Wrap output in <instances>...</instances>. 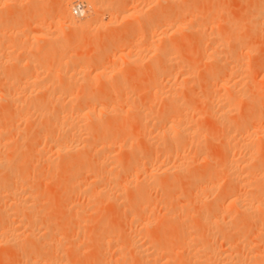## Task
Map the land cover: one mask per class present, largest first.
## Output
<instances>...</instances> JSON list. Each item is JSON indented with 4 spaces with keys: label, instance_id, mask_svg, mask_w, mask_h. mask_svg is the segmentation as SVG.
Listing matches in <instances>:
<instances>
[{
    "label": "rangeland",
    "instance_id": "obj_1",
    "mask_svg": "<svg viewBox=\"0 0 264 264\" xmlns=\"http://www.w3.org/2000/svg\"><path fill=\"white\" fill-rule=\"evenodd\" d=\"M3 1H5V0H2V2ZM8 1V0H7ZM21 2V3H18V6H13L14 7V9L12 8L11 9V11H8V12H10V13H7L9 16H12L11 18L13 19V18H15L16 17V19H13L14 20V22H12L13 20L11 19V18H9L10 19V22H12L13 24H16L17 26H18V23H20V21L22 22V24L20 23L19 24V26H18V29H17V27L15 28V30H14V28H13V24L11 25L10 23H8V24H10V25H8L6 22L3 24L4 26L7 24L8 25V27H6L5 26V28H2V25H0V30H2V34L0 33V39L3 41V43H1L2 41L0 40V45H4L3 46V48H8V50L10 49L9 47H12V45L14 44V42L16 43V42H19V41H17V40H20V41H22V43H26L25 45L23 44V46L27 49V47L28 48H32V47H34V45H36V44H34V43H39V45H41V47L38 45H36L37 47H39V50H40V53H38L39 52V50H38V48L37 47H35V48H37V50L35 49V50H30V49H27V51L29 50V51H31L32 52V55H31V52H26V54L28 55V56H26V54H20L21 55V60H27V59H30L31 57H29V56H32V59L33 58H36V60H37V58H38V56H35V55H41V50H45V47H46V45H51L50 43L49 44H47L49 41H47L46 39L45 40H42L41 39V35H39L41 32H39L38 33V31H41V29L43 30V28H41V27H39L40 25L38 24V23H41V25H44V26H42V27H46V25H47V27H46V29H44V30H47L48 32H49V30L48 29H50V30H52V29H54V27H55V29L56 30H52V32L53 31H57V30H59V31H57V32H59L60 34L61 33H63V36L61 37V35L59 34V33H57V32H53V33H56L57 35H55L56 36V38H57V40H56V38H55V36H54V42H53V44L51 45V46H53L55 43H56V41H58L57 42V45L59 46V44L62 46V45H64L65 43H62V41H66V44H67V41L69 40V41H71V43H69V45L71 46V48H66L67 50L64 52V53H62L61 54V58H62V60H65V62H63V63H66V61H67V59H68V57H69V59L70 60H74L75 61V63H74V61L73 62H71L70 60H68V61H70V63H72V64H69L68 63V61H67V63L68 64H65L64 66H66L67 67V65H71V68L73 69L75 66V68L73 69V71H72V69L71 68H68V69H70L68 72H70V74L71 75H73L74 76V78H73V76L71 77V76H69V82L70 83H68V79H65V77L67 76V75H70V74H67L64 78L59 74L60 72H57V71H59V69H57L56 70V68H57V66L58 65H60L59 67H61V63H62V60H61V58L59 57V59L61 60H59L57 57V55H59V54H57V52H56V54H55V52L54 51H58V48L59 47H61V46H59V47H57V49H55L54 50V48L52 47H50V46H47V47H50L51 49V51L52 52H49V53H53L55 56H57L56 58H57V60L55 61V57H53V58H55V59H53L52 58V56H51V58L54 60H51V58L50 57H48V58H50V60L46 57L45 58V56L44 57H40L39 56V58H42V59H40L41 60V62L43 63H46L45 61H42L44 58H45V60L46 59H48L49 60V64H48V62L46 63L47 65H46V67L48 68V65L50 66V67H53V68H48V69H50L49 71H48V69H44V66H45V64H44V66L39 70V64L38 63H40V60H35V59H33V61L34 62H37L36 63V65L38 64L39 66H37V68H35L34 69V67H28V69H27V66L25 67V65L23 66V64L21 63V66L20 67H18L20 70H17V72H19V71H23V72H25L24 70L26 69V70H28L30 73L31 72H33L34 70V74H36L37 72V74L38 75H41L42 74V72H43V70H47V71H44L43 73L44 74H42L43 75V78H42V75L41 76H39V77H41L42 79H46V81L47 80H49L50 82H52L51 80H53L54 82L56 81V78L57 77H59V76H57V75H60L61 77L60 78H63V80L65 79V80H67V81H64V83H66V84H68V85H66L65 87H63V84H62V80H60L59 79V82H58V85H59V83H60V81H61V85L60 86H62L63 87V89H64V91H65V89L67 88V93H69L68 95L69 96H67V94H65V93H62V87L59 89V90H62V91H59L58 89H56L55 91H53L54 92V94H56L55 96L56 97H61V98H63V94L64 95H66V96H64L65 98H63V100L61 99V101L62 102H64L63 103V105L67 102V98L69 97V99L70 98H73L74 99V97L77 99V100H75V101H79V102H75V104L74 105H78V106H81V105H79V103L81 102V101H83V103H85V104H83L82 102V106L83 105H86V102H84L85 100V98L83 99V98H81V97H87L88 96V94H86L83 90L84 89H86V92L88 93H90L91 95L90 96H88V97H90V99H92L93 98V100H94V98L95 97H92L93 95L95 96L97 93V96H99L101 99H102V101L101 102H103V101H105V102H103V104H101V103H99V105H97L98 107H99V109H101L102 107V110H103V112L101 111V112H99V109H98V111H97V114H98V112H99V117L101 118V116L102 115H105L106 117H107V110H109L110 112H108V113H111L112 115H111V117H113V118H111L110 116V118L109 117H105V116H103L102 118H101V120L100 121H97V120H99L100 118H97V120H95L94 122L95 123H97L98 122V124H99V126H100V122H102L103 120H105V121H103V125L102 126H108L109 125V128L108 127H106V128H108V129H106V128H104L103 130H104V132H102V133H104L107 137H108V139H107V141L105 140V142L106 143H113L114 142V144L117 146V148H115L116 146L114 145V147H112V149L110 150V155L109 154H107V159H109V160H107L106 158V160H107V162L104 160V158L102 159V161H103V163H105V166H106V168L108 167L109 168V166H110V168H109V170H108V168H107V171L108 172H112V170L115 172L116 170V173H113L112 172V174H113V177H112V179H111V182H108L106 179H104L103 181H102V183H100V187L101 188H99V189H97V190H95V189H93L94 187H91L92 186V184L91 183H89V182H91L92 180L94 181V177L92 178V172H90L92 175H88V174H90L89 172H87V173H85V171L83 172V173H85L86 174V176H87V179H86V177H85V175L82 173H80L81 174V176H80V179L81 180H79V182L77 183V185L78 186H76V184H74V185H72L71 183H69L68 184V181H70L69 179H67L68 177H69V174H67V173H69V171H70V169H68V170H66L65 172H66V174L63 172L64 170L63 169H61L60 167H62L60 164L61 163H59V162H61V161H59L58 162V160H57V162H55V164L57 163V165H55V170H53L54 168L52 167L51 169H50V167H51V165H48L47 163H45L44 164V161L41 159V153H43L44 151H46L45 153H47L49 156H51V157H53L52 159L53 160H55V159H58L59 158V156H55L54 154H56V153H52V152H50L51 151V146L53 147L55 144H56V139H57V141H59L60 139V136L59 135H61V133H60V131L58 132V134L56 133L57 131H55V130H57V129H55L54 131H51L50 133L51 134H54L53 135V137H54V139H53V141L51 142H49V143H52V145H50V144H48V142H47V140L49 141V139H45L44 138V136H42L41 138H44V139H42L41 140V142L42 141H44V142H42V143H40V145L41 146H39V147H37V148H39L40 149V147H41V149L43 150V147H44V151L42 152H39L38 150L37 151H32V152H34V154L31 152V154H33V155H29L28 154V152L27 151H29V149H28V144H26V145H28L27 147H26V145L25 144H23L24 142H25V138H27V141L30 139V138H28L29 137V135H32L31 133H32V130L31 131H29V132H31V133H29V132H27L26 133V127H28L29 125H27V126H25L26 124H28V122L27 121H25L26 122V124H24V123H20V121H19V112H17L18 110V108L20 107V106H17V108H16V110L17 111H15V105H13V104H11V103H7V105L8 104H11V105H8V106H6V107H9L10 106V109H8L7 110V108H5V105H6V101L8 102L9 100H6L7 98L6 97H2V99L3 98H6L5 100H3V101H5V103H0L1 105H0V125H2V127H0V129L2 130V132H4V140H2L3 141V143L1 142V144H2V147L5 145V144H7V146H4L5 147V149H3L4 151V155H6V158H5V160L7 159L9 162H11V163H13V165H9V162L7 163V160L5 161V163H6V166H9L10 168H12V167H14V156L15 157H17V159H16V164H18L19 162V166H20V168H18L19 169V171L21 170L22 172H23V170H24V172L26 173L25 175H27L28 174V176H25L24 177V174H21V178L20 177H18V179L20 178V185H22V184H25V188H26V190H27V192L29 193L30 192V194L32 195V199H34L33 201H35V202H33L32 201V199H31V202L33 203V204H31V205H34V204H36V206L34 205V208H36V210H38L40 213L38 214V212L36 213V217L35 218H37L38 216L37 215H40V219L39 218H37V219H39V221L38 220H36L35 219V221H38V222H35V226H36V228H37V230L38 231H41L40 232V234L42 233V235H46L47 237H49V235H48V233L46 232L47 230L45 229L44 230V228H48L49 226H50V228L51 229H53V231L50 229V228H48V231H50L51 230V234H50V236L52 237V240L50 239V237L48 238V242H53L54 241V243H56L55 245L57 246H55V247H53V248H58L57 249V251H55V249H54V251L52 250V247L50 248V243H48L50 246H48L47 244H45L46 246H48V247H44L43 248V250H39V245H38V247L39 248H37V250L38 251H40V253L41 252H43V253H46V254H41V256H40V259H41V257H42V261L44 262V260L43 259H45V261H47V260H50V259H53L54 258V260H57L56 262L57 263H59V261H58V259L57 258H59L60 259V263L59 264H74V262H75V260H76V263L75 264H103L104 262L106 263V264H110L111 262V264H135V263H138V262H140V261H138V262H136L137 261V259H135V257H134V260H133V256L134 255H132L131 254V252H130V250L132 251V249H129V248H131L130 246H129V244H128V239L126 240V242L124 241V237H127L128 236V233H130V231H131V229H129V227H130V225H129V227H127L128 225L127 224H130L131 222V220L130 219H132V217L133 216H136V215H138L139 214V216H140V213H142L141 211H143L142 209H147L146 208V206L143 208L142 206V201H144V199H140V200H142L141 201V203H140V205H141V207H140V205H139V207H140V209L141 210H139V208H138V211L140 212H136L135 210H137V208L136 207H132V208H128V206L127 205H129L130 206V203L127 201L126 202V200L124 199V198H126L127 196L125 195V193H127V195L130 193V195L131 196H133V194L131 193V191L133 190V189H137V188H141V187H147V189H148V192L151 194H149V197L151 198H149L148 197V199L150 200V204H151V207H149L150 208V210L151 211H154V212H148V211H145L146 212V214H145V218L147 219H149L152 223H151V225H150V228L148 227L147 229H146V231L147 232H143L144 234L145 233H147V234H145L146 236H148L149 238H150V236H149V234H152L151 235V238H153V240L155 239V236L157 237V239H155V240H157L156 242H154L153 240H151V243L154 245V246H156L157 244H161V245H163V247L164 248H167L168 250H165L166 252L164 253V257H165V259H163L162 260V262L161 263H167L168 262V264H189L188 263V259H190V258H192V255H194L195 254V256L197 257V258H203V257H201L200 256V254L202 255V256H210V251H209V249H208V247H206V248H204L205 246H203V250L200 252V251H196L197 249L199 250L201 247H199L201 244V242H203L204 241V239L206 240L207 238H206V235H207V229H206V227H207V225H206V227L204 226L206 223L204 222L205 220H198V219H200L199 218V215L197 216L196 215V212L198 213V209H200L201 211H203L204 210V208H205V210H206V208H207V205L210 203V207L209 208H211L212 207V209H213V207L215 208V206L213 205V204H215V205H217L216 206V209H214L215 210V212H217L216 213V215L220 218V217H224L225 215H226V213H225V210L224 211H222V213H221V209H225L226 207V209H228V208H230V209H228V210H226V212H228V211H232V207H231V205L229 204V201L227 202V201H225V200H222L221 199V193L223 192H225V194H227V192H228V194L229 193H231V191L233 192V191H238V193L240 194V193H242L241 194V198L243 199H245V203H246V201H248V202H250V201H256L255 199L257 198V199H264V194H263V197H261V195L259 194V192H260V190H257V188H260V187H258V186H260L259 184H256L257 182H258V180H259V182H261L262 184L264 183V141H263V136L262 135H264L263 133H264V62H262V61H264V19H262L261 21H259L261 18V16H259L260 15V13L261 14H263L262 16H264V0H190V1H188V0H186V2L185 3H187V1H188V3L190 4V6H187L186 8H184V6L185 5H183V7L182 8H184V10H183V14H184V16L186 17L185 19L186 20H183L182 18V16H181V18H179L178 17V15H177V17H178V19L176 18H173L172 16H170V13L172 12V11H169L168 12V10H166V8L168 7V9H170V10H172L173 9V11L174 12H176L177 10H179L180 8H178V6H179V3L178 4H176L177 6L175 7V8H177V9H174V8H172V7H170V6H172V5H170L171 3H173L174 2V0H171V2H170V0H166V1H169V5L170 6H165V5H163V2L162 1H164V0H152L151 2L149 1V0H132V2L130 1V3L128 4L127 3V5H126V8L128 7V9H130L131 10V8L132 9H134V8H136L137 10H140V12H139V14L140 15H144L143 17L142 16H140L139 14H135L134 16H132L131 18H133L134 20H131V21H129L128 19H127V21L125 22V24H126V27H125V25L123 24L124 23V21L125 20H121V19H119V20H117L118 21V23H117V21L116 22H114V25H116L115 27L114 26H112V24H108L107 25V27H105V25H103V26H99V28L97 27L98 25H100V23L98 24L97 22H96V24H98V25H94L93 23H94V21L96 20V19H94L95 17H93V15L94 16H96V15H99V14H95V13H92V10L91 11H89V15H91V16H87L88 14H86V16H85V14H84V12L85 13H87L86 11H87V9L88 8H84L83 10H81L82 8H83V5L84 6H89L91 3H93L94 1H97V0H82L81 2H84V4H82L81 2H80V0L77 2V0H67V2H66V0H62L63 2H57V0H47V1H45V0H18V2ZM23 1H25V2H23ZM36 1V2H35ZM73 1H75V2H77L75 5H74V3H73ZM105 1V0H104ZM108 1H110V0H106L105 2H107V3H111V2H108ZM112 1V0H111ZM135 1V2H134ZM137 1H138V4H137ZM143 1V2H142ZM149 1V2H148ZM157 1V3L155 4V2ZM166 1H164V4H165V2ZM27 2V3H26ZM35 2V3H34ZM87 2V4H89V5H86L85 3ZM146 2V3H145ZM161 3V4H158V3ZM22 3H24V5L22 4ZM32 3V4H31ZM59 4L58 6H60L59 8H58V6L56 5V4ZM69 4V6L68 5H66V4ZM79 3H81L80 5V7H81V11H79V9H77L78 11H76V10H74V12H73V9H75V6L76 5H78L79 6ZM149 3V4H148ZM152 3V4H151ZM154 3V4H153ZM168 3V2H167ZM166 3V4H167ZM183 3V2H182ZM184 3V4H185ZM40 6H39V5ZM42 4V5H41ZM130 4H132V5H130ZM139 4H141V5H139ZM151 4V5H150ZM19 5H20V7H21V11H20V8H19ZM148 5V6H147ZM187 5V4H186ZM28 6H30V8H28ZM45 6V7H44ZM144 6V7H143ZM16 7H18L17 8V10H16ZM34 8L35 7V9H37V10H34V9H32V8ZM42 7V8H41ZM54 9V10H56V12L58 13H55L54 12V10L52 9V8ZM66 8V11H65V9L64 8ZM109 8H110V6H108ZM39 8V9H38ZM45 8V9H44ZM63 8V9H62ZM144 8V9H143ZM162 8V9H161ZM4 9V8H3ZM45 11H44V10ZM60 9H62L61 11H63L64 13H62L61 11L59 12V10ZM90 9H91V7H90ZM153 9V10H152ZM156 9H158V10H156ZM185 9H188V11L187 12H189V13H187L186 12V10ZM53 10V11H52ZM145 10V11H144ZM160 10L162 11V13H163V11H164V15H166V14H168V15H166L165 16V18L167 17H169V19H171V18H173V20H175V21H170V22H168L169 24H167L166 23V20H165V18H163L164 16H158V15H160L161 14V12H160ZM260 10L262 11V12H260ZM4 11V10H3ZM14 11V12H13ZM17 11H18V14H16L17 13ZM29 11V12H28ZM35 11H37V12H39V13H37V16H35L36 15V12ZM68 11V13H66ZM75 11L79 14V16H77V13H75ZM84 11V12H83ZM151 11H153V13L151 12ZM167 11V13H165ZM35 12V13H34ZM40 12H41V14H40ZM45 12V13H44ZM48 12H50V13H48ZM51 12H52V15H51ZM71 12H73V13H71ZM91 12V13H90ZM142 12V13H141ZM149 12V13H148ZM151 12V13H150ZM158 12H160V14H158ZM180 12V10L178 11V13ZM185 12L187 13V14H185ZM13 15H12V14ZM19 13H23L22 14V16H19L20 14ZM29 13V14H28ZM31 13L32 14H35V15H32V16H30L31 15ZM43 13V14H42ZM60 13L61 14H63V15H61L60 16ZM155 13L156 14H158L157 15V17H158V19L160 18V20H162L163 21V19H164V24H162L161 25V23L160 22H158L159 20H156L157 21V23H156V27L153 25V23L152 22H156L155 20L154 21H152L151 22V18L150 17H148V16H152L153 14H154V16H155ZM39 14V15H38ZM56 14V15H55ZM67 15L68 14V16H69V14H70V16H69V18L71 19V16H72V19H71V21H72V26L70 25V26H68V24H69V22H71V21H67V20H70V19H68L67 18V16H65L64 17V15ZM76 14V15H75ZM82 14H83V16H82ZM174 14V16H175V14H177V12L176 13H173L172 12V14L171 15H173ZM4 15L6 16V11L4 12ZM18 15V16H17ZM46 15H47V17H46ZM75 17H74V16ZM136 15H138L137 17H136ZM188 15V16H187ZM189 15L191 16V17H189ZM23 16H24V18H23ZM25 16H28L27 18L25 17ZM33 16H35V17H33ZM51 16H53L52 18H54V17H56V18H54L55 20H53L52 18H51ZM77 16V17H76ZM100 16V15H99ZM148 18H147V17ZM154 16H152L153 18H154ZM259 16V17H258ZM8 17V16H7ZM29 17H30V19H29ZM44 17H46V19H47V21L46 20H44L45 18ZM58 17H60V18H58ZM139 17H141L142 18V20H141V18H139ZM51 18V19H50ZM77 19V20H75V19ZM83 18V19H82ZM85 18V19H84ZM90 20H89V19ZM96 18H97V16H96ZM99 18H101V17H98V19ZM147 18V19H146ZM156 18V17H155ZM154 18V19H155ZM191 19V21H190V19ZM256 18V19H255ZM263 18V17H262ZM41 21H40V20ZM48 19H50V20H52L53 22H54V25L52 24V22L50 21H48ZM62 19V20H61ZM63 19H65V21H67V22H65ZM82 19V20H81ZM98 19H97V21H98ZM148 20L149 19V21H146V20ZM157 19V18H156ZM179 19H181V21L179 20ZM15 20L17 21V20H20V21H17V22H15ZM40 22H39V21ZM44 20V21H43ZM60 20V21H59ZM78 20H80V21H82L81 22V24L83 23V25L82 26H80V27H78L79 25H81V24H79L78 22ZM84 20H88L89 21V23L91 24V22H92V24H91V26H88L89 25V23H87L86 25L84 24L85 23V21ZM121 20V21H120ZM153 20V19H152ZM185 22H183V21ZM38 21V22H37ZM62 21V22H61ZM64 21V22H63ZM76 21H78V22H76ZM84 21V22H83ZM120 21V22H119ZM142 21H146V22H143L142 23ZM161 21V22H162ZM167 21H168V19H167ZM188 21V22H187ZM258 21V22H257ZM36 22V23H35ZM43 22V23H42ZM60 22V23H59ZM121 22H123V23H121ZM135 22H137V24L139 25L138 27L140 28L141 27V30L142 31H140V29L136 26L137 24L135 23ZM150 23L149 25L147 24H145V23ZM173 22H175V24L173 25V28H175L174 30H175V32H177V34L174 32V30H173V28L171 27V23H173ZM178 22V23H177ZM179 22H181V23H183L182 25H183V27H182V25L179 23ZM187 22V23H186ZM189 22H191L192 23V26H190V30H189V26H187L188 24H189ZM32 23H33V25H32ZM46 25H45V24ZM57 23V24H56ZM75 23V29H71V27H73V24ZM117 23V24H116ZM120 23V24H119ZM130 23H131V25H130ZM134 23V24H133ZM143 24V26H142V24ZM166 23V24H165ZM176 23L178 24V25H176ZM194 23V24H193ZM25 24V25H24ZM36 24V25H35ZM67 24V26L68 27H70V30H68V27L66 26H64V25H66ZM79 24V25H78ZM123 24V25H122ZM158 24H160L161 25V27L158 25ZM198 24H200L201 25V27L204 25V29H205V33L203 34V35H201V36H198V35H196V34H193L196 30H193L194 29V27L193 26H195V25H197L198 26ZM261 24V25H260ZM16 25H14V26H16ZM21 25V26H20ZM26 25H28L27 27H26ZM31 25V26H30ZM61 25V26H60ZM77 25V26H76ZM93 25V26H92ZM117 25H119V26H117ZM122 25V26H121ZM132 26V28L130 27V29H132L133 30V32H131L132 30H130L129 32H130V34H129V32H128V34L127 33H125L126 32V30H125V28L127 29V28H129V27H127V26ZM153 25V27H155V28H157V27H160V29H158L157 28V30L154 28H152L151 29V26ZM10 26H12L11 28L13 29H11L10 28ZM26 28H25V27ZM38 26V27H37ZM50 26V27H49ZM54 26V27H53ZM59 26V27H58ZM83 26H85V31L84 30H81V28L83 27ZM86 26H88V28H90V30L88 29V28H86ZM110 28H109V27ZM121 26V28H119ZM146 26H148V27H150V28H148V27H146ZM163 26H165V27H163ZM174 26H176V27H174ZM177 26H181V27H177ZM187 28H186V27ZM196 26V27H197ZM23 29H22V28ZM36 27H37V30H36ZM51 27H53V28H51ZM56 27H58V28H56ZM62 27V28H61ZM77 27L80 29V30H78L77 29ZM94 28V29H92V28ZM97 29H96V28ZM112 27H114L113 29H119L120 31H118L119 33H117L115 30H113L112 29ZM134 27H136V28H134ZM185 27V28H184ZM195 27V28H196ZM199 27V26H198ZM2 28V29H1ZM34 30H33V29ZM39 28H41L40 30H39ZM124 28V29H123ZM144 28V29H143ZM164 28H165V30H164ZM169 28H171V29H169ZM178 28V29H177ZM8 29V32L6 31ZM26 29V30H25ZM61 29V30H60ZM90 31H88V30ZM99 29H102L101 31H103L104 30V32L103 33H105V34H107V35H104V34H101L100 35V31H98ZM145 29H147V30H145ZM150 29H151V32H148V31H150ZM167 29H169V30H167ZM185 29H187V30H189L190 32H188V31H183V30H185ZM10 30H11V32H10ZM25 32H24V31ZM73 30H75V31H73ZM77 30H78V32H77ZM125 30V31H124ZM161 30H163V31H165L166 32V34L165 35H162V34H164V32L162 33V32H160ZM167 30V31H166ZM16 31V32H15ZM23 31V32H22ZM61 31V32H60ZM63 31V32H62ZM84 33H83V32ZM93 31V32H92ZM111 31H113L112 33H110ZM123 31H124V34H123ZM138 31H140L139 33V36H138ZM143 31L145 32V31H147V32H145L144 34H143ZM169 31V32H168ZM193 31V33H191ZM6 32V33H5ZM13 32L14 33H16V35H14L13 34ZM19 32H21V33H19ZM27 32H28V34H27ZM46 32V31H45ZM70 32H75L73 35H71L72 33H69ZM87 32H89L90 33V35L88 34V36H87ZM91 32H92V34H91ZM95 32L97 33V34H95ZM107 32V33H106ZM158 32V33H157ZM197 32V31H196ZM8 33H10V37L7 35ZM38 33V34H37ZM50 33H51V31H50ZM65 33V34H64ZM86 33V34H85ZM117 33V34H116ZM132 33H133V36H132ZM136 33V35H134ZM148 33V34H147ZM149 33L152 35H149ZM169 33V34H168ZM198 33V32H197ZM20 34H24V35H21V36H18V35H20ZM34 34V36H35V34L36 35H38L39 37L38 38H35L34 40L36 41L37 39V41L35 42L34 41V43H33V41H32V39L33 38H30V37H33V36H31V35H33ZM68 34V35H67ZM78 34V35H77ZM83 34V35H82ZM99 34V35H98ZM201 33H199V35H200ZM4 35H5V37H4ZM12 35V36H11ZM58 35L60 36V37H58ZM65 35V36H64ZM70 35V37H68V40H66V36H69ZM94 35H96V36H94ZM97 35H98V37H97ZM108 35H113V36H111L112 37V39H109V40H111L110 42L109 41H106V39L104 40V38H110ZM128 35V36H127ZM140 35H142V36H140ZM174 35V36H173ZM8 36V37H7ZM16 36H18V37H20V39L19 38H17ZM25 38H24V37ZM30 36V37H29ZM105 36H108V37H105ZM134 36H135V38H134ZM144 36V37H143ZM147 36V37H146ZM168 36V37H167ZM28 37V38H27ZM64 37V38H63ZM90 37H92V38H94V40L92 39V38H90ZM100 37V38H99ZM102 37H103V39H102ZM127 37V38H126ZM145 38V39H147V38H149V39H147L146 41V43H145V41H143V40H145V39H141V38ZM152 37V38H151ZM161 37H163V39L161 38ZM166 37V38H165ZM6 38V39H5ZM11 38V39H10ZM13 38H15V39H13ZM23 38H24V40H23ZM59 38V39H58ZM62 38L64 39V40H62ZM78 38H79V41H78ZM96 38H99V39H102V40H100L99 41V39H97L98 40V43H100V44H106L105 46L104 45H101L100 46V44H98V45H95L94 47H93V44L94 43H97V42H95V39ZM119 38V39H118ZM123 40H122V39ZM124 38L126 39V40H124ZM129 38H130V40H129ZM165 38V39H164ZM169 40H168V39ZM213 38V39H212ZM40 39V40H39ZM44 39V38H43ZM84 39V40H83ZM128 39V40H127ZM136 39V40H135ZM140 39V40H139ZM214 40V42L212 43L210 40ZM13 40H15L14 42H13ZM86 40H87V42H86ZM90 40V41H89ZM92 40V41H91ZM121 40V41H120ZM132 40V41H131ZM135 42H134V41ZM183 40V41H182ZM232 40V41H231ZM8 41V42H7ZM12 41V42H11ZM41 41V42H40ZM64 41V42H65ZM68 41V42H69ZM104 41H106V42H104ZM113 41H114V43H116V41H117V43L116 44H114L113 43ZM124 41H129V42H127V43H125ZM137 41H139L140 42V44L137 42ZM142 41V42H141ZM150 41H152V42H150ZM155 41V42H154ZM157 41H158V43H157ZM172 41H173V43H174V45H173V43H172ZM227 41V42H226ZM5 42H7V43H5ZM30 42V43H29ZM43 42L44 43H46V44H44L43 45ZM60 42V43H59ZM86 42V43H85ZM91 42V43H90ZM103 42V43H102ZM111 42H112V45H110L111 44ZM123 42H124V44H123ZM131 42V43H130ZM135 44H134V43ZM148 42H149V45L150 44H154L153 46L154 47H151V45L150 46H148L147 44H148ZM166 42L167 43H169V45H170V42H171V44L173 45H171L172 46V48H174V50H175V52L178 54H172V56L170 55V59H171V57L172 58H174L173 59V61H175L174 63H171V64H175V63H177V64H175L174 66H176V67H174V66H172V67H174V68H172L169 64H170V62H169V64H168V62H167V64H168V67L170 66V68H172V69H170V70H173V71H175V72H171L170 71V74H168L169 72H166L165 74H166V76L167 75H169V76H165L164 77V75H163V77H162V75L161 76H159L160 74H158V72H160L161 74H163L162 72H163V70H165V69H167L165 66H163V65H165L164 64V62L161 60V59H159V57L157 56V54H156V52H154L153 50H155V48L156 47H161V46H163V45H167L166 44ZM19 43H21V42H19ZM22 43H21V45H22ZM41 43V44H40ZM59 43V44H58ZM84 43V44H83ZM119 43H121V45L119 44ZM138 43V44H137ZM141 43L142 44H145V45H141ZM157 45H156V44ZM163 43V44H162ZM185 43V44H184ZM212 43V44H211ZM29 44V45H28ZM32 44H34V45H32ZM132 44L134 45V46H132ZM215 44V47H218V49L220 50V51H218V55L217 54H215V56L217 55L218 57H220V59L219 60H221V62L223 61L224 62V60L226 59V61H228V60H230V58H231V56H233V54H234V56H239L240 54H241V56H239L240 58V63H239V65H240V74H241V76H239L238 74V71L237 72H234V71H231L232 72V75H231V73H230V70L231 69H223V71L220 69V71H221V73L219 72L218 73V75H217V77H214L213 75V77H211V73H210V71L211 72H213V73H215V66H217L218 67V65H217V62L215 61L216 59V57L214 56V58H212L211 56H213V55H210L209 53H210V50L213 48V45ZM15 45H19L18 43L17 44H15ZM28 45V46H27ZM30 45L32 46V47H30ZM68 45V44H67ZM114 45V46H113ZM124 45V46H123ZM137 45H140V46H143V47H140V46H137ZM159 45V46H158ZM186 45V46H185ZM188 45V46H187ZM44 46V47H43ZM83 46H85V47H83ZM96 46H100V48H97ZM106 48V49H102V48H104V47ZM108 46V47H107ZM128 46L130 47V46H132V48L133 47H135V48H133V49H135V50H133L131 47L130 48H128ZM175 46V47H174ZM195 46V47H194ZM211 46V47H210ZM46 47V49H48ZM81 47V48H80ZM83 47V48H82ZM87 47H89V48H87ZM91 47V48H90ZM93 47V48H92ZM111 49H110V48ZM115 47V48H114ZM141 49H140V48ZM177 47V49H175ZM2 47H0V51H1V53H2V51H5V49H1ZM14 48V47H13ZM41 48V49H40ZM44 48V49H43ZM143 48V49H142ZM182 48V49H181ZM184 48V49H183ZM211 48V49H210ZM14 49H16V48H14ZM100 49V50H99ZM149 49V51L147 52V50ZM10 50H12V48L10 49ZM95 50H98V51H102V52H107L108 53V56H107V53L105 54V58L104 59H100L101 61L102 60H105V61H99V62H101V64H102V66H101V64L99 63V64H97V65H95V64H93L92 63V61H95V59L94 58H98L99 56H103V55H101L102 54V52L99 54V53H97L98 51H95ZM107 50V51H106ZM130 50H131V53H130ZM140 50V51H139ZM152 50V51H151ZM173 50V49H172ZM173 50V51H174ZM239 52V54H238V52ZM46 51V50H45ZM49 50H47L46 51V53L48 52ZM61 51V50H60ZM71 51V52H70ZM115 51V52H114ZM128 51V52H127ZM134 53H133V52ZM138 51V52H137ZM35 52H37L38 54H36ZM69 52V53H68ZM96 52V53H95ZM151 52V53H150ZM174 52V53H175ZM220 52V53H219ZM232 52V53H231ZM0 53V54H1ZM4 53H6V52H4ZM18 52H16V58H18L20 55H18L17 54ZM45 53V52H44ZM44 53H42V55L44 54ZM45 53V54H46ZM65 53H68L67 55L65 54ZM119 53H120V55H119ZM122 53V54H121ZM15 54V53H14ZM64 54V55H63ZM98 54V55H97ZM104 54V53H103ZM126 54V56L128 55V54H130L132 57H133V61H131V63L129 62L128 63V61L129 60H127V62L124 60L123 61V59L122 58H124L125 56H122V55H125ZM135 55V57H134V55ZM152 54V55H151ZM220 54V55H219ZM230 54H231V56H230ZM1 55H3V56H5L6 54H1ZM0 55V56H1ZM41 55V56H42ZM47 55H48V53H47ZM75 56V59L72 57V58H70L71 56ZM138 55V56H137ZM176 55V56H175ZM120 56H122L121 58H120ZM157 56V57H156ZM174 56V57H173ZM230 56V57H229ZM25 57V58H24ZM65 57V58H64ZM132 57H131V59H132ZM4 57H2V58H0L1 60H0V64H1V66H0V80L2 79V78H5L6 77V75H5V77H4V74L5 73H2V71H1V69L3 68V67H6V66H4V64L3 63H5L7 60H5L6 59V57H5V59H3ZM24 58V59H23ZM64 58V59H63ZM80 58V59H79ZM100 58H103V57H100ZM109 58V59H108ZM138 59V62H137V59ZM142 60H141V59ZM176 58L178 59V60H176ZM88 59H89V61H88ZM2 60H5V62L4 61H2ZM31 60V59H30ZM47 60V61H48ZM79 60H81V61H79ZM86 60H87V63H86ZM97 60V59H96ZM107 60V61H106ZM155 60H159V62H157V61H155ZM39 61V62H38ZM51 61H52V63H56L55 65H57V66H51ZM60 61V63H57V62H59ZM77 61V62H76ZM83 61L85 62V64L83 63ZM91 61V62H90ZM162 61V62H161ZM171 61V60H170ZM184 61V62H183ZM1 62H3V63H1ZM80 62V63H79ZM81 62H82V64L83 65H86V67L85 66H83V65H80L81 64ZM104 62V63H103ZM136 64H135V63ZM162 64H161V63ZM179 62H182V63H179ZM7 63V62H6ZM41 63V64H42ZM76 63H77V65H76ZM133 63V64H132ZM74 64V65H73ZM154 65V66H156L157 67V65L156 64H159L160 66L159 67H157V70H156V67H154V66H151V65ZM5 65H9L8 66V68L9 67H12L11 65L12 64H5ZM36 65L34 64V66L36 67ZM80 65V66H79ZM182 65V66H181ZM183 65H185V66H189V68L187 69V68H185V67H183ZM25 68H23V67ZM42 66V65H41ZM62 66H63V64H62ZM74 66V67H73ZM79 66V67H78ZM82 66V67H81ZM93 66V69H95V70H93V69H91V67ZM100 68H99V67ZM178 66V67H177ZM180 66V67H179ZM190 66H191V68H190ZM220 66V65H219ZM2 67V68H1ZM45 67V68H46ZM58 67V68H59ZM83 68V69H79V68ZM88 67V68H87ZM150 67H151V72H150ZM153 67V68H152ZM7 68V67H6ZM15 68V67H14ZM21 68H22V70H21ZM78 68V69H77ZM99 68V72L96 70V69H98ZM159 68L161 69V70H159ZM176 68V69H175ZM178 68H180V69H178ZM24 69V70H23ZM30 69V70H29ZM61 69H62V67H61ZM64 69H65V71H67V68H65L64 67ZM63 69V70H64ZM76 69H77V71H76ZM88 69V70H87ZM89 69H91V70H89ZM156 71H158V72H156L155 73V70ZM190 69V70H189ZM194 69V70H193ZM218 69H219V67H218ZM2 70H4V68L2 69ZM31 70H33V71H31ZM51 70H54V71H52L51 72ZM78 70H81V71H78ZM101 70H105V73H104V71H101ZM109 70V71H108ZM112 70H114V71H112ZM168 70V69H167ZM183 70V71H182ZM5 72L6 71H8V72H10L9 70H4ZM40 71V72H39ZM74 71H75V73H74ZM86 71H91L90 73H91V75L88 73V72H86ZM108 73H107V72ZM217 71H219V70H217ZM7 72V73H8ZM13 72H15V71H13ZM17 72H15V73H17ZM20 72V73H21ZM28 72V73H29ZM47 72L49 73V74H47ZM62 72H64V71H62ZM61 72V73H62ZM78 72H80V73H78ZM84 72V73H83ZM100 72H102V73H104V74H102V75H106L107 76V78L105 79V82L104 83H102L101 81H103L104 80V78H105V76L104 77H102L101 75V78L99 77V73ZM11 73H12V71H11ZM25 73H27V72H25ZM50 73H51V75H50ZM56 73V74H55ZM110 73V74H109ZM152 73V74H151ZM154 73V74H153ZM174 75H173V74ZM177 73H179V75L177 74ZM180 73H182V74H184V75H181ZM212 73V74H213ZM223 73V74H222ZM226 73L228 74V75H226ZM47 75V78H46V75ZM53 74L55 75V77L54 78H52L53 77ZM81 75L82 76V78H81V76H79V75ZM86 74V75H85ZM93 74H96V76H94ZM156 74H158V76L156 75ZM208 74H210L209 76H208ZM224 76H222V75ZM235 74V75H234ZM50 75V76H49ZM90 75V76H89ZM152 75V76H151ZM157 76L156 78L154 77V76ZM170 75H172V76H170ZM176 75V76H175ZM219 75L220 76H222V77H219ZM48 76H49V78H52V79H48ZM57 76V77H56ZM78 76V77H77ZM110 76V77H109ZM118 76H119V78H118ZM188 77V79H187V77ZM77 77V78H76ZM90 77H91V79H92V81H91V79H90ZM109 77V78H108ZM116 77V78H115ZM185 77H186V79H185ZM239 77H241L242 78V83H239V80L238 79H241V78H239ZM67 78V77H66ZM73 79L74 81H73V85H74V87H73V85H72V83H71V79ZM94 78V79H93ZM151 78V79H150ZM166 78H168V79H166ZM210 78V79H209ZM212 78H214V79H212ZM80 79V80H79ZM82 79V80H81ZM84 79V80H83ZM103 79V80H102ZM150 79V80H149ZM153 79V80H152ZM3 80H5V81H3ZM6 80H7V82L8 81H10V80H8V77L7 78H5V79H2V86H1V82H0V86L2 87V88H0V95H2V96H4V95H11V93L10 92H12V94L13 95H15V96H17L18 94H17V92H19V90L17 89L18 87H13V86H11L10 84V82H6ZM75 80H78V81H75ZM101 80V81H100ZM115 80H118L117 82L115 81ZM186 80V81H185ZM191 82H190V81ZM44 81V80H43ZM57 81H58V78H57ZM93 83V85H95V86H93L92 84V86H90L89 87V85H90V83ZM113 81V82H112ZM121 81V82H120ZM179 81V82H178ZM6 84H5V83ZM74 82H76V84H74ZM80 82V83H79ZM100 82V83H99ZM107 82H109V83H107ZM150 82H153L152 83V85H151V83ZM157 83V84H159L160 86H162V87H159V85H157V84H155V83ZM185 82H186V84H187V87H186V85H185ZM223 82V83H222ZM226 82V83H225ZM95 83V84H94ZM115 83V84H114ZM120 83H122V86L120 85ZM147 83H149V84H147ZM180 83V85H178ZM182 83V84H181ZM221 83V84H220ZM226 84V89L224 90V88H222L221 87V85H223V84ZM72 86H71V85ZM87 84H88V89L86 88V86H87ZM119 84V85H118ZM124 84V85H123ZM169 84V85H168ZM224 84V85H225ZM4 85H5V87H4ZM97 85V86H96ZM116 85V86H115ZM148 85H150V86H148ZM154 85V86H153ZM173 85V86H172ZM182 85H183V88H185V89H187L186 91L189 93H187L186 91H185V89L183 90V89H181L182 88ZM194 85V86H193ZM233 85V86H232ZM8 86H9V88H8ZM11 86V87H10ZM71 86V87H70ZM124 86V87H123ZM159 88H158V87ZM229 88H228V87ZM8 89H7V88ZM73 87V88H72ZM148 87H149V90H148ZM153 87H154V89H153ZM177 87V88H176ZM191 87V88H190ZM220 87V88H219ZM4 88V89H3ZM12 88V89H11ZM14 88H16V92H15V90H14ZM174 88V89H173ZM178 89V90H176V89ZM231 88V89H230ZM235 88V89H234ZM32 89V88H31ZM35 89V88H34ZM34 89H32V90H29V92L31 93V95L32 96H34V97H36L37 99H39L40 100V102H45V104H42V105H44V107L42 108V107H40L41 109H44L45 107L47 108V109H49V108H51L50 106V104H48L49 102H48V100L46 99V98H44V96H47L48 97V95H49V93H47V92H45V91H43L44 93H42V92H40V90H37L36 91V89H35V91L37 92V94H41V96L44 94V96H43V99H46V101L45 100H43L42 99V97H39L37 94V96L39 97H37V96H35V91H34ZM70 89H72V91L73 92H71V90ZM117 89V90H116ZM158 91H157V90ZM160 89H163V91H161ZM228 89H230L231 91L232 90H234V91H241V95L239 94V95H237V97H235V100H237V99H240V100H237V102L235 101V100H233V101H235V102H232V103H229L228 104V102H226L225 101V103H227V104H225L226 105V107L228 108V110L229 111H231V112H228L227 111V115H226V117L228 116V119L226 118V121L227 120H230V122L231 123H228V126L231 124V125H233V126H230V127H228L227 126V124H226V128H224L225 127V125H224V127H223V125L221 124L220 125V123H219V125L220 126H222L223 127V129H222V127H220V126H216L217 128H218V130H217V128L215 127V124L213 125V123L211 122V117L209 116V114H207V112H208V110L207 109H212L213 108V106L214 105H216L217 103H215V102H217L218 100H221L222 101V99H224V98H226V96L224 95V94H228V92L230 91V90H228ZM4 90H6V91H4ZM7 90L8 91H10V90H12V91H10V92H8L7 93ZM14 90V91H13ZM120 90V94H119V91ZM122 90V91H121ZM123 90H124V92H123ZM153 90H154V92H158V94L157 95H155L154 94V92H153ZM172 91L173 93L174 92H177V93H174L175 95H178L177 97L178 98H176V99H178L179 101H180V99L182 100V98H183V100H184V102H183V100L182 101H180L179 102V104L178 105H174V108H172V106H173V104H172V102H169V99H168V101H166V99H165V93H169L170 91ZM176 90V91H175ZM32 91H33V93H32ZM63 91V92H64ZM159 91H161V92H163L162 94H160V92ZM164 91H165V93H164ZM169 91V92H168ZM193 91H195V92H193ZM2 92H4L5 94L3 95V93ZM14 92V93H13ZM20 92H21V90H20ZM81 92L84 94H81ZM93 92L95 93V94H93ZM151 92V93H150ZM153 92V93H152ZM17 95H16V94ZM51 94H53L52 92H50ZM59 93H61L62 95H60ZM77 93H80V95L79 94H77ZM100 93V94H99ZM122 93H124V94H122ZM127 93V94H126ZM192 93V94H191ZM75 94V95H74ZM85 94L87 95V96H85ZM104 94V95H103ZM119 94V95H118ZM188 94V95H187ZM194 94V95H193ZM102 95V96H101ZM108 97H110V98H108ZM155 95V97H153V96ZM161 95L163 96V97H161ZM174 95V96H175ZM191 95V96H190ZM218 95V96H217ZM12 96V95H11ZM18 96H21L22 97V94L20 93ZM17 96V97H18ZM106 96V97H105ZM112 96H114V97H112ZM116 96V97H115ZM124 96V97H123ZM152 96V97H151ZM157 96V97H156ZM190 96V97H189ZM221 98H220V97ZM241 96H242V98H241ZM16 97V98H17ZM92 97V98H91ZM99 97H96L95 98V100H98V98ZM119 97V98H118ZM160 97V98H159ZM188 97H189V99H188ZM193 97V98H192ZM210 97V98H209ZM240 97V98H239ZM243 97H244V99L246 98V100H243ZM79 98H81L82 100H80ZM124 98V99H123ZM127 98H132L130 101H129V99H127ZM153 98V99H152ZM191 98V99H190ZM209 99V100H207V99ZM213 99V100H210V99ZM216 98V99H215ZM237 98V99H236ZM253 99V100H250V99ZM1 99V98H0ZM2 99L0 100L1 102H3L2 101ZM79 99V100H78ZM106 99V100H105ZM110 99V100H109ZM112 99V100H111ZM119 99V100H118ZM161 99V100H160ZM242 99V100H241ZM38 100V101H39ZM42 100V101H41ZM94 100V102H95V104H97V102H100V101H95ZM114 100V101H113ZM118 100V102H116V101ZM120 100H126V101H120ZM215 100V101H214ZM231 100V101H232ZM109 103H107V102ZM137 102V104H136V102ZM164 101H165V103H164ZM230 101V102H231ZM243 101H246V102H243ZM114 104H113V103ZM133 102V103H132ZM146 102V103H145ZM105 103H107L108 104V106H109V108L107 109V104H106V106H100V104L101 105H104ZM113 104V106H112V104ZM121 103H122V105H121ZM125 103V104H124ZM129 103H130V106H131V108H132V104H134V105H136V107H139V108H136L135 106V109L137 110H139L140 108H145V107H147V108H145L147 111V113L149 114V116L148 117H146V119L143 121V123L141 122V123H137V120L135 119L136 117V114L135 113H133V114H135L134 115V119L132 118V112H131V108H130V106H129ZM132 103V104H131ZM149 103H151V104H149ZM172 104V106L170 105V104ZM181 103V104H180ZM67 104V103H66ZM93 104V103H92ZM120 104V105H119ZM140 104V105H139ZM141 104H143V107H142V105ZM147 104H148V106H147ZM167 104V105H166ZM176 104V103H175ZM183 104V105H182ZM185 104V105H184ZM189 104V105H188ZM193 106H192V105ZM49 105V107H47ZM116 105V106H115ZM124 105V106H123ZM139 105V106H138ZM179 105H182V106H179ZM11 106H13L14 108V110H13V112L14 113H12V111H11ZM117 106H118V108H120V109H118L117 108ZM141 106V107H140ZM150 106H152V108H150ZM167 107L168 108V111H169V109L171 110V111H173V110H175L174 112H170V117H168V113L169 112H167L166 110L167 109H165L164 107ZM172 108H170V107ZM177 106H179L181 109H183V112H182V110H181V112L182 113H184L185 111L184 110H186L185 109V107L187 108H194V109H188L187 108V110L186 111H192V112H194V114H193V119L191 118V116H190V119L189 120H191L190 122H191V124H193V123H195L196 125L194 126V128L196 127H198V129L199 130H196V128L194 129L193 127H191V128H193L194 130H196V131H198V132H202V131H204V132H202L201 133V136L202 137H205V138H202L201 137V139H200V142L201 141H204V144H203V142H202V144H200V145H204V147H203V151L204 152H201L200 150H202V149H197V151L199 150V152H196V153H193L192 152V145H190V147L187 145L186 146V149L184 150H182V152L181 151H179V154L178 153H176V151H175V149H172V150H174V151H172V150H168L167 149V147H165L166 149L165 150H167L169 153H171V156H170V154L168 153V154H166L167 152H165L164 153V147L162 146V148H161V146H160V144H161V141L159 140V142H160V144H156V145H154V147L156 146V151H154V148L153 149H150L151 151H149V153H151L152 152V156H151V154H149L146 150H144V146H143V148H142V143L140 142V141H142L143 142V139H141V137L143 136V134L144 133H148V132H150L151 130V128L153 127V125L154 124H157V123H159V122H156L157 120H160L161 118V113H162V118H163V121L166 119V121H169V120H174L175 118H177V120H179V118H180V115H182V114H180V115H178L179 113H178V111H177V109L180 111V108L179 107H177V109H176V107ZM185 106V107H184ZM206 106V107H205ZM210 108H209V107ZM231 106V107H230ZM236 106V107H235ZM101 107V108H100ZM106 109H105V108ZM112 107H114V108H112ZM121 107H123V108H121ZM127 107V108H126ZM134 107H133V109H132V111L134 112ZM45 108V109H46ZM111 108H112V110H111ZM124 108L126 109L125 111H124ZM227 108H226V110H227ZM4 109H6V111H2V110H4ZM46 109V110H47ZM127 109H128V111H127ZM151 109H153V110H151ZM10 110V111H9ZM20 110H21V107H20ZM106 112H105V111ZM115 110H118L117 112H119V113H117L118 115H119V117L116 115V112H113V111H115ZM122 112H121V111ZM141 110V109H140ZM137 111V113L139 112V113H141V111ZM150 110V111H149ZM112 111V112H111ZM145 111V110H144ZM176 111H177V114L176 115H178V117L175 115V113H176ZM16 112L18 113L17 114V116H18V120H16L17 118H15L16 117ZM22 112V111H21ZM20 112V113H21ZM130 112V113H129ZM136 112V111H135ZM165 112V116H167V118H165V116L163 117V113ZM180 112V113H181ZM206 112V113H205ZM210 112V111H209ZM6 115V113L8 114L6 117L5 116H3L4 114ZM10 113H11V117H8V116H10ZM106 113V114H105ZM120 113H121V116H120ZM123 113V114H122ZM126 113H128V114H126ZM160 113V114H159ZM186 113V112H185ZM185 113L183 114L184 116H185ZM153 114V115H152ZM160 116H159V115ZM189 114H192L191 112L189 113ZM229 114V115H228ZM124 115H126V116H123ZM128 115H130V117L128 116ZM138 115V114H137ZM182 115V116H183ZM97 116V117H98ZM114 116H117V118L116 117H114ZM151 116L153 117V118H151ZM159 116V117H158ZM172 116V117H171ZM173 116H176V117H174V119H172L173 118ZM183 116V117H184ZM1 117H4L3 118V120H6V121H3V120H1L2 118ZM21 117V116H20ZM104 117L106 118V119H104ZM122 117V118H121ZM129 117V118H128ZM158 119H157V118ZM210 117V118H209ZM6 118H10V121L8 120V119H6ZM15 118V119H14ZM116 118V119H115ZM125 118V119H124ZM156 118V119H155ZM160 118V119H159ZM169 118H171V119H169ZM11 119H12V121H11ZM14 119V120H13ZM41 119L42 118H40V119H37L38 120V122L41 124H43V121H45V119L47 120V118H45L44 117V119H43V121H41ZM112 120V121H110V120ZM123 119V120H122ZM129 119H133V122H135V123H137V125L135 124H133V122L131 121V120H129ZM151 119H153V120H151ZM8 120V121H7ZM22 120L24 121V119L22 118ZM114 120V121H113ZM117 122H116V121ZM120 120H121V122H120ZM125 120H126V122H125ZM134 120H136V121H134ZM146 120H148L147 122H146ZM150 120V121H149ZM156 120V121H155ZM162 120V119H161ZM188 120V121H189ZM194 120V121H193ZM213 120V119H212ZM18 121V122H17ZM108 121H110L109 123L111 124L112 123V133H111V130L108 132V130L110 129V124L108 123ZM124 121V122H123ZM131 121V122H130ZM2 122H5V123H2ZM7 122H9V123H7ZM11 122L13 123L12 125H11ZM47 122V121H46ZM46 122H44L45 123V125H46V127L48 128V126H50L49 124H48V126H47V123ZM86 122H88V123H90L89 121H86ZM93 122V121H92ZM93 122V123H94ZM104 122H105V124H104ZM139 122V121H138ZM162 122V121H161ZM214 123H216L215 121H213ZM228 122V121H227ZM119 123H121V124H119ZM122 123H125V125L124 126H129V130H128V128H127V131H128V133H125V131L126 130H124V129H126L124 126H123V124ZM126 123H127V125H126ZM147 125H146V124ZM150 123V124H149ZM235 123H236V125H237V123H238V126L236 127V125H235ZM24 124V125H23ZM36 124H37V121H36ZM40 124H37L38 126L40 125ZM131 124H132V126H131ZM153 124V125H152ZM191 124H190V126H191ZM218 124V123H217ZM224 124V123H223ZM5 125V126H4ZM10 125V126H9ZM33 125V124H32ZM30 126V127H32V129H33V133H35L34 131H36L35 129H36V127H35V129L33 128V126ZM37 125H35L34 124V126H37ZM91 125H92V127H93V125H94V129L96 130V129H100V128H102V127H100V128H96L97 127V125L96 124H92L91 123ZM115 125L116 126H118V127H115ZM134 125V126H133ZM141 125V126H140ZM144 125H145V127H149V130H148V128L146 129L145 127H144ZM242 125V128L240 127ZM244 125V126H243ZM5 128H4V127ZM16 126V127H15ZM24 126V127H23ZM37 126V127H38ZM41 126H43V125H40L39 127H38V130H40L41 128ZM96 126V127H95ZM124 128L123 130H122V128ZM30 127H28V129L30 130ZM46 127H44V128H46ZM116 129H118L117 130V132L116 131H114V129L115 128ZM141 127V128H140ZM143 127V128H142ZM151 127V128H150ZM240 127V128H239ZM25 128V129H24ZM40 128V129H39ZM43 128V129H44ZM47 128H46V130H47ZM121 128V132H119V129ZM237 128L239 129V131L237 130ZM262 128V129H261ZM49 129V128H48ZM115 129V130H116ZM225 129H228L227 131L229 132V133H225L226 131H225ZM233 129V130H232ZM241 129V130H240ZM260 129V130H259ZM1 130H0V133H1V135L3 134L2 132H1ZM4 130V131H3ZM16 130V131H15ZM25 130V131H24ZM45 129L44 130H42V134L41 135H44L43 134V131L45 132L46 131ZM53 130V129H52ZM144 130V131H143ZM145 130H146V132H145ZM221 132H220V131ZM15 131V132H14ZM18 131V132H17ZM48 131V130H47ZM97 131V130H96ZM102 131V130H101ZM101 131L98 133V134H102L101 133ZM105 131H107V132H105ZM222 131H223V133H224V135L226 136V137H231L233 140L231 141V139H228L229 140V144H234L235 143V145H236V143H238V141L239 140H243L242 142H244L245 144V146L247 145V147H245L244 145H242L241 143H240V141H239V145L240 146H242V149L243 150H248V151H246L245 150V152L242 150V152H243V154L244 153H250V154H248L247 155V157H251L250 158V161L249 162H251V163H248V162H246V164H243L242 166H246V167H244V168H246V169H243V174L240 172V174L243 176L244 174H245V176H241L242 177V179L241 180H243V178H246V179H244V181H241V183L243 184V185H239V184H237V180H234L233 178V181L236 183H234L235 184V187L234 188H236L237 186L236 185H239V187H237V189H234L233 190V186H234V184H232V185H230L231 184V182H232V180L231 179H229V176L231 175V173H229L230 171L227 169V170H225L227 167L225 166V164L227 163V162H225V158H227V156L229 155V159H237V155L239 154V153H242L241 152V147H239V145H238V147H237V145L235 146H233V147H231V146H227V144H226V148H225V146H221V143L223 144V142H221L222 140H220V143H219V141H218V139H221L220 138V136L221 137H223L224 135H222ZM238 131V132H237ZM36 132H38V131H36ZM52 132H54V133H52ZM113 132H115V136L113 135ZM122 134L123 135V132H124V136H122L121 137V135L119 134ZM143 134H142V133ZM206 132V133H205ZM218 132H220V133H218ZM261 132V133H260ZM263 132V133H262ZM16 133V134H15ZM23 133H24V135H26L27 134V136L26 137H24V135H23ZM26 133V134H25ZM29 133V134H28ZM39 133V132H38ZM116 134H117V136H116ZM120 136H119V135ZM206 134V135H205ZM229 134V135H228ZM0 135V139H2V136ZM23 135V136H22ZM57 135V136H56ZM62 135H64V133L62 134ZM61 135V137H63ZM96 136V137H94L95 138V140H96V138L97 137H101V136ZM126 135L128 136V138L129 139H127V137H126ZM259 135H261V136H259ZM104 136V135H103ZM145 136V135H144ZM143 136V137H144ZM223 137V139L224 138H226V137ZM20 137H24V139L22 138H20ZM113 137V138H112ZM124 137V138H123ZM126 137V138H125ZM142 137V138H143ZM33 138V137H32ZM31 138V139H32ZM47 138V137H46ZM102 138V140L104 141V138H105V136L104 137H101ZM114 138H116V142H115V139ZM121 138V139H120ZM263 138V139H262ZM51 139V138H50ZM51 139V140H52ZM114 139V140H113ZM119 139V140H118ZM125 139V141L127 140V141H129L130 142V144H132L133 146H136V143H138V146H136V148L138 149H143L142 150V152H141V150H139L138 152L139 153H143L144 152V157H143V155L142 154H139V153H137L139 156H138V160L139 161H137V156L135 157L136 158V160H135V158H133V160H135V161H137L136 163H134L133 164V160H127V163H128V165L126 164V155L127 154H129V153H127L126 154V150H124L123 151V149H124V147H123V143L125 144L124 146H126V143L128 144V142L126 141V142H123V140ZM204 139V140H203ZM235 139V140H234ZM260 139V140H259ZM16 140H18V141H16ZM87 140V139H86ZM91 140V139H90ZM94 140V139H93ZM93 140H91V141H93ZM98 140H100V138L98 139ZM97 140V141H98ZM113 140V141H112ZM226 142L228 141L227 139H224ZM24 141V142H23ZM27 141L25 142V143H27ZM45 141H46V143H45ZM90 141V142H91ZM103 141L102 142H100V143H103ZM112 141V142H111ZM163 141H165L166 142V140H163ZM235 141H237V142H235ZM16 142V143H15ZM19 142V143H18ZM20 142H22V144L20 143ZM29 142V141H28ZM73 142H75V141H73ZM72 142V144H76V145H78V142L77 143H73ZM89 142V141H88ZM93 142H95V145L97 146V149H98V147H100V145H102V144H99V142L98 143H96V141H93ZM92 142V144L91 145H93V147H95V145H94V143ZM119 142V143H118ZM133 142V143H132ZM136 142V143H135ZM158 142V143H159ZM232 142V143H231ZM15 143V144H14ZM55 143V144H54ZM134 143H135V145H134ZM139 143H141V144H139ZM145 143V142H144ZM144 143H143V145H144ZM164 143V142H163ZM167 143V144H166ZM166 143H164V145L166 144V146H168L169 147V143L168 142H166ZM18 144H20V145H18V148L22 145V147H23V149L21 148H19V149H16V151L18 152L19 151V153H21V156L23 157L22 158V160L27 156V155H29V156H27V158H25V160L23 161V162H21V156H20V154H18L17 152H16V155H12V154H14V151H15V147L17 146ZM54 144V145H53ZM118 144H120V145H118ZM224 144V145H225ZM23 145H25V147L27 148H24V146ZM50 145V146H49ZM129 145V144H128ZM199 145V146H200ZM119 146V147H118ZM141 146V147H140ZM146 146V145H145ZM149 146V145H148ZM157 146H159L160 147V150L158 149L159 147H157ZM244 146V147H243ZM89 148L90 149V151H91V149L93 150V152H94V148ZM152 147V146H151ZM151 147H149V148H151ZM171 147V146H170ZM224 147V148H223ZM228 147H231V148H229V151H228V153L226 152V149H228ZM250 147V148H249ZM48 148V149H47ZM126 148V147H125ZM173 148V147H172ZM192 148V149H191ZM206 150H205V149ZM237 148H238V150H237ZM239 148H240V150H239ZM40 149V150H41ZM89 149H87V150H85L86 151V155H87V153L89 154V153H92V152H89ZM120 149V150H119ZM146 149H148V147H146ZM162 149V150H161ZM189 149H190V153H187V152H189ZM195 149H196V147H195ZM251 149H252V151H253V153L251 152ZM256 149V150H255ZM26 150V151H25ZM47 150H48V152H50V153H48L47 152ZM149 150V149H148ZM158 150L160 151L159 153H158ZM187 150V151H186ZM75 152L76 151H78V150H74ZM85 151H83V153L85 152ZM88 151V152H87ZM193 151H194V149H193ZM24 152H26V155H24ZM35 152H36V154H35ZM127 152H128V150H127ZM162 152L164 153V155L166 154V155H168L169 157H167L166 155H165V157L163 158L161 155H162ZM172 152H173V154H172ZM193 154H192V153ZM195 152V151H194ZM255 152V153H254ZM5 153H7V154H5ZM40 153V154H39ZM77 153H82V151H79V152H77ZM148 153V154H147ZM156 153V154H155ZM158 153V154H157ZM181 153H182V156H183V158L185 159L184 160V162H187L188 163V165H191V164H193V165H191L192 166V169L191 170H193V173L192 174H195V172H197V173H201L202 172V174L203 175H205L206 174V172H207V174H208V171H210L211 172V174L212 173H215L212 177H208V175H211V174H208L207 175V179H209V180H207L206 179V176H205V178L204 177H200V176H197L198 174H196V178L195 177H193V175H189V177H192V179H190V181H188L189 180V178H187V172H186V168H187V164L185 163V165L186 166H184V168H185V170L183 169V173H180V172H182V171H179V173H180V175H183V174H185L186 175V177H185V175H183L184 176V179H183V176L180 178L179 176H178V172H176V170L177 169H174V166H176L177 165V160H176V155H179L180 157H181ZM197 153H198V155H199V153H202L203 155H200V156H198L197 155ZM85 154V153H84ZM131 154V158H132V156H135L134 155V153L132 152V153H130ZM130 154L127 156V158L130 156ZM11 155V157L12 158H10L9 156ZM19 157H18V156ZM39 155H41V156H39ZM90 155V154H89ZM94 156V154H91L90 156ZM98 155H100V154H98ZM146 155H149V156H146ZM172 155H174V157L172 156ZM199 157H197V156ZM251 155V156H250ZM97 155L95 154V156L94 157H96ZM105 156H103V157H105ZM158 156V157H157ZM179 156L177 157V159H179ZM185 156H186V158H185ZM189 156V157H188ZM255 156V157H254ZM145 157H146V159H145ZM150 157V158H149ZM151 157H152V160H151ZM191 157V158H190ZM205 157V158H204ZM231 157V158H230ZM234 157V158H233ZM20 158V159H19ZM34 158V159H33ZM61 158V157H60ZM59 158V159H60ZM148 158V159H147ZM154 158V159H153ZM158 158H159V160H158ZM162 158V159H161ZM172 158H174L173 160H172ZM206 159L205 161H208L207 163L205 162V161H203L204 159ZM223 158V159H222ZM248 158V159H249ZM252 158H254V160L256 161H254ZM13 159V160H12ZM145 159V160H144ZM150 159V160H149ZM203 159V160H202ZM228 159V158H227ZM228 159V160H229ZM248 159H246L247 161H248ZM122 160V161H121ZM166 160V161H165ZM190 160V161H189ZM202 160V161H201ZM253 162H252V161ZM105 161V162H104ZM109 161V162H108ZM133 161V162H132ZM260 161V162H259ZM138 162H140L139 163V165H137L138 164ZM144 162V164L145 165H143L142 163ZM165 162V163H164ZM166 162H168V163H166ZM189 162H191V163H189ZM194 162V163H193ZM210 162V163H209ZM220 162V163H219ZM27 163H28V165H27ZM59 163V164H58ZM108 165H107V164ZM125 163V164H124ZM175 163V164H174ZM205 163V164H204ZM223 163V164H222ZM225 163V164H224ZM261 164V166H259V169L257 168L258 167V165L259 164ZM23 165L24 164V167L23 166H21V165ZM111 164H114V165H112L113 166V168H112V166H111ZM146 164L148 165V166H146ZM169 164H170V166H172L173 165V167H170L169 166ZM210 164V166H208ZM228 164V163H227ZM247 164H249V165H247ZM254 165V168H252L251 166L252 165ZM258 164V165H257ZM27 165V166H26ZM54 165H52V166H54ZM63 165V167H64V164H62ZM123 165V166H122ZM125 165V166H124ZM132 165H135V166H133L132 167ZM160 165V166H159ZM166 165H168V166H166ZM223 165V166H222ZM262 165H263V167H262ZM19 166H16L15 168L17 169V167H19ZM49 166V167H48ZM57 166H60V167H57ZM97 166V165H96ZM99 166V165H98ZM97 166V167H98ZM101 166V165H100ZM100 166L98 167V169L100 168ZM105 166H104V164H103V166L102 167H104L105 168ZM128 166V167H127ZM136 166H141V168L143 169V171H151V172H149V174H148V172L147 173H145V176H146V174H148V176L149 175H151V176H153V175H156V172L155 171H158L157 173H159L161 176H164L165 177V174H163L164 172H162V170H164V169H166L167 167L169 168V169H171V168H173L174 170H175V172L173 171V170H170L169 172H167L166 174H168V173H173V175H171V174H168L167 176H169V177H171V176H173L171 179L169 178V177H167L166 176V178H169L171 181H179V182H176V184H174V186L173 185H169L170 186V188L172 187V189H167V192H166V194H165V192L164 191H162L160 188L158 189L157 188V186H160L159 184H157L156 182V185L155 184H153L154 182H151V181H155V177L152 179L151 178V181H149L150 179H149V177L148 176H146V178H148V179H146L145 180V176H144V173L143 174H139V172L138 173H136L137 171L136 170H130L131 168L133 169H135V167ZM143 166V167H142ZM164 166H165V168H164ZM191 166H189L190 168H191ZM256 166V167H255ZM8 167V168H9ZM26 167V168H25ZM66 167V166H65ZM95 167V166H94ZM97 167H95V169H97ZM124 167H127V171H125V168ZM155 167V168H154ZM188 167V169H190ZM210 169H208V168ZM248 167V168H247ZM249 167H251V168H249ZM260 167H262L261 169H260ZM59 168H60V170H59ZM146 168V169H145ZM205 168H207V169H205ZM216 168H218V169H216ZM223 170H225V171H222V169ZM229 168V167H228ZM258 169L259 170V172H258V170L256 171V170H254V169ZM102 169V168H101ZM111 169V170H110ZM145 169V170H144ZM156 169V170H155ZM250 169V171L248 172V170ZM252 169V170H251ZM63 170V171H62ZM100 170V169H99ZM125 172H124V171ZM161 170V171H160ZM196 170V171H195ZM199 170V171H198ZM215 170V171H214ZM217 170V171H216ZM222 172H221V171ZM20 171V172H21ZM68 171V172H67ZM173 171V172H172ZM178 171V170H177ZM188 171V174H191V171L190 170H187ZM195 171V172H194ZM247 171V172H246ZM256 171V172H255ZM23 172V173H24ZM29 172V173H28ZM101 172V170L99 171V173ZM154 172H155V174H154ZM163 174H161V173ZM186 172V173H185ZM226 172H228L230 175H228V173H227V175H225V173ZM253 172H255V173H253ZM257 172H258V175L259 174H261V176L259 177V176H256V177H253V175H251V173H253V174H256L257 175ZM125 173H127V175L128 174H131V176L130 177H126L125 175ZM249 173V174H248ZM65 174V175H64ZM101 174V173H100ZM121 174H123L124 176H121ZM132 174H137L136 176H134L133 175V178L131 179V177H132ZM138 174L139 175H141L140 177L138 176ZM158 174V176H160ZM174 174H175V176H174ZM263 174V175H262ZM22 175H23V177H22ZM83 175H84V177H85V179H83ZM200 175V174H199ZM246 175H248V176H246ZM17 176H19L18 174H17ZM91 176V177H90ZM160 176V177H161ZM176 176H178V179H177V177ZM252 176V177H251ZM66 177V179L68 180L67 181V183L66 182H62V180L64 181V178ZM101 177H103V176H101ZM123 177V178H122ZM126 177V178H125ZM174 177L176 178V180L174 179ZM200 177V178H199ZM231 177H233L232 175L230 176V178ZM248 177H251L252 178V180H251V178H250V180H247L248 179ZM258 177H259V179H258ZM27 178V179H26ZM115 178H117L116 180L118 181V182H115ZM129 178H130V180H129ZM157 179H158V177H156ZM162 178V177H161ZM182 179V182H181V180L180 179ZM203 180H202V179ZM215 178V179H214ZM255 178V179H254ZM24 181H23V180ZM90 179V180H89ZM92 179V180H91ZM103 179V178H102ZM137 179V180H136ZM140 179H144V180H142L143 182H141V184L139 183L140 182ZM185 179H188V180H186L185 181ZM195 179V180H194ZM86 180V181H85ZM89 180V181H88ZM114 181V183H117V184H115V185H117V186H125V187H127V189L124 191V189L125 188H123V186H122V190L125 192V193H123L122 194V192H121V196L122 195H124V196H126V197H124L123 199L122 198H120V200L118 199L117 200V202L121 205L120 207H119V205L115 208V205L116 204H118V203H115V204H113V203H111L112 202V200H110L109 198H107L106 197V195L104 194L105 192V189L106 190H110V188H112L110 185H112L113 186V189L116 187H114V183H113V181ZM125 180H127L126 182H130L129 184L128 183H126L125 182ZM129 180V181H128ZM147 180L149 181V182H147ZM160 180V179H159ZM159 180H157V181H159ZM162 180H164V179H162ZM191 180H194V181H191ZM200 180H201V183H200ZM206 180V181H205ZM217 180H219L218 182L215 181ZM229 180H231L230 181V184L228 185V183H229ZM22 181V182H21ZM84 182V184H85V186L83 185V182ZM92 181V182H93ZM137 183H135V182ZM164 181H166V180H164ZM171 181H169V182H171ZM197 181V186L195 185L196 183H194V182H196ZM207 181H214V182H210V183H212L211 185H210V183H208ZM110 183V185H108V184H106V183ZM123 182H125L126 183V185L125 184H122ZM147 182V183H146ZM173 182V183H174ZM183 182H185V186H184V184H183ZM188 182V183H187ZM190 182L192 183V186H191V184H190ZM205 182H207L210 186L209 187H213V188H215V186H216V188L215 189H218L219 191H221V193L217 190V191H213V190H215V189H213V190H206L205 188L206 187H208L207 185V183H205ZM18 183V181L16 182V184ZM64 183V184H63ZM104 183V185L107 187V188H104L103 187V189H102V184ZM135 183V184H134ZM172 183V184H173ZM182 183V184H181ZM233 183V182H232ZM14 184V186L16 185L15 184V182L13 183ZM79 184H81V185H79ZM94 184V183H93ZM120 184V185H119ZM162 184V183H161ZM167 184H169L168 182H167ZM194 184V185H193ZM225 184H227L228 186L227 187H231L230 189H231V191H230V189L229 188H227V187H225ZM65 185H68V186H65ZM70 185V186H69ZM89 185V186H88ZM91 185V186H90ZM128 185V186H127ZM131 185H132V187H131ZM135 185V186H134ZM164 185H165V187H163L164 188V190H165V188H167L168 186L164 183ZM163 185V186H164ZM178 185V186H177ZM190 185V186H189ZM218 185V186H217ZM251 185H254V186H252L251 187ZM65 186V188H63ZM72 186V187H71ZM84 186V187H83ZM89 188H91V189H88V187ZM109 186V187H108ZM130 186V187H129ZM134 186V187H133ZM176 186V187H175ZM189 186V187H188ZM240 186H241V188H240ZM250 186V187H249ZM255 186H257V188L255 187ZM263 186V185H262ZM17 187H18V185H17ZM16 187V188H17ZM69 188V190H68V188ZM79 187V188H78ZM175 187V189H173ZM197 187V188H196ZM220 187V188H219ZM253 187H254V189H253ZM71 188H74V189H71ZM116 188H118V187H116ZM119 188H121V187H119ZM128 188H129V190H128ZM161 188H162V186H161ZM189 188V189H188ZM196 188V189H195ZM223 188L224 189H229L228 191L226 190V191H224L223 190ZM240 188V189H239ZM264 187H262L261 188V190L263 189ZM64 189H67L66 190V192L64 191ZM79 189V190H78ZM83 189V191H81ZM113 189H111V190H113ZM132 189V190H131ZM180 189H182L181 191H179ZM187 189V190H186ZM200 189H202V190H200ZM242 189V190H241ZM256 189V190H255ZM71 190H73L72 191V193H71ZM92 190L94 191V193L97 191V193H98V190H102V192L100 191L99 192V194H101L102 193V195L104 196V197H101L100 198V196L98 195V194H96V195H98L97 197H96V195L92 192ZM138 191H140L139 189H137ZM144 190V189H143ZM198 190V191H197ZM223 190V191H222ZM241 190V191H240ZM246 190V191H245ZM69 193H68V192ZM79 191H81V192H79ZM92 192L91 194H89L90 196H85L84 197V194L86 193V192ZM138 191H135L134 190V194H136V196H138ZM169 191V192H168ZM173 191V194L171 193ZM177 191V192H176ZM179 191V192H178ZM187 193H186V192ZM208 191V192H207ZM211 191H213V193L211 192ZM255 191V192H254ZM60 192V193H59ZM63 192H65V193H67L68 195H66V194H62ZM85 192V193H84ZM88 192V193H89ZM104 192V193H103ZM113 192H115V189L113 190ZM158 192H159V194H158ZM163 193V195L161 194V193ZM181 192V193H180ZM211 192V193H210ZM252 192H254V193H252ZM264 193V190H262L260 193ZM88 193H86L85 195H87ZM168 193H170L172 196H174V193H176L175 194V196L172 198L171 196L169 197L168 195H170V194H168ZM183 193V194H182ZM219 193H220V196H219ZM243 193H244V196H243ZM256 193H258V195H260V197L258 196V195H256ZM63 196H62V195ZM79 194H82L81 196L79 195ZM92 194H94L95 195V198H94V196H92ZM179 194V195H178ZM181 194V195H180ZM224 194V195H225ZM227 194V195H228ZM246 194V195H245ZM250 194H252V195H250ZM202 195V196H201ZM252 196V199H251V197H247L246 198V196ZM1 196V195H0ZM67 196H68V198H67ZM161 196V197H160ZM168 196V197H167ZM178 196V197H177ZM204 196V197H203ZM223 196V195H222ZM226 196V195H225ZM222 197V198H226V197ZM253 197H256V198H254L253 199ZM1 198L2 197H0V201H1ZM65 198H67V199H65ZM86 198H89V199H86ZM92 198V199H91ZM136 198V197H135ZM251 199L250 201H249V199ZM121 199L122 200H124V201H121ZM137 199V198H136ZM147 199V200H148ZM159 199H163V200H161V203L160 202H158V201H160ZM173 199V200H172ZM181 201H179V200ZM203 201H201V200ZM248 199V200H247ZM260 199V200H261ZM179 202H178V201ZM205 200V201H204ZM65 201V202H64ZM165 201V202H164ZM200 201V202H199ZM208 201V202H207ZM213 202L212 203V206H211V202ZM252 201V202H253ZM258 201V200H257ZM257 201L255 202V203H257ZM30 202V203H31ZM64 202V203H63ZM134 202V201H133ZM132 202V203H133ZM163 202V203H162ZM247 202V203H248ZM262 202H264L263 200H262ZM1 203V202H0ZM127 203V205H125ZM135 203V202H134ZM149 203L148 204H146V202H143V204H146V205H149ZM169 203V205H167V204ZM173 203V204H172ZM182 204V206L184 207V209H185V211H182V210H184L183 209V207L181 206V204ZM203 205H202V204ZM208 203V204H207ZM2 204V203H1ZM62 204H64V206L62 205ZM139 204V200H138V202H137V204H135V205H138ZM170 204H172V206L170 205ZM184 204V205H183ZM124 205V206H123ZM134 205V206H135ZM186 205V206H185ZM200 205H202L201 206V208H203V209H201L200 207H198V206H200ZM220 207H222V208H220ZM225 205V206H224ZM1 206V205H0ZM164 206V207H163ZM167 206H169L168 207V209H169V212L167 211ZM171 206V207H170ZM182 207V208H179V207ZM64 207V208H63ZM163 207V208H162ZM178 207V208H177ZM81 208V209H80ZM127 208L128 209H131V211H132V213L129 211L128 212V214L129 213H131L132 215H128L127 214V212H123V211H128L127 210ZM135 210H134V209ZM149 208L147 209V210H149ZM165 208V210L166 211H164L163 209ZM209 208L207 209L208 210V212H209ZM234 208V207H233ZM83 209V210H82ZM117 209V210H116ZM124 209V210H123ZM170 209H172V211H170ZM177 209V210H176ZM178 209H179V211H178ZM194 209V210H193ZM211 209V210H212ZM76 210V211H75ZM78 210V211H77ZM82 210V211H81ZM180 210L182 211V212H180ZM187 210V211H186ZM197 210V211H196ZM206 210V211H207ZM83 214V216H82V218L80 217V215H82L80 212ZM115 211L116 212H121V213H115ZM143 211V212H144ZM213 211V210H212ZM233 211H234V209H233ZM35 212V211H34ZM75 212V213H74ZM76 212L78 213V214H76ZM144 212V213H145ZM150 213V214H148V213ZM165 212V213H164ZM176 212V213H175ZM179 212V213H178ZM186 212H187V214H186ZM192 212H194V213H192ZM224 212V213H223ZM257 212H258V214H257ZM26 214H28L27 212H25ZM72 213H74V216L72 217L71 216V214ZM135 213V214H134ZM152 213L154 214V215H152ZM167 213H172V215H173V217H172V215H170V214H168L167 215ZM180 213H181V219H180V217H178V216H180ZM184 215H183V214ZM189 213V214H188ZM191 213V214H190ZM209 213H211V212H209ZM213 213H214V211H213ZM230 213V212H229ZM232 213H235V211L234 212H232ZM232 213H230L229 215H230V217H232L231 216V214ZM120 214H122V215H120ZM123 214H124V216H123ZM176 214V215H175ZM186 214V215H185ZM195 214V215H194ZM199 214V213H198ZM208 214V213H207ZM206 214V216H208ZM221 214H222V216H221ZM228 214V213H227ZM236 214H239V213H237L236 212ZM253 214H255V215H257L256 216V218H255V216L253 215V217H249L248 219L250 220V222H252V223H250L249 225H248V222L249 221H247L245 218H247V217H244L243 218V220H242V218H240L241 219V221L236 217V215H235V217H236V219L239 221L238 223H236L235 222V224L236 225H238V227L236 226V225H234V223L233 224H230L232 221L231 220H233V219H235L234 217H233V219H231V220H229L230 221V223H227L226 221H228L227 220V217L225 216V219H224V223L226 222L227 224H223V225H227L228 226V224H229V228L228 227H226L225 228V230H226V232H231V235H229V233H226L225 235H226V237H227V239L229 238L228 236H232V238L233 239H231V238H229V240L228 241H230V239H231V241H233V240H235L234 241V244L233 243H231V244H233V245H229V244H225L224 243V241L225 240H227V239H225L226 237H225V235H223L224 236V238H222V239H224V240H220V237H223L222 236V234L223 233H225L224 231H222V229L220 228V226H218L220 229H221V232H220V229L218 228V227H215V228H218L219 229V232L218 233H220V237L218 238V233H214L215 234V236L213 237L215 240H217L216 242V245L215 246H217V249L216 250H218V251H216V252H218V253H220L219 255H221L220 256V258H219V256H217L219 259H217L219 262H217V264H224V262H226L227 263V261H229L227 264H235L236 262H233V261H236V260H238V258L237 259H235L234 257V255L236 254L235 252H239V249L242 251H240L239 253L237 252V255L239 256V255H241V256H244V257H247V256H249V255H251V258L252 257H256V254L258 253V255L257 256H259V254H260V256L261 255H263V253H264V210H262V211H260V210H258V211H255ZM30 215H31V213H30ZM87 217H85V216ZM146 215H150V217H148V216H146ZM151 215H152V217H151ZM194 215V216H193ZM214 215H215V213H214ZM214 215H212V216H208V217H213ZM233 215V214H232ZM239 215H241V214H239ZM239 215H237V216H239ZM28 216H29V214H28ZM79 217V218H81L82 219V221L80 220V221H78V219L79 218H76V217ZM119 216H120V218H119ZM128 216V217H127ZM131 216V217H130ZM142 216L144 217V215H143V213H142ZM153 216H154V218H153ZM171 216V217H170ZM183 216H185L186 217V219H185V217H183ZM234 216V215H233ZM259 216V217H258ZM72 219L71 221H70V218ZM85 217V218H84ZM142 217V218H143ZM169 219H167V218ZM178 217V219L177 220H175L176 218ZM182 217H183V219H182ZM196 217H197V219H196ZM230 217L228 216V218L230 219ZM240 217V216H239ZM123 218H125L126 219V221L123 219ZM130 218V219H129ZM1 220H0V233L4 230V227H6V223H5V221L4 220H2V218H0ZM76 219V220H75ZM86 221H85V220ZM124 221H123V220ZM128 219H129V221H128ZM155 219V220H154ZM185 219V220H184ZM254 219V220H253ZM255 219H258V220H255ZM27 220V219H26ZM25 220V221H26ZM180 220V221H179ZM252 220V221H251ZM261 220V221H260ZM25 221H24V223H25ZM70 221V222H69ZM76 222V223H74V222ZM153 221H155V222H153ZM172 221V222H171ZM178 221V222H177ZM184 223H182V222ZM203 221V222H202ZM228 221V222H229ZM247 221V222H246ZM255 223H254V222ZM5 224H4V223ZM79 222H80V224H79ZM83 222V223H82ZM120 222V223H119ZM124 222V223H123ZM180 222V223H179ZM233 222H234V220H233ZM261 222V223H260ZM262 222H263V224H262ZM28 222H26L25 223V225L23 224V226H26V227H22V226H20L19 227V232H21V233H23V232H25L26 230H28V229H26V228H28L27 226H29L28 224H27ZM72 223V224H71ZM83 225H82V224ZM154 223V224H153ZM186 223V224H185ZM200 223V224H199ZM205 223V224H204ZM259 223V224H258ZM3 224V225H2ZM39 224V225H38ZM74 224V225H73ZM76 224V225H75ZM171 224H173V225H171ZM179 226L180 224L183 226L184 225V227H177L176 228V226L177 225ZM242 224V225H241ZM247 224V225H246ZM71 225H73V226H71ZM78 225V226H77ZM205 227V229H204V227ZM222 225V224H221ZM244 225V226H243ZM2 226H4V227H2ZM34 226V227H35ZM48 226V227H47ZM74 226H77V227H75V230H74ZM79 226H81L82 228H79V229H77ZM103 226V227H102ZM232 226H234L233 227V230H232ZM243 226V227H242ZM2 227V228H1ZM33 227V228H34ZM73 227V228H72ZM101 227V228H100ZM127 227V228H126ZM222 227V226H221ZM239 227H241V228H239ZM29 228H30V226H29ZM72 228V229H71ZM104 228H106V230L108 229V230H110L111 232H109V234L111 235H109L107 232H105L106 230H102V229H104ZM176 228V229H175ZM178 228H180L179 229V232H178ZM181 228H182V230H181ZM184 228H185V231H184ZM224 228V227H223ZM3 229V230H2ZM21 229V230H20ZM25 229V230H24ZM217 229V230H218ZM238 229H239V231H238ZM24 230V231H23ZM100 230H102V231H100ZM124 230V231H123ZM151 230V231H150ZM180 230H181V232H180ZM187 230V231H186ZM216 230V229H215ZM216 230V231H217ZM229 230H231V231H229ZM182 231H184V232H182ZM205 231V232H204ZM238 231V232H237ZM28 232H30V229L28 230V231H26V233H28ZM52 232H53V234H55L56 233V235H54V237H53V235H52ZM124 232H125V234L127 235H123L124 234ZM128 232V233H127ZM151 232V233H150ZM188 232V233H187ZM213 231L211 230V233H212ZM223 232V233H222ZM234 232V233H233ZM45 233V234H44ZM47 233V234H46ZM76 233V234H75ZM178 233H180L179 235H177ZM186 233H187V235H186ZM203 233H204V235H203ZM211 233H208V235H210L211 236ZM235 234V236H233V234ZM259 233V234H258ZM106 235V234H108L107 236H105L104 237V235ZM113 234H115V235H113ZM143 234V235H144ZM161 234V235H160ZM182 234H184V235H182ZM214 234H212V235H214ZM228 234V235H227ZM237 234H239V238H237L238 236H236ZM255 234V235H254ZM25 233L23 234V237H21L20 238V240L19 241H21L22 240V238L25 240H27V237H29L28 236V234H26L27 235V237L26 238H24L25 236ZM95 235V236H94ZM99 237L100 235H101V237H97V236ZM159 235H160V237L161 238H159ZM191 235V236H190ZM195 235V236H194ZM201 235H203L204 236V239H203V237L201 236ZM216 235H218L217 237H216ZM259 235H260V237H259ZM114 236L115 237H117L116 239L114 238ZM124 236V237H123ZM140 236H142V235H140ZM146 236H143V238L142 239H144V237H146ZM184 236V239H185V244L184 245H182L184 242H182V241H184V239L182 238ZM186 236L188 237V238H186ZM190 236V237H189ZM112 237V238H111ZM148 237L144 240V241H147L148 240ZM178 237H179V239H178ZM181 237V238H180ZM195 237H197L196 238V242H199V246L198 245H196L197 243H195V240H194V242H192L193 240L191 239V238H195ZM198 237H201L202 238V240H201V238L200 239H198ZM30 238V237H29ZM28 238V239H29ZM46 238V237H45ZM53 238H55V239H53ZM109 240H112V243H111V247H110V249L109 250H107V248H106V245H105V248H106V251H105V249L102 251V252H100L99 254H98V251H93V250H97V247H96V245H97V241H99V243L98 244H101L100 243V240L99 239H102V240H104V239H106V240H104V241H101L102 243H104L105 241H108V239ZM111 238V239H110ZM113 238H114V240H113ZM140 238V240L142 241V239H141V237H139ZM150 238V239H151ZM167 238H169V239H167ZM235 238V239H234ZM243 238V239H242ZM260 238V239H259ZM262 238V239H261ZM51 241H50V240ZM58 239H60V240H58ZM95 239H96V241H95ZM182 239V240H181ZM219 239V240H218ZM242 239V240H241ZM23 240V241H24ZM31 240V239H30ZM94 242H93V241ZM171 240V241H170ZM179 240L181 241V242H179ZM188 240H192L191 242L192 243H189V241ZM260 240H262V241H260ZM18 241V242H19ZM23 241H22V243H23ZM113 241L115 242V243H113ZM164 241V242H163ZM188 241V242H187ZM236 241H238V243L236 242ZM26 242V241H25ZM59 242H61L62 243V245H61V243H60V245L61 246H59ZM67 242H68V244H67ZM124 242V243H123ZM162 242V243H161ZM177 242V243H176ZM222 242V243H221ZM244 243V246H248V248H245L244 246H243V244L242 243ZM0 243H1V240H0ZM26 243H29L30 245H32V246H30V245H28V246H26V244H19L17 247H19L18 249H20L21 248V245H22V248H23V250H21V251H19V250H15V249H17V247L16 246H12L13 248L14 247H16L15 249H13L14 251L13 252H9L8 251V253H6V251L9 249L10 250V246H8V248L6 249V248H4V247H1V245L2 244H0V264H30V263H28V262H26L25 260L27 259L28 260V258H26V257H23L22 255V251H24V247L26 246V249H25V251L27 250V247H28V250L29 249H31V247L32 248H34L33 246V244L32 243H30L29 242V240L26 242ZM54 243H52V244H54ZM95 243V244H94ZM126 243V244H125ZM150 243V241H149V243L148 244H144V242L142 243V245H144V246H146V245H148L149 246V244H150V246H152V244ZM155 243V244H154ZM180 243H181V245H180ZM194 243V244H193ZM230 243V242H229ZM247 243V244H246ZM106 244V243H105ZM115 245V247H114V245ZM187 244V245H186ZM189 244V245H188ZM193 244V245H192ZM44 245V244H43ZM159 245H157L158 246V248L161 246H159ZM165 245V246H164ZM170 246L169 248H172V249H174L173 251H172V249H170L169 250V248H168V246ZM219 245V246H218ZM227 245H229V246H227ZM4 246V245H3ZM59 246V247H58ZM99 246V245H98ZM123 246V247H122ZM124 246H126V247H124ZM187 246V247H186ZM188 246H189V248L191 249V250H189V248H188ZM242 246H243V248H242ZM5 247H7V246H5ZM41 247H42V245H41ZM94 247V248H93ZM120 247V249L118 250V248ZM128 247V248H127ZM181 247V248H180ZM193 247V248H192ZM197 247V248H196ZM225 247H227V249L225 248ZM3 248V249H2ZM21 248V249H22ZM46 248V249H45ZM116 249V251H115V249ZM123 248H125V250H123ZM161 249H162V246L160 247ZM163 248V249H164ZM226 250H225V249ZM231 249L230 250V252L229 251H227L228 249ZM48 249L52 252V253H50V251H48ZM114 249V250H113ZM127 249V250H126ZM205 249V250H204ZM6 250V251H5ZM12 250V249H11ZM45 250H47V251H45ZM113 251V252H111V251ZM128 250H129V252H128ZM220 250V251H219ZM249 250V251H248ZM15 251H17L18 252V255H17V253L15 252ZM117 251H119L120 252V254H119V252L118 253H116ZM122 251V252H121ZM169 251H172V253L171 252H169ZM181 251V252H180ZM194 251H195V253H194ZM223 251V252H222ZM253 253H251V252ZM19 252H20V254H19ZM27 252V254H26V256H28V251H26ZM25 252V253H26ZM95 252V253H94ZM130 255H128L127 256V253ZM173 252H175L176 253V255H175V253H173ZM183 252H184V254H183ZM198 252V253H197ZM225 252V253H224ZM248 254H247V253ZM9 253H12L11 255H12V257L13 258H15L16 259V261H15V259H13L11 256H10V254ZM24 253V252H23ZM24 253V254H25ZM102 253V254H101ZM105 253V254H104ZM115 253V254H114ZM126 255H125V254ZM166 253H171L172 255H170V256H168ZM178 253V254H177ZM185 253H187V255L185 254ZM221 253H224L225 254V257H231V258H224L223 256H222V254ZM232 253H233V256H231L232 255ZM244 253H246L247 254V256H246V254H244ZM13 254H15V255H13ZM49 254V255H48ZM51 254H53V256H55L56 255V257L57 258H55V257H52L51 256ZM55 254V255H54ZM98 254V255H97ZM101 254V256H99ZM111 254V255H110ZM123 256H122V255ZM205 254V255H204ZM228 254V255H227ZM243 254V255H242ZM48 255V256H47ZM104 255H107V256H104ZM118 255V256H117ZM190 255H191V257H190ZM236 255V256H237ZM253 255H255V256H253ZM6 256H9L10 258H7V260H6ZM21 257V258H19V257ZM25 256V255H24ZM45 258H44V257ZM72 256H74V257H72ZM98 256V257H97ZM102 256H104V258H102ZM125 256H127V257H125ZM185 256L187 257V258H185ZM188 256H189V258H188ZM237 256V257H238ZM29 257V256H28ZM47 257H49V259H47ZM106 257V258H105ZM131 257H132V259H131ZM167 257V258H166ZM181 257V258H180ZM224 258V259H222V258ZM250 257V256H249ZM248 257V258H249ZM262 257V256H261ZM20 260H19V259ZM26 258V259H25ZM99 258V259H98ZM101 258V259H100ZM123 258V259H122ZM197 258H195V260L197 259ZM258 257H256L254 260L257 262V261H260V262H258V264H264V255H263V259H261L260 258V260H258L257 259ZM17 259L19 260V261H17ZM25 259V260H24ZM73 259H74V261H73ZM105 259V260H104ZM168 259H170V260H168ZM229 259V260H228ZM14 260V262H12ZM70 260H72V261H70ZM99 260H100V262H99ZM126 260V261H125ZM131 262H130V261ZM182 260V261H181ZM187 260V261H186ZM223 260V261H222ZM232 260V261H231ZM24 262V263H21V262ZM41 261V263H43ZM102 261V262H101ZM104 261V262H103ZM107 261V262H106ZM125 261V262H124ZM135 261V262H134ZM164 261V262H163ZM167 261V262H166ZM192 262H190V264H193L194 262V260H191ZM222 261V262H221ZM255 261H253L252 260V262L251 261H248V264H253V262H255ZM238 262V261H237ZM242 262V261H241ZM250 262V263H249ZM255 262V263H256ZM104 263V264H105ZM152 264H153V262H151ZM203 263H205V264H210L209 262L207 263V262H202L201 264H203ZM213 263V262H212ZM215 263V262H214ZM225 263V264H226ZM254 263V264H255ZM141 264V263H140ZM144 264V263H143ZM146 264V263H145ZM147 264H149V262H147ZM155 264V263H154ZM194 264H198V262H196L195 261V263ZM216 264V263H215ZM236 264H239V263H236ZM257 264V263H256Z\"/></svg>",
    "mask_w": 264,
    "mask_h": 264
},
{
    "label": "bare ground",
    "instance_id": "obj_2",
    "mask_svg": "<svg viewBox=\"0 0 264 264\" xmlns=\"http://www.w3.org/2000/svg\"><path fill=\"white\" fill-rule=\"evenodd\" d=\"M37 1H38V0H37ZM39 1H40V0H39ZM41 1H42V0H41ZM45 1H47V0H45ZM54 1H55V0H54ZM60 1L63 2L64 0H63V1H62V0H57V2H60ZM78 1H79V0H77V2H78ZM81 1H82V0H80V2H81ZM83 1H84V0H83ZM86 1H87V0H86ZM105 1H106V0H105ZM105 1H104V0H97V1H94L93 3H91L90 5L87 4V2H88V1H87L85 4H86V5H89V6L87 7V6H84V5H83V8H82V9H81V7H80V6H81L80 4H81V3L84 4V2H81V3H79V6H78V5L75 6V9H73V12H74V10L78 11L77 9H79V8H80L81 10H83L84 8H88L87 11H86L87 13H85V12L83 11L84 14H85V16H86V14H88V15H87L88 17L91 16V15H89V11H91V10H92V13L99 14L100 16H99V15H96L97 18H96V16L93 15V17H95L94 19H96V20L94 21L93 24L95 25L96 22H97L98 24L100 23V25L96 24V25H98V26H97L98 28H99V26L101 27V26H103V25H105V27H107L108 24H112V26L115 27L116 25H114V22H116V21L119 20V19H121V20H125L124 23H123V22H121V23H123V24L125 25V27H126L125 22L127 21V19L129 18V19H128L129 21L134 20V19L131 18V17L134 16L135 14H139V12H140V10H137L136 8H134V9L131 8V10L128 9V7L126 8L127 3L129 4L130 1L132 2V0H112V1L110 0V1H108V2H111L110 4L107 3V2H105ZM138 1H139V0H138ZM138 1H137V4H138ZM145 1H146V0H145ZM149 1L151 2L152 0H149ZM149 1H148V2H149ZM158 1H159V0H158ZM164 1H166V0H164ZM164 1H162V2H163V5H165V6H167V5L170 6V5L173 4V5L170 6V7L174 8V9H177V8H175V7L177 6L176 4L179 3L178 8H180V9H179L180 12L178 13L179 10H177V11H176L177 14H175V16H174V14L171 15L172 12H173V13H176V12L173 11V9L170 10V9H168V7H167L166 10H168V12H169V11H172V12L170 13V16H172L173 18H175V19L177 18V19H178V17H179L180 15H181V16L183 15V16H182V17H183L182 19H183V20H186V19H185L186 17L184 16V14H183L182 12H183L184 8H186L187 6H190V4L188 3V1H190V0H188L187 3H185L186 0H174V2L171 3V4L169 3V1H166L165 4H164ZM21 2H22V1H21ZM21 2H20V1L18 2V0H8V1L5 0V1L2 2V0H0V25H2V28H5V26L8 27V25H10V24L12 25V24H13V23H12V22H14L13 19H16V17L12 19V18H11L12 16H9L7 13H10V12H8V11H11L12 8L14 9V7H15V6H18V3H21ZM23 2H25V1H23ZM35 2H36V1H35ZM35 2H34V3H35ZM66 2H67V0H66ZM77 2L73 1L74 5H75ZM134 2H135V1H134ZM142 2H143V1H142ZM152 2H153V1H152ZM167 2H168V3H167ZM170 2H171V0H170ZM182 2H183V3H182ZM26 3H27V2H26ZM63 3H64V2H63ZM145 3H146V2H145ZM156 3H157V1L155 2V4H156ZM166 3H167V4H166ZM184 3H185V4H184ZM22 4L24 5V3H22ZM31 4H32V3H31ZM148 4H149V3H148ZM151 4H152V3H151ZM151 4H150V5H151ZM153 4H154V3H153ZM158 4H161V3L159 2ZM169 4H170V5H169ZM182 4L185 5L184 8H182V7H183ZM186 4H187V5H186ZM38 5H39V4H38ZM41 5H42V4H41ZM56 5L58 6L59 4L57 3ZM66 5L69 6L68 3H67ZM130 5H132V4H130ZM139 5H141V4H139ZM161 5H162V4H161ZM13 6H14V7H13ZM39 6H40V5H39ZM108 6H110V8H109ZM141 6H142V5H141ZM147 6H148V5H147ZM44 7H45V6H44ZM59 7H60V6H58V8H59ZM90 7H91V9H90ZM143 7H144V6H143ZM3 8H4V9H3ZM17 8H18V7H16V10H17ZM19 8H20V11H21V7H20V5H19ZM28 8H30V6H28ZM31 8H32V7H31ZM41 8H42V7H41ZM51 8H52V7H51ZM60 8H61V7H60ZM63 8H64V7H63ZM63 8H62V9H63ZM187 8H188V7H187ZM32 9L37 10V9H35V7L32 8ZM38 9H39V8H38ZM44 9H45V8H44ZM44 9H43V10H44ZM52 9H53V8H52ZM62 9H60L59 12H60ZM64 9H65V11H66V8H64ZM80 9H79V11H81ZM143 9H144V8H143ZM161 9H162V8H161ZM182 9H183V10H182ZM3 10H4V11H3ZM53 10H54V9H53ZM53 10H52V11H53ZM152 10H153V9H152ZM156 10H158V9H156ZM185 10H186V12L188 11V9H185ZM5 11H6V16L4 15V12H5ZM44 11H45V10H44ZM76 11H75V13H77ZM144 11H145V10H144ZM164 11H165V10H164ZM164 11H163V13H162V11L160 10L161 14H160V12H158V14H160V15H158V14H156V13H155V16H154V14L152 15V16H154V18L156 17L157 19H156V18L154 19L152 16H148V17L151 18V22L154 21V20H155V21H156V20H159L158 22H160L161 25H162V24H164L165 21H164V19H163V21L160 20V18L158 19L157 15H158L159 17H160V16H161V17L164 16L163 18H165V16L168 15V14L164 15ZM13 12H14V11H13ZM28 12H29V11H28ZM35 12H36V15L31 13L30 16H32V15L37 16V13H39V12H37V11H35ZM35 12H34V13H35ZM54 12L57 13L56 10H54ZM61 12L64 13L63 11H61ZM73 12H71V13H73ZM151 12L153 13V11H151ZM151 12H150V13H151ZM186 12H185V14L189 13V12H187V13H186ZM260 12H262V11L260 10ZM44 13H45V12H44ZM48 13H50V12H48ZM66 13H68V11H67ZM90 13H91V12H90ZM141 13H142V12H141ZM148 13H149V12H148ZM165 13H167V11H166ZM263 13H264V12H263ZM11 14H12V13H11ZM16 14H18V11H17ZM19 14H20L19 16H22L23 13H22V14L19 13ZM28 14H29V13H28ZM40 14H41V12H40ZM42 14H43V13H42ZM57 14H58V13H57ZM73 14H74V13H73ZM178 14H179V15H178ZM12 15H13V14H12ZM38 15H39V14H38ZM51 15H52V12H51ZM55 15H56V14H55ZM61 15H63V14L60 13V16H61ZM75 15H76V14H75ZM139 15H140V14H139ZM177 15H178V17H177ZM262 15H263V14L260 13L259 16H261V17H260L261 19H260L259 21H261L262 19H264V16H262ZM7 16H8V17H7ZM17 16H18V15H17ZM35 16H33V17H35ZM65 16H67V18L70 19V18H69L70 14H69V16H68V14H67V15L65 14L64 17H65ZM73 16H74V15H73ZM77 16H79L78 13H77ZM77 16H76V17H77ZM82 16H83V14H82ZM137 16H138V15H136V17H137ZM140 16H142V15H140ZM143 16H144V15H143ZM143 16H142V17H143ZM168 16H169V15H168ZM181 16H180L179 18H181ZM187 16H188V15H187ZM259 16H258V17H259ZM25 17L27 18L28 16H25ZM46 17H47V15H46ZM46 17H44V18H45L44 20L47 21ZM52 17H53V16H51V18H52ZM74 17H75V16H74ZM91 17H92V16H91ZM98 17H101V18L98 19ZM134 17H135V16H134ZM146 17H147V16H146ZM148 17H147V18H148ZM189 17H191V16L189 15ZM262 17H263V18H262ZM9 18H11L13 21L10 22V19H9ZM23 18H24V16H23ZM51 18H50V19H51ZM54 18H56V17H54ZM54 18H52V19L55 20ZM58 18H60V17H58ZM65 18H66V17H65ZM139 18H141V17H139ZM147 18H146V19H147ZM173 18L169 19V17H168V18L166 17V18H165L166 23L169 24L168 22L172 21ZM27 19H28V18H27ZM29 19H30V17H29ZM50 19H48V21H49ZM71 19H72V16H71ZM71 19H70V20H67V21H71ZM74 19H75V18H74ZM82 19H83V18H82ZM82 19H81V20H82ZM84 19H85V18H84ZM88 19H89V18H88ZM97 19H98V21H97ZM130 19H131V20H130ZM146 19H145V20H146ZM152 19H153V20H152ZM167 19H168V21H167ZM189 19H190V18H189ZM255 19H256V18H255ZM39 20H40V19H39ZM39 20H38V21H39ZM41 20H42V19H41ZM41 20H40V21H41ZM44 20H43V21H44ZM61 20H62V19H61ZM63 20L65 21V19H63ZM75 20H77V19H75ZM89 20H90V19H89ZM121 20H120V21H121ZM141 20H142V18H141ZM179 20L181 21V19H179ZM183 20H182V21H183ZM17 21H20V20H17ZM17 21L15 20V22H17ZM38 21H37V22H38ZM40 21H39V22H40ZM50 21H51L52 24L54 25V22H53L52 20H50ZM50 21H49V22H50ZM59 21H60V20H59ZM64 21H63V22H64ZM67 21H65V22H67ZM78 21H79V22H78ZM78 21H76V22H78L79 24H81L82 21H80V20H78ZM84 21H85V23H84L85 25H86L87 23H89L88 20H84ZM84 21H83V22H84ZM120 21H119V22H120ZM146 21H149V19L146 20ZM146 21H142V23H143V22H146ZM161 21H162V22H161ZM173 21H175V20H173ZM190 21H191V19H190ZM262 21H263V20H262ZM262 21H261V22H262ZM5 22H6V23L8 22V23H10V24L7 23L8 25L6 24V25L4 26L3 24H4ZM61 22H62V21H61ZM131 22H132V21H131ZM175 22H176V21H175ZM175 22H173V23L170 24L172 28H173V25L175 24ZM183 22H184V21H183ZM187 22H188V21H187ZM187 22H186V23H187ZM257 22H258V21H257ZM263 22H264V21H263ZM17 23H18V22H17ZM20 23L22 24L21 21H20ZM20 23H18V26H19ZM35 23H36V22H35ZM42 23H43V22H42ZM59 23H60V22H59ZM67 23H68V22H67ZM117 23H118V21H117ZM117 23H116V24H117ZM135 23L137 24V22H135ZM142 23H141V24H142ZM152 23H153V25H154V24L156 25L157 21H156V22H152ZM166 23H165V24H166ZM177 23H178V22H177ZM177 23H176V25H178ZM179 23H180L181 25L183 24V23H181V22H179ZM184 23H185V22H184ZM38 24L40 25L39 27L43 28V30H42L41 28H39V30L41 29V31H38V33L41 32V33L39 34V35H41V36H40L41 39H42V40H45V39H46L47 41H49L47 44L50 43V44L52 45L53 42H54V40H55V39H54V36L57 35L56 33H53V32H57V31H59V30H57V31H53V32H52V30H56L55 27L53 26L54 29H52V30L48 29V30H49V32H48L47 30H44V29H46V27H47V25H46L45 23H44V24L46 25V27H42V26H44V25H41V23H38ZM56 24H57V23H56ZM79 24H78V25H79ZM91 24H92V22H91ZM91 24L89 23L88 26H91ZM119 24H120V23H119ZM123 24H122V25H123ZM133 24H134V23H133ZM145 24H146V25H147V24L149 25L150 23L148 22V23H145ZM172 24H173V25H172ZM193 24H194V23H193ZM14 25H16V24H13V28H14V27H15V28L17 27V29H18V26H17V25L14 26ZM24 25H25V24H24ZM32 25H33V23H32ZM35 25H36V24H35ZM70 25L72 26V21L69 22L68 26H70ZM82 25H83V23H82L81 25H79L78 27H80V26H82ZM122 25H121V26H122ZM130 25H131V23H130ZM130 25L127 26V27H129V28H127V29L125 28V30H126L125 33H127V34H128V32H129L130 30H132V29H130V27L132 28L133 25H132V26H130ZM153 25L151 26V29H152V28L154 29V28L156 27L155 25H154L155 27H153ZM158 25L161 27L160 24H158ZM260 25H261V24H260ZM20 26H21V25H20ZM27 26H28V25H26V27H27ZM30 26H31V25H30ZM33 26H34V25H33ZM60 26H61V25H60ZM64 26L66 27L67 24L64 25ZM68 26H67V27H68ZM76 26H77V25H76ZM88 26H86V28H88ZM92 26H93V25H92ZM117 26H119V25H117ZM121 26H120L119 28H121ZM136 26L138 27L139 25L137 24ZM142 26H143V24H142ZM187 26H189V30H190V29H191L190 26H192V23L189 22V24H188ZM196 26H197V25L193 26V27H194L193 30H196V29H197L196 31H197L198 33H197L196 31H195L194 33H193V31H192L191 33L196 34V35H198V36L203 35V34L205 33V29L203 28L204 25H203L202 27H201L200 24H198L199 27H198V26L196 27ZM11 27H12V26H10V28H11ZM24 27H25V26H24ZM26 27H25V28H26ZM37 27H38V26H37ZM37 27H36V30H37ZM49 27H50V26H49ZM53 27H51V28H53ZM58 27H59V26H58ZM58 27H56V28H58ZM74 27H75V23L73 24V27H71V29H75V28H76V27H75V28H74ZM78 27H77V29L80 30ZM108 27H109V26H108ZM110 27H111V26H110ZM110 27H109V28H110ZM114 27H112V29H113ZM146 27H148V26H146ZM160 27H157V28L160 29ZM163 27H165V26H163ZM174 27H176V26H174ZM177 27L179 28V27H181V26H177ZM182 27H183V25H182ZM185 27H186V26H185ZM185 27H184V28H185ZM195 27H196V28H195ZM2 28H1V29H2ZM8 28H9V27H8ZM15 28H14V30H15ZM21 28H22V27H21ZM61 28H62V27H61ZM84 28H85V26H83V27L81 28V30H84V31H85ZM91 28H92V27H91ZM95 28H96V27H95ZM115 28H116V27H115ZM134 28H136V27H134ZM138 28H139V27H138ZM148 28H150V27H148ZM157 28H155V29L157 30ZM165 28H166V27H165ZM165 28H164V30H165ZM178 28H177V29H178ZM186 28H187V27H186ZM11 29H12V28H11ZM22 29H23V28H22ZM32 29H33V28H32ZM88 29L90 30V28H88ZM88 29H87V30H88ZM92 29H94V28H92ZM96 29H97V28H96ZM123 29H124V28H123ZM136 29H137V28H136ZM139 29H140V31H142V30H141V27H140ZM143 29H144V28H143ZM151 29H150V31H148V32H151ZM169 29H171V28H169ZM169 29H167V30H169ZM174 29H175V28H173V30H174ZM12 30H13V29H12ZM25 30H26V29H25ZM33 30H34V29H33ZM60 30H61V29H60ZM68 30H70V27H68ZM78 30H77V32H78ZM89 30H88V31H89ZM101 30H102V29H99V30H98V31H100V32H99L100 35H101V34L107 35V34L103 33L104 30H103V31H101ZM113 30H115V29H113ZM116 30H117V29H116ZM116 30H115V31H116ZM125 30H124V31H125ZM145 30H147V29H145ZM167 30H166V31H167ZM189 30L185 29V30H183V31H184V32H185V31L190 32ZM0 31L2 32V30H0ZM6 31L8 32V29H7ZM23 31H24V30H23ZM23 31H22V32H23ZM45 31H46V32H45ZM50 31H51V33H50ZM73 31H75V30H73ZM118 31H120V30L118 29L116 32L119 33ZM124 31H123V34H124ZM140 31H138V36H139V34H140V33H139ZM157 31H158V30H157ZM162 31H163V30H161L160 32H162ZM1 32H0V33H1ZM10 32H11V30H10ZM15 32H16V31H15ZM24 32H25V31H24ZM60 32H61V31H60ZM62 32H63V31H62ZM82 32H83V31H82ZM85 32H86V31H85ZM89 32H90V31H89ZM89 32H87V36H88V34L90 35ZM92 32H93V31H92ZM92 32H91V34H92ZM112 32H113V31H111L110 33H112ZM120 32H121V31H120ZM131 32H133V30H132ZM145 32H147V31H145ZM145 32L143 31V34H144ZM163 32H164V34H162V35H165L166 32H165V31H163ZM163 32H162V33H163ZM168 32H169V31H168ZM174 32H175V30H174ZM5 33H6V32H5ZM19 33H21V32H19ZM38 33H37V34H38ZM57 33H59V32H57ZM68 33H69V32H68ZM70 33H72L71 35H73L75 32H74V33H73V32H70ZM70 33H69V34H70ZM78 33H79V32H78ZM83 33H84V32H83ZM97 33H98V32H97ZM97 33L95 32V34H97ZM106 33H107V32H106ZM113 33H114V32H113ZM117 33H116V34H117ZM157 33H158V32H157ZM175 33L177 34V32H175ZM199 33H201V34L199 35ZM1 34H2V33H1ZM13 34L16 35V33H14V32H13ZM27 34H28V32H27ZM59 34H60V33H59ZM64 34H65V33H64ZM85 34H86V33H85ZM129 34H130V32H129ZM147 34H148V33H147ZM168 34H169V33H168ZM2 35H3V34H2ZM7 35L9 36L10 33H8ZM21 35H24V34H20V35H18V36H21ZM60 35H61V37H62V36H63V33H61ZM67 35H68V34H67ZM77 35H78V34H77ZM82 35H83V34H82ZM92 35H93V34H92ZM98 35H99V34H98ZM98 35H97V37H98ZM134 35H136V33H135ZM144 35H145V34H144ZM149 35H151V34L149 33ZM8 36H7V37H8ZM11 36H12V35H11ZM18 36H16V37L20 39V37H18ZM24 36H25V35H24ZM24 36H23V37H24ZM31 36H33V37H30V36H29V37H30V38H33V39H32L33 43H34V41H35L34 39L39 37V36L36 35V34H35V36H34V34L31 35ZM64 36H65V35H64ZM94 36H96V35H94ZM108 36H109L110 38H104V40L106 39V41H109V42H110L111 40H109V39H112L111 36H113V35H108ZM108 36H105V37H108ZM127 36H128V35H127ZM132 36H133V33H132ZM136 36H137V35H136ZM140 36H142V35H140ZM151 36H152V35H151ZM173 36H174V35H173ZM0 37H1V36H0ZM4 37H5V35H4ZM9 37H10V36H9ZM21 37H22V36H21ZM40 37H39V38H40ZM58 37H60V36L58 35ZM66 37H67L66 40H68V37H70V35H69V36H66ZM143 37H144V36H143ZM146 37H147V36H146ZM146 37H145V38H146ZM167 37H168V36H167ZM24 38H25V37H24ZM24 38H23V40H24ZM27 38H28V37H27ZM43 38H44V39H43ZM55 38H56V36H55ZM63 38H64V37H63ZM63 38H62V40H64ZM90 38H92V37H90ZM99 38H100V37H99ZM99 38H96V39H95V42H97V43H94V44H93V47H94L95 45H98V44L101 43V42L98 43V40H97V39H99ZM126 38H127V37H126ZM134 38H135V36H134ZM140 38H141V37H140ZM145 38H141V39H145ZM151 38H152V37H151ZM161 38L163 39V37H161ZM165 38H166V37H165ZM165 38H164V39H165ZM5 39H6V38H5ZM10 39H11V38H10ZM13 39H15V38H13ZM58 39H59V38H58ZM92 39L94 40V38H92ZM102 39H103V37H102ZM102 39H99V41L102 40ZM118 39H119V38H118ZM121 39H122V38H121ZM147 39H149V38H147ZM147 39H145V40H143V41H145V43H146V42H147V41H146ZM167 39H168V38H167ZM212 39H213V38H212ZM212 39H211L210 41L213 43L214 40H212ZM0 40H1V39H0ZM15 40H16V39H15ZM15 40H13V42H14ZM37 40H38V39H37ZM37 40H36V41H37ZM39 40H40V39H39ZM56 40H57V38H56ZM83 40H84V39H83ZM122 40H123V39H122ZM124 40H126V39L124 38ZM127 40H128V39H127ZM129 40H130V38H129ZM135 40H136V39H135ZM139 40H140V39H139ZM168 40H169V39H168ZM1 41H2V40H1ZM3 41H4V40H3ZM3 41H2L1 43H3ZM17 41H19V42L22 43V41H20V40H17ZM36 41H35V42H36ZM58 41H59V40H58ZM58 41H56V43H55L53 46H51V45H46V47H47V46H50L51 48L53 47L54 50H55V49H57V47L61 46V45L59 44L60 42L58 43L59 46L57 45V42H58ZM64 41H65V40H64ZM64 41H62V43H65V44L62 45L61 47H59V48H58V51H54L55 54H56V52H57V54H59V55H57L58 57L55 56L53 53H49V52H52V51H53V50H52V51L50 50V49H51L50 47H47L48 49H46V47H45V50H46V51L49 50V51L47 52L48 55H47V53H46L45 50H44V51L41 50V51H42V52H41V55H42V53H44V52H45L46 54L44 53L42 56L39 55L38 53H40V50H39V47H37V46L39 45L38 42H37V43H34V44H36V45L38 44L37 46L34 45V44H32V45H34V47H32V46L30 45V47H32V48H28V47H27V49H30V50H35V49H36V50H37V48H38L39 52H38V53L35 52L36 54H38V55H35V56H38L37 60L42 59V58H39V56H40V57H44V56H45V58H46V57H47V58H48V57L51 58L52 55H53L52 58H53V57H55V58L57 57V58L59 59V57L61 58V54L64 53V52L67 50V49H66L67 47H68V48H71V46H70L71 44L69 45V43H71V41H69V40H68L69 42L67 41V44H68V45L66 44V41H65V42H64ZM78 41H79V38H78ZM89 41H90V40H89ZM91 41H92V40H91ZM102 41H103V40H102ZM106 41H104V42H106ZM120 41H121V40H120ZM131 41H132V40H131ZM133 41H134V40H133ZM182 41H183V40H182ZM231 41H232V40H231ZM7 42H8V41H7ZM7 42H5V43H7ZM11 42H12V41H11ZM19 42H16V43L14 42V44L12 45V47H9L10 49L12 48V50H10V49L8 50V48L5 49V48H3L4 45H3V46L0 45V47H2L1 49H5V51H2V53H1V51H0V53H1V54H6L5 56H3V55L0 54V55H1L0 58L4 57L3 59H5V57H6V59H5V60H7L6 62H7L8 64H12V65H11L12 67H9V68H8L9 65H5V64H7V63L5 62V60H2V61H4L5 63H3V62H1V63H3L4 66L7 67V68H6V67H3L4 70H9L10 72H8V71L5 72L4 70H2V69H3L2 67H1V68H2L1 71H2V73H5V74H4V77H5V75H6L5 78L8 77V80H10V81H8V82L11 83V84H10L11 86H13V87H18L17 89H18V90H19V89L21 90V92H20V90H19V92H17V94H18V93H19V94L21 93V94H22V97H21V96H18L19 94L17 95V94L15 93V94L18 96V97H17V96H15V95H13L12 92H10V91H12V90H10V91L7 90V93L10 92L12 96H11V95H4L5 93L2 92L4 96L0 95V98H1V99H2V97H6V98H7V99H6V98H3L2 101L5 100V99H6V100H9L8 102L5 100V101H6L5 108H7V110L10 109V106H9V107H6V106L13 104V105H15V106H14V107H15V111H17V110H18L17 112H19V111L21 112V111H22L21 113L19 112V114L16 112V114H15V115H16L15 118H17L16 120H18V116H17V114H18V115H19V118H20L19 121L21 120L20 123L22 122V123L26 124L25 121H27L28 124H26L25 126H27V125H29V124L31 123L28 127H30V126L33 124V125H32L33 128L35 129V127H36L35 130L39 132V133H38V132L34 131L35 133H33V129H32V127H30V130L28 129V127H26V130H27L26 133L32 130V133L29 132V133L32 134V135H29V137H28V138H30V139L28 140L29 142L27 141V138H25V142L27 141V143H25V142L23 141V142H24L23 144H25V145L29 143V144H28L29 146L26 145V147L28 146V149H29V151H27L28 154H29V155H33L34 152H32V151H37V150H38L39 152H41V151L43 152V151H44V147H43V150L41 149V147H40L41 150H40L39 148H37V147L41 146L40 143L44 142V141L41 142V140L44 139V138H45L46 140L49 139V141L47 140V142H48V144L52 145V143H49V142H50V141L52 142L55 136L53 137L54 134H51L50 132H51V131H54L55 129H57V130H55V131H57V132H56L57 134H58V132L60 131V133L62 132L61 135H62L63 133H64V135H62L63 137H61V135H59V136H60V138H59L60 140L57 141L58 138L56 139V144L54 143L55 145L53 144L54 146H53V147L51 146V151H50V152H52V151L54 150L52 153H56V154H54V155H55V156L57 155V156H59V158H60V157H61V158H60V159L58 158V159L53 160V159H52L53 157H51V156H49L47 153H45L46 151H44L43 153H41L42 156H41V155H39V156H41V159L44 161V164L47 163L48 165H51L50 169L53 167V168H54L53 170H55V165H57V163L55 164V162H57V160H58V162L61 161V162H59V163H61L60 165L62 166V167H60V166H57V167H60L61 169H63L64 171H63V170H62V171H63L65 174H66L65 171L68 170V169H70V171L68 170L69 173H67V174H69V177H68L67 179H69L70 181H68V180L66 179V177H65V178H64V181L62 180V182H66V183H67V181H68V184L71 183L72 185L76 184V186H78L77 183L79 182V180H81V179H80V176H81V174H82L84 171H85V173H87V172H89V173L92 172L93 175H92L91 173H90V174L87 173V174H88V175H92V178L94 177V178H93L94 181L91 179L93 182L91 181V182H89V183L92 184V186H91V185H90V186H91V187H94L93 189H95V190L101 188V187H100V183H102V181H103L104 179H106L107 181L109 180L108 182H111V179H112V177H113L112 172H113V173H116L117 170L114 172V171H113L114 169H113L112 172H108V171H107V168H108V167L106 168L105 163H103L102 159L104 158V160H105L106 162H107V160H109V159H107L106 156H107V154L110 153V150L112 149V147H114L115 144H114V142H113V143H106V142H105V140L107 141L108 137H107L104 133H102V132H104V130H103L104 128H106V127L109 128V125H108V126L105 125L106 127H105V126H102V125H103V121H105V120H103L102 122H100V123H101L100 126H99L98 122H97V123L94 122L95 120H97V118H100V117H99V116H100V115H99V112H101V111L103 112V110H102L103 107H102V108L100 107L101 109H99V107H98L97 105H99V103L103 104V102H105V101L101 102L103 98L101 99L99 96H97V94H98V93H97L95 96L93 95L92 97H95V98H96V97H99L98 100H95V98H94V100H95V101H100V102H97V104H95L93 98L91 97L92 99H90V97H88V96L91 95V94H90L91 92H90V93H89V92L87 93V92H86V89H84L83 91H84L86 94H88V96L85 94V96H87V97H84V96H83V97H81V98H83V99L85 98V99H84V100H85L84 102H86V105H83V106H82L83 101H81L82 103H81V102L79 103V105H81V106H78V105H77V104H78L77 102H79V101H75V100H77L75 97H74V99H73V98H70V99H69V97H68V98H67L68 100H67V102H66L67 104L65 103V104L63 105L64 102H62L61 99L63 100V98H65L64 96H66V95L63 94V98H61V97H56L57 95L54 94L53 91H55L56 89L59 90V89L62 87V86H60V85H61V81H60V83H59V85H58L59 79L62 80L63 87H65L66 85H68V84H66L67 82L64 83V81H67V80H65V79H68V83H70V82H69V76L72 77L73 75H71L70 72H68V71L70 70V69H68V68H71V65H67V67L64 66V65H65V64H68V63H69V64H72V63H70V61L73 62L74 60L72 59V60H73V61H72V60H70L69 57H68L67 61H68V60H70V61H68V63H67V61H66V63H63V62H65L66 59H65V60H62V58H61V60H62V63H61V67H62V69H61V67H59L60 65L57 64V65H58V66H57V65H55V64H56L55 62L52 63V61H51V66L54 64V65H53L54 67L57 66V68L55 67L56 70L59 69V71H57V72H60V71L62 72V71H64V72H62V73H61V72L59 73L61 76L63 75V76L65 77L67 74H70V75H67V76H66L67 78L65 77L64 80H63V78H64L63 76H62L63 78H60L61 76H60V75H57V76H59V77L56 76V77L58 78V81H57V78H56V81H55V82H54L53 80H51L52 82H50L49 80L46 81V79H42V78H43V75H42V74H44L43 72H44V71H47V70H43V72H42V74H41V75H42V78H41V77H39V76H41V75H38V74H37L38 72H37L36 74H34V73H35V72H34L35 70H34V71L31 70V71H33V72L30 73V72H29L28 70H26L23 66H24V65H25V67L27 66V69H28V67H31V66H32V67H34V69H35V68H37V66L40 65V66H39V70H40V69L44 66V64H45L44 69L53 68V67H50L49 65H48V68L46 67V65H47L46 63L48 62V64H49V60H50V58H48L49 60H48V59L45 60V58H44V59L42 60V61H45V62H46V63L43 62L44 64H43V63L41 62V60H40V63H38L39 65H38V64L36 65L37 62H34V61L36 60V58H33V59H35V60L33 61L32 56H29V57H31V58H30L31 60H30V59H27L26 61H25V60H21V59H20V58H21V55H20V54H26V52H28L29 50L27 51V49L23 46V44H24V45L26 44L25 42L22 43V45H21V43H19ZM40 42H41V41H40ZM86 42H87V40H86ZM86 42H85V43H86ZM124 42L127 43V42H129V41H127V42L124 41ZM124 42H123V44H124ZM134 42H135V41H134ZM134 42H133V43H134ZM137 42L140 44L139 41H137ZM141 42H142V41H141ZM150 42H152V41H150ZM154 42H155V41H154ZM226 42H227V41H226ZM17 43L19 44L18 46L15 45V44H17ZM29 43H30V42H29ZM90 43H91V42H90ZM102 43H103V42H102ZM106 43H107V42H106ZM113 43H114V41H113ZM116 43H117V41H116ZM116 43H114V44H116ZM130 43H131V42H130ZM138 43H137V44H138ZM157 43H158V41H157ZM172 43H173V41H172ZM212 43H211V44H212ZM7 44H8V43H7ZM40 44H41V43H40ZM44 44H46V43L43 42V45H44ZM83 44H84V43H83ZM107 44H108V43H107ZM117 44H118V43H117ZM119 44L121 45V43H119ZM127 44H128V43H127ZM134 44H135V43H134ZM155 44H156V43H155ZM158 44H159V43H158ZM162 44H163V43H162ZM166 44H167V45H163V46H161V47L158 45L159 47H156L155 50H153V51L156 52V54H157V56L159 57V59H161V60L164 62L165 65H163V66H165L168 70H167V69L163 70V72H162L163 74H161L160 72L156 71V70H157V67L160 66L159 64H156L157 67L154 66L153 64L151 65V66L156 67V70L154 69V70H155V73L158 72V74H160L159 76L162 75V77H163V75H164V77L166 76V74H165L166 72H169L168 74H170V71H171V72H175V71L170 70V69L176 67V66H174V65L177 64V63H175L174 65L171 64V63H174L175 61H173L174 58H172V57H171V59L169 58L170 55L172 56V54H177V53L175 52L174 48H172V46L174 45V43H173V45H172L171 42H170V45H169V43L166 42ZM184 44H185V43H184ZM28 45H29V44H28ZM28 45H27V46H28ZM41 45H42V44H41ZM41 45H39V46L41 47ZM101 45H104V46H105L106 44H100V46H101ZM110 45H112V42H111ZM141 45H145V44H142V43H141ZM147 45H148V46L151 45V47H154V46H153L154 44H153V45H152V44L149 45V42H148ZM156 45H157V44H156ZM171 45H172V46H171ZM100 46H99V47L96 46V47H97V48H100ZM104 46H103V47H104ZM113 46H114V45H113ZM123 46H124V45H123ZM132 46H134V45L132 44ZM132 46H130V47L132 48ZM137 46H140V45H137ZM185 46H186V45H185ZM187 46H188V45H187ZM13 47L16 48V49H14ZM35 47H37V48H35ZM43 47H44V46H43ZM83 47H85V46H83ZM83 47H82V48H83ZM93 47H92V48H93ZM101 47H102V46H101ZM107 47H108V46H107ZM130 47L128 46V48H130ZM140 47H143V46H140ZM140 47H139V48H140ZM174 47H175V46H174ZM194 47H195V46H194ZM210 47H211V46H210ZM34 48H35V49H34ZM41 48H42V47H41ZM41 48H40V49H41ZM80 48H81V47H80ZM87 48H89V47H87ZM90 48H91V47H90ZM109 48H110V47H109ZM114 48H115V47H114ZM133 48H135V47H133ZM133 48H132V49H133ZM143 48H144V47H143ZM143 48H142V49H143ZM43 49H44V48H43ZM102 49H106V48L104 47V48H102ZM110 49H111V48H110ZM140 49H141V48H140ZM172 49H173L174 51H173ZM175 49H177V47H176ZM181 49H182V48H181ZM183 49H184V48H183ZM210 49H211V48H210ZM60 50H61V51H60ZM99 50H100V49H99ZM133 50H135V49H133ZM95 51H98V50H95ZM102 51H103V50H102ZM102 51H98L97 53L100 54ZM106 51H107V50H106ZM139 51H140V50H139ZM148 51H149V49L147 50V52H148ZM151 51H152V50H151ZM218 51H220V50L218 49V47H215V44H214V45H213V48L210 50V53H209V54H210V55H213V56H211V57L214 58L215 54L218 55ZM236 51H237V50H236ZM4 52H6V53H4ZM16 52H18L19 54H18V53H17V54L20 55L18 58H16V56H17V55H16ZM29 52H31V51H29ZM70 52H71V51H70ZM114 52H115V51H114ZM127 52H128V51H127ZM132 52H133V51H132ZM137 52H138V51H137ZM174 52H175V53H174ZM237 52H238V51H237ZM14 53H15V54H14ZM68 53H69V52H68ZM68 53H65V54L67 55ZM95 53H96V52H95ZM103 53H104V54H103ZM106 53H107V52H105V51L102 52L101 55H103V56H99L98 58H94L95 61H92V63L95 64V65H97V64H99V63L101 64V62H102V61H105V60H102V61H101L100 59H104ZM130 53H131V50H130ZM133 53H134V52H133ZM150 53H151V52H150ZM171 53H172V54H171ZM219 53H220V52H219ZM231 53H232V52H231ZM121 54H122V53H121ZM238 54H239V52H238ZM31 55H32V52H31ZM63 55H64V54H63ZM97 55H98V54H97ZM119 55H120V53H119ZM133 55H134V54H133ZM151 55H152V54H151ZM177 55H178V54H177ZM217 55L215 56V57H216V58H215V59H216L215 61L217 62V65H218L219 69H218L217 66H215V70H216L215 73H213L214 71H213V72L210 71V73H211V77H213V76H214V77H217L218 73H219V72L221 73L220 69L223 71V69H225V68H226V69H231V70H230L231 75H232V72H231V71H234V72H237V71H238V73H239L238 75L241 76V74H240V70H239V69H240V65H239L240 62H239V61H240V59H241L239 56H241V54H240L239 56H234V54H233V56H231V54H230V56H231L230 60L226 61V59H225L224 62H223V61L221 62V60H219L220 57H218ZM219 55H220V54H219ZM26 56H28V55L26 54ZM70 56H71V55H70ZM107 56H108V53H107ZM122 56H125L124 58H122L123 61L125 60V61L127 62V60H129L128 63H129V62L131 63V61H133V57H132L130 54H128L127 56H126V54H125V55H122ZM122 56H120V58H121ZM137 56H138V55H137ZM157 56H156V57H157ZM175 56H176V55H175ZM230 56H229V57H230ZM72 57H73V56H71L70 58H72ZM100 57H103V58H100ZM131 57H132V59H131ZM134 57H135V55H134ZM173 57H174V56H173ZM24 58H25V57H24ZM24 58H23V59H24ZM52 58H51V60L55 59V58H53V59H52ZM57 58L55 59V61L57 60ZM64 58H65V57H64ZM64 58H63V59H64ZM73 58L75 59V56H74ZM218 58H219V59H218ZM239 58H240V59H239ZM79 59H80V58H79ZM96 59H97V60H96ZM108 59H109V58H108ZM136 59H137V58H136ZM140 59H141V58H140ZM0 60H1V59H0ZM37 60H36V61H37ZM47 60H48V61H47ZM59 60H60V59H59ZM61 60H60V61H61ZM141 60H142V59H141ZM170 60H171V61H170ZM176 60H178V59L176 58ZM238 60H239V61H238ZM53 61H54V60H53ZM60 61L57 62V63H60ZM79 61H81V60H79ZM88 61H89V59H88ZM99 61H101V62H99ZM106 61H107V60H106ZM155 61L159 62V60H155ZM162 61H161V62H162ZM38 62H39V61H38ZM76 62H77V61H76ZM90 62H91V61H90ZM137 62H138V59H137ZM161 62H160V63H161ZM167 62H168V64H169V62H170L169 65H170L171 67H172V66H174V67H172V68H170V66L168 67ZM183 62H184V61H183ZM262 62H264V61H262ZM21 63L23 64L22 67L25 69V70H24V69H23V70H24L25 72H27V73H25V72H23V71H22V72H21V71L17 72V70H20L18 67L21 66ZM41 63H42V64H41ZM74 63H75V61H74ZM79 63H80V62H79ZM83 63L85 64L84 61H83ZM86 63H87V60H86ZM103 63H104V62H103ZM134 63H135V62H134ZM179 63H182V62H179ZM34 64L36 65V67L34 66ZM62 64H63V66H62ZM132 64H133V63H132ZM135 64H136V63H135ZM161 64H162V63H161ZM19 65H20V66H19ZM41 65H42V66H41ZM73 65H74V64H73ZM76 65H77V63H76ZM80 65H83L82 62H81ZM80 65H79V66H80ZM219 65H220V66H219ZM0 66H1V64H0ZM17 66H18V67H17ZM79 66H78V67H79ZM83 66L86 67V65H83ZM101 66H102V64H101ZM181 66H182V65H181ZM14 67H15V68H14ZM45 67H46V68H45ZM58 67H59V68H58ZM64 67L67 68V71H65ZM73 67H74V66H73ZM75 67H76V66H75ZM75 67H74V68H75ZM81 67H82V66H81ZM81 67H80L79 69H83V68H84V67H83V68H81ZM98 67H99V66H98ZM177 67H178V66H177ZM179 67H180V66H179ZM183 67H185V68L188 67V68H189L188 65H187V66L183 65ZM74 68H73V69H74ZM87 68H88V67H87ZM99 68H100V67H99ZM99 68L96 69V70L98 71ZM152 68H153V67H152ZM188 68H187V69H188ZM190 68H191V66H190ZM16 69H17V70H16ZM37 69H38V68H37ZM63 69H64V70H63ZM71 69H72V68H71ZM73 69H72V71H73ZM77 69H78V68H77ZM77 69H76V71H77ZM91 69H93V66L91 67ZM91 69H89V70H91ZM175 69H176V68H175ZM178 69H180V68H178ZM21 70H22V68H21ZM29 70H30V69H29ZM49 70H50V69H48V71H49ZM87 70H88V69H87ZM93 70H95V69H93ZM151 70H152V69H151V67H150V72H151ZM159 70H161V69L159 68ZM189 70H190V69H189ZM193 70H194V69H193ZM217 70H219V71H217ZM11 71H12V73H11ZM13 71H15V72H17V73H15V72H13ZM40 71H41V70H40ZM40 71H39V72H40ZM52 71H54V70H51V72H52ZM78 71H81V70H78ZM91 71H92V70H91ZM91 71H90V72H91ZM99 71H100V70H99ZM99 71H98V72H99ZM101 71H104V73H105V70H101ZM108 71H109V70H108ZM112 71H114V70H112ZM165 71H166V72H165ZM182 71H183V70H182ZM7 72H8V73H7ZM20 72H21V73H20ZM28 72H29V73H28ZM49 72H50V71H49ZM86 72H88V73L91 75V73H90L89 71H86ZM106 72H107V71H106ZM74 73H75V71H74ZM78 73H80V72H78ZM83 73H84V72H83ZM101 73H102V72L99 73V77L101 78V76H102V77L105 76V78H104V80L102 79L103 81H101V80H100V81H101L102 83H104V82H105V79L107 78V76H106V75H102V74H104V73H102V74H101ZM107 73H108V72H107ZM212 73H213V74H212ZM47 74H49V73L47 72ZM55 74H56V73H55ZM75 74H76V73H75ZM109 74H110V73H109ZM151 74H152V73H151ZM153 74H154V73H153ZM158 74H156V75L158 76ZM172 74H173V73H172ZM177 74L179 75V73H177ZM180 74H181V75H184V74H182V73H180ZM222 74H223V73H222ZM222 74H221V75H222ZM45 75H46V74H45ZM50 75H51V73H50ZM50 75H49V76H50ZM78 75H79V74H78ZM85 75H86V74H85ZM90 75H89V76H90ZM93 75L96 76V74H93ZM100 75H101V76H100ZM156 75L154 76L155 78L157 77ZM173 75H174V74H173ZM209 75H210V74H208V76H209ZM212 75H213V76H212ZM226 75H228V74L226 73ZM234 75H235V74H234ZM49 76H48V79H52V78L55 77L54 74H53V77H52V78H49ZM79 76H81V75H79ZM151 76H152V75H151ZM167 76H169V75H167ZM167 76H166V77H167ZM170 76H172V75H170ZM175 76H176V75H175ZM222 76H223V75H222ZM222 76L219 75V77H222ZM1 77H2V76H1ZM1 77H0V78H1ZM77 77H78V76H77ZM77 77H76V78H77ZM109 77H110V76H109ZM109 77H108V78H109ZM186 77H187V76H186ZM186 77H185V79H186ZM223 77H224V76H223ZM5 78H2V79H5ZM46 78H47V75H46ZM73 78H74V76H73ZM81 78H82V76H81ZM115 78H116V77H115ZM118 78H119V76H118ZM239 78H241V77H239ZM2 79L0 80V82H1V86L3 85L2 82L5 81V80L2 81ZM70 79H71V78H70ZM90 79H91V77H90ZM93 79H94V78H93ZM150 79H151V78H150ZM150 79H149V80H150ZM166 79H168V78H166ZM187 79H188V77H187ZM209 79H210V78H209ZM212 79H214V78H212ZM43 80H44V81H43ZM71 80H72L71 83H72V85H73V81H74V80H73V79H71ZM79 80H80V79H79ZM81 80H82V79H81ZM83 80H84V79H83ZM152 80H153V79H152ZM238 80H239V83H242V78H241V79H238ZM75 81H78V80H75ZM91 81H92V79H91ZM91 81H90V82H91ZM115 81L117 82L118 80H115ZM185 81H186V80H185ZM189 81H190V80H189ZM6 82H7V80H6ZM8 82H7V83H8ZM88 82H89V81H88ZM90 82H89V83H90ZM92 82H93V81H92ZM112 82H113V81H112ZM120 82H121V81H120ZM178 82H179V81H178ZM190 82H191V81H190ZM4 83H5V82H4ZM79 83H80V82H79ZM99 83H100V82H99ZM107 83H109V82H107ZM150 83H151V85H152L153 82H150ZM154 83H155V82H154ZM157 83H158V82H157ZM157 83H155V84H157ZM188 83H189V82H188ZM188 83H187V84H188ZM222 83H223V82H222ZM225 83H226V82H225ZM225 83H224V84H225ZM5 84H6V83H5ZM65 84H66V85H65ZM74 84H76V82H74ZM91 84L93 85V83H90L89 87L92 86ZM94 84H95V83H94ZM114 84H115V83H114ZM147 84H149V83H147ZM181 84H182V83H181ZM187 84H186V82H185L186 87H187ZM220 84H221V83H220ZM224 84L221 85V87L224 88V90H225V89H226V84H225V85H224ZM70 85H71V84H70ZM72 85H71V86H72ZM118 85H119V84H118ZM120 85L122 86V83H120ZM123 85H124V84H123ZM157 85H159V84H157ZM168 85H169V84H168ZM178 85H180V83H179ZM1 86H0V88H2ZM11 86H10V87H11ZM71 86H70V87H71ZM93 86H95V85H93ZM96 86H97V85H96ZM115 86H116V85H115ZM148 86H150V85H148ZM153 86H154V85H153ZM172 86H173V85H172ZM193 86H194V85H193ZM232 86H233V85H232ZM4 87H5V85H4ZM63 87H62V90L64 91ZM73 87H74V85H73ZM73 87H72V88H73ZM87 87H88V84H87L86 88H87ZM123 87H124V86H123ZM157 87H158V86H157ZM159 87H162V86L159 85ZM159 87H158V88H159ZM227 87H228V86H227ZM6 88H7V87H6ZM8 88H9V86H8ZM8 88H7V89H8ZM31 88H32V89L35 88L36 91H37V90H40V92H42V93H44L43 91L49 93L48 97H47V96H44V94L41 96V94H40V95L37 94L38 91L36 92L35 89H34V91L36 92V93H35V96L38 95L39 97H42V99H43V96H44V98H46V99L48 100V102H49L48 104L51 105V106H50L51 108L47 109V108L45 107L47 110H46L45 108H44V109H41L40 107L43 108L44 105H42V104H45V102H44V103H43V102H40L39 99H37L36 97L32 96L31 93H30L31 91L29 92V90H32ZM162 88H163V87H162ZM176 88H177V87H176ZM176 88H175V89H176ZM187 88H188V87H187ZM190 88H191V87H190ZM219 88H220V87H219ZM228 88H229V87H228ZM3 89H4V88H3ZM11 89H12V88H11ZM87 89H88V88H87ZM153 89H154V87H153ZM163 89H164V88H163ZM163 89H160V90L163 91ZM173 89H174V88H173ZM178 89H179V88H178ZM178 89H176V90H178ZM181 89H183V90L185 89V88H183V85H182V88H181ZM230 89H231V88H230ZM230 89H228V90H230ZM234 89H235V88H234ZM14 90H15V92H16V88H14ZM14 90H13V91H14ZM62 90H59V91H62ZM70 90H71V92H73L72 89H70ZM116 90H117V89H116ZM148 90H149V87H148ZM156 90H157V89H156ZM158 90H159V89H158ZM158 90H157V91H158ZM176 90H175V91H176ZM186 90H187V89H185V91H186ZM4 91H6V90H4ZM63 91H62V93H65V92H66L65 94H67V96H69V95H68L69 93H67V91H68L67 88L65 89L64 92H63ZM121 91H122V90H121ZM157 91L154 92V90H153V92H154L155 95L158 94ZM161 91H159L160 94L163 93V92H161ZM169 91H170V90H169ZM169 91H168V92H169ZM178 91H179V90H178ZM178 91H177V92H178ZM50 92H52L53 94H51ZM55 92H56V91H55ZM118 92H119V94L121 93L120 90H119ZM123 92H124V90H123ZM153 92H152V93H153ZM177 92H174V93H177ZM186 92H187V91H186ZM193 92H195V91H193ZM13 93H14V92H13ZM32 93H33V91H32ZM150 93H151V92H150ZM164 93H165V91H164ZM174 93H173L172 91H170L169 93H165V94H166V95H165V99L167 98L166 101H168V99H169V102H172V104H173V106H172V104L169 103V104L172 106V108H174V105H178L179 102L183 100V98H182V100L180 99V101H179L178 99H176V98H178V97H177L178 95H175ZM187 93H188V92H187ZM0 94H1V93H0ZM8 94H9V93H8ZM33 94H34V93H33ZM36 94H37V95H36ZM59 94L62 95L61 93H59ZM77 94L80 95V93H77ZM81 94H83V93L81 92ZM93 94H95V93L93 92ZM99 94H100V93H99ZM119 94H118V95H119ZM122 94H124V93H122ZM126 94H127V93H126ZM177 94H178V93H177ZM188 94H189V93H188ZM188 94H187V95H188ZM191 94H192V93H191ZM239 94H240V95L242 94L241 91H234V90L231 91V90H230V91L228 92V94H224V95L226 96V98L222 99V101H221V100H218L217 102H215V103H217V104L214 105L212 109H210V110L207 109V110H208L207 114H209V116L211 117V118H210V117H209V118L211 119V122L213 123V125L215 124V127H216V126L218 127V126H220V125L222 124L223 127H224V125H225L224 128H226V127L228 126V123H231L230 120H227L228 122L226 121V118L228 119V116L226 117V115H227V111H228V112H231V111L228 110V108H227L228 106L226 107L225 104H227V103H225V101L227 100L226 102H228V104H229V103H232V102H235V101L237 102V100H240V99H237V98H236L237 100H235V97H237V95H239ZM55 95H56V96H55ZM74 95H75V94H74ZM83 95H84V94H83ZM103 95H104V94H103ZM155 95H154V96L152 95V96L155 97ZM162 95H163V94H162ZM162 95H161V97H163ZM174 95H175V96H174ZM193 95H194V94H193ZM38 96H37V97H38ZM67 96H66V97H67ZM101 96H102V95H101ZM106 96H107V95H106ZM106 96H105V97H106ZM152 96H151V97H152ZM190 96H191V95H190ZM190 96H189V97H190ZM217 96H218V95H217ZM16 97H17V98H16ZM39 97H38V98H39ZM107 97H108V96H107ZM112 97H114V96H112ZM115 97H116V96H115ZM123 97H124V96H123ZM156 97H157V96H156ZM175 97H176V98H175ZM189 97H188V99H189ZM219 97H220V96H219ZM81 98H79V99L82 100ZM108 98H110V97H108ZM118 98H119V97H118ZM159 98H160V97H159ZM192 98H193V97H192ZM209 98H210V97H209ZM220 98H221V97H220ZM239 98H240V97H239ZM241 98H242V96H241ZM1 99H0V100H1ZM46 99H43V100L46 101ZM79 99H78V100H79ZM123 99H124V98H123ZM127 99H129V101H130L132 98H131V99H130V98H127ZM152 99H153V98H152ZM190 99H191V98H190ZM206 99H207V98H206ZM213 99H214V98H213ZM213 99L211 98L210 100H213ZM215 99H216V98H215ZM232 99L235 100V101H233ZM248 99H249V98H248ZM248 99H247V100H248ZM38 100H39V101H38ZM103 100H104V99H103ZM105 100H106V99H105ZM109 100H110V99H109ZM111 100H112V99H111ZM118 100H119V99H118ZM118 100H117V101L115 100V101L118 102ZM160 100H161V99H160ZM207 100H209V99H207ZM231 100H232V101H231ZM241 100H242V99H241ZM243 100H246V98L244 99V97H243ZM247 100H246V101H247ZM250 100H253V99L251 98ZM5 101H3V102L0 101V103L3 104V103H5ZM41 101H42V100H41ZM113 101H114V100H113ZM120 101H126V100H120ZM131 101H132V100H131ZM214 101H215V100H214ZM230 101H231V102H230ZM246 101H243V102H246ZM253 101H254V100H253ZM75 102L77 103L76 105H74ZM106 102H107V101H106ZM135 102H136V101H135ZM183 102H184V100H183ZM7 103H11V104H8V105H7ZM92 103H93V104H92ZM107 103H108V102H107ZM107 103H105L104 105H101V104H100V106H106ZM112 103H113V102H112ZM112 103H111V104H112ZM114 103H115V102H114ZM114 103H113V104H114ZM132 103H133V102H132ZM132 103H131V104H132ZM145 103H146V102H145ZM164 103H165V101H164ZM175 103H176V104H175ZM224 103H225V104H224ZM83 104H85V103H83ZM108 104H109V103H108ZM108 104H107V106H108ZM113 104H112V106H113ZM124 104H125V103H124ZM134 104H135V103H134ZM134 104H132V108H131L130 103H129V106H130V108H131L130 110H131V112H132V118L134 119V118L136 117L135 119L137 120V123H141V122L143 123V121L146 119V117L149 116L150 113L147 111L148 109H147V110L145 109V108H147V107H145V108L143 107V104H141L143 108H140L142 111L139 109V110L141 111V113H139V112L137 113V111H139V110H138V109H137V110L135 109L136 105H134ZM136 104H137V102H136ZM149 104H151V103H149ZM180 104H181V103H180ZM232 104H233V103H232ZM0 105H1V104H0ZM3 105H4V104H3ZM119 105H120V104H119ZM121 105H122V103H121ZM139 105H140V104H139ZM139 105H138V106H139ZM166 105H167V104H166ZM182 105H183V104H182ZM182 105H179V106H182ZM184 105H185V104H184ZM188 105H189V104H188ZM191 105H192V104H191ZM233 105H234V104H233ZM17 106H20V107H21V110H20V107L16 110ZM115 106H116V105H115ZM123 106H124V105H123ZM134 106H135V107H134ZM147 106H148V104H147ZM179 106H177V107H179ZM192 106H193V105H192ZM14 107L11 106V111H12V113H14V112H13V110H14L13 108H14ZM47 107H49V105H48ZM133 107H134V109H135L134 112L132 111ZM140 107H141V106H140ZM148 107H149V106H148ZM169 107H170V106H169ZM175 107H176V106H175ZM177 107H176V109H177ZM184 107H185V106H184ZM205 107H206V106H205ZM208 107H209V106H208ZM230 107H231V106H230ZM235 107H236V106H235ZM104 108H105V107H104ZM108 108H109V106L107 107V109H108ZM112 108H114V107H112ZM112 108H111V110H112ZM117 108H118V106H117ZM121 108H123V107H121ZM126 108H127V107H126ZM136 108H139V107H136ZM150 108H152V106H150ZM164 108L167 109V110H166L167 112H169V113H168V117H170V115H171L170 112H174V111H175V110L171 111L170 109H169V111H168V108H167L166 106H165ZM170 108H171V107H170ZM172 108H171V109H172ZM179 108H180V107H179ZM187 108H188V107H187ZM187 108L185 107L186 110H187ZM194 108H195V107H194ZM194 108H191V107H190V108H188V109H194ZM209 108H210V107H209ZM226 108H227V110H226ZM98 109H99V112H98V114H97ZM105 109H106V108H105ZM118 109H120V108H118ZM0 110H1V109H0ZM125 110H126V109L124 108V111H125ZM144 110H145V111H144ZM151 110H153V109H151ZM181 110H182V112H183V109L180 108V111L177 109V111H178V113H179L178 115H180V114L183 115L185 112H186V113H185V116L183 115L184 117H183L182 115H180L179 120H177V118L174 119V117H176V116L178 117V115H176V114H177V111H176V113H175L176 116H173L172 119H174V120H172V121H171V120L166 121V119L163 121L162 113H161V117H160V118H161L162 120H161L160 118H159L160 120H157V121L155 120L156 122H159V121H160V122L157 123V124H154V125L152 124L153 127H152V128L150 127V128H151V129H150L151 131L149 130V127H148V126L145 127V125H144V127H145L146 129L148 128V130L150 131V132H148V133H144V134L141 132V133L143 134V136H144V135H145V136H144V137L142 136L143 138L141 137V139H143V142L140 141L142 144H141V143H139V144L142 145V148H143V146H144V150H146V151L149 153V151H151L150 149H153V148H154V151H156V150H155V149H156V146L154 147V145H156V144H160V142H159V140H160V141H161V144H160L161 148H162V146H163V147H164L163 149L165 150V149H166L165 147H167V149H168L169 151L172 150V149H175L176 153H178V154H179V151L182 152V150H183L184 148L186 149V146H187V145H188L189 147H190V145L193 146L192 148H193L194 151H195V152H194L193 149L191 148L193 153L199 152V150L197 151V149H199V148L202 149V150H200L201 152H204V151H203V147H204V145H200V144H202V142H203V144H204V141H201V142H200V139H201V137H202V136H201V133L204 132V131H202V132H198V131H196V130H199L198 127H197V128L195 127L196 130H194V129H195L194 126H195L196 124H195V123L191 124V122H190L191 120H189V119H190V116H191V118L193 119V114H194V112H192L193 110H192V111H189V110L186 111V110H184V111H185L184 113H182ZM2 111L4 112V111H6V109H4V110H2ZM9 111H10V110H9ZM104 111H105V110H104ZM117 111H118V110H115V111H113V112H116V115L119 117V115L117 114V113H119V112H117ZM120 111H121V110H120ZM122 111H123V110H122ZM122 111H121V112H122ZM127 111H128V109H127ZM135 111H136V112H135ZM146 111H147L149 114H148ZM149 111H150V110H149ZM209 111H210V112H209ZM105 112H106V111H105ZM108 112H110V111L107 110V112H106L107 114H106V113H105V114L107 115V117H109V116L111 117L112 114H111V113H108ZM111 112H112V111H111ZM125 112H126V111H125ZM180 112H181V113H180ZM190 112H191L192 114H189ZM129 113H130V112H129ZM133 113L136 114L135 117H134L135 114H133ZM205 113H206V112H205ZM3 114H4V113H3ZM122 114H123V113H122ZM126 114H128V113H126ZM137 114H138V115H137ZM159 114H160V113H159ZM159 114H158V115H159ZM163 114H164V115H163V117H164L166 114H165V112H164ZM7 115H8V114L6 113V115L4 114L3 116L6 117ZM98 115H99V116H98ZM150 115H151V114H150ZM152 115H153V114H152ZM228 115H229V114H228ZM11 116H12V115H11V113H10V116H8V117H11ZM20 116H21V117H20ZM97 116H98V117H97ZM103 116H105V115H102L101 118H102ZM117 116H114V117L117 118ZM120 116H121V113H120ZM122 116H123V115H122ZM124 116H126V115H124ZM124 116H123V117H124ZM128 116L130 117V115H128ZM159 116H160V115H159ZM159 116H158V117H159ZM44 117L47 118V120L45 119V121H43ZM105 117H106V116H105ZM105 117H104V119L107 118V117H106V118H105ZM110 117H109V118H110ZM129 117H128V118H129ZM171 117H172V116H171ZM1 118H2L1 120H3L4 117H1ZM15 118H14V119H15ZM22 118L24 119V121L22 120ZM40 118H42L41 121H43V124H42V123L40 124V123H39L40 121L38 122L37 119H40ZM101 118H100L99 120H97V121H100ZM111 118H113V117H111ZM116 118H115V119H116ZM119 118H120V117H119ZM121 118H122V117H121ZM130 118H131V117H130ZM151 118H153V117L151 116ZM156 118H157V117H156ZM156 118H155V119H156ZM165 118H167V116H165ZM4 119H5V118H4ZM6 119H8V118H6ZM14 119H13V120H14ZM107 119H108V118H107ZM124 119H125V118H124ZM133 119H129V120H131V121L133 122ZM157 119H158V118H157ZM169 119H171V118H169ZM212 119H213V120H212ZM8 120L10 121V118H9ZM8 120H7V121H8ZM109 120H110V119H109ZM122 120H123V119H122ZM136 120H134V121H136ZM151 120H153V119H151ZM188 120H189V121H188ZM3 121H6V120H3ZM11 121H12V119H11ZM36 121H37V124L43 125V126L40 127L41 129L39 128L40 130H38V127H39L40 125L38 126V125L36 124ZM46 121H47V122H46ZM86 121H89V122L91 121V122L88 123V122H86ZM92 121H93L94 123H93ZM110 121H112V120H110ZM110 121H108V123H109ZM113 121H114V120H113ZM115 121H116V120H115ZM131 121H130V122H131ZM138 121H139V122H138ZM147 121H148V120H146V122H147ZM149 121H150V120H149ZM161 121H162V122H161ZM193 121H194V120H193ZM213 121H215L216 123H214ZM12 122H13V121H12ZM12 122H11V125L13 124ZM17 122H18V121H17ZM44 122L47 123V126H48V124L50 125V126H48L49 129L46 127V125H45ZM116 122H117V121H116ZM120 122H121V120H120ZM123 122H124V121H123ZM125 122H126V120H125ZM0 123H1V122H0ZM2 123H5V122H2ZM7 123H9V122H7ZM91 123H92V124H96V125H97V127L95 126L96 128H100V127H102V128H100L99 130L96 129V130H97V131H96V130L93 128L94 125H93V127H92ZM134 123H135V122H133V124H134ZM137 123H135V124L137 125ZM217 123H218V124H217ZM219 123H220V125H219ZM223 123H224V124H223ZM9 124H10V123H9ZM24 124H23V125H24ZM34 124L37 125L38 127H37V126H34ZM104 124H105V122H104ZM109 124H110V123H109ZM119 124H121V123H119ZM122 124H123V126L125 125V123H122ZM135 124H134V125H135ZM145 124H146V123H145ZM147 124H148V123H147ZM147 124H146V125H147ZM149 124H150V123H149ZM190 124H191V126H190ZM226 124H227V126H226ZM126 125H127V123H126ZM134 125H133V126H134ZM235 125H236V123H235ZM4 126H5V125H4ZM4 126H3V127H4ZM9 126H10V125H9ZM118 126H119V125H118ZM118 126L115 125V127H118ZM131 126H132V124H131ZM140 126H141V125H140ZM196 126H197V125H196ZM230 126H233V125L230 124L228 127H230ZM237 126H238V123H237L236 127H237ZM243 126H244V125H243ZM0 127H2V125H0ZM15 127H16V126H15ZM23 127H24V126H23ZM44 127H46L48 131H47L46 128H44ZM111 127H112V123L110 124V129L108 130V132L111 130V133H112V128H113V127H112V128H111ZM115 127H114V128H115ZM120 127H121V126H120ZM124 127H125L126 129H124V128L121 127L122 130L124 129V130H126L125 133H128L127 128H128V130H129V129H130L129 126L127 125V126H124ZM191 127H193L194 129L191 128ZM217 127H216V128H217ZM220 127H222V126H220ZM223 127H222V129H223ZM240 127L242 128V125H241ZM240 127H239V128H240ZM4 128H5V127H4ZM43 128H44L46 131H45V132L43 131V134H44V135H41V134H42V133H41L42 130H44ZM108 128H106V129H108ZM121 128L119 129V132H121ZM140 128H141V127H140ZM142 128H143V127H142ZM218 128H219V127H218ZM218 128H217V130H218ZM230 128H231V127H230ZM24 129H25V128H24ZM52 129H53V130H52ZM115 129H116V128H115ZM115 129H114V131L117 132L118 129H116V130H115ZM261 129H262V128H261ZM0 130H1V129H0ZM50 130H51V131H50ZM101 130H102V131H101ZM227 130H228V129H225V131H226L225 133H226V134L230 132L229 130H228L229 132H228ZM232 130H233V129H232ZM237 130L239 131L238 128H237ZM240 130H241V129H240ZM259 130H260V129H259ZM3 131H4V130H3ZM15 131H16V130H15ZM15 131H14V132H15ZM24 131H25V130H24ZM100 131H101V133H102L101 135L98 134ZM143 131H144V130H143ZM219 131H220V130H219ZM238 131H237V132H238ZM1 132H2V130H1ZM4 132H5V131H4ZM4 132H2V133H3V134H2L3 136H2L1 133H0V135L2 136V139H0V141H1L2 143H3L2 140L5 139V138H4ZM17 132H18V131H17ZM105 132H107V131H105ZM119 132H118V133H119ZM145 132H146V130H145ZM220 132H221V131H220ZM220 132H218V133H220ZM26 133H25V134H26ZM29 133H28V134H29ZM52 133H54V132H52ZM109 133H110V132H109ZM205 133H206V132H205ZM260 133H261V132H260ZM262 133H263V132H262ZM15 134H16V133H15ZM119 134H120V133H119ZM119 134H118V135H119ZM226 134H225V135H226ZM263 134H264V133H263ZM23 135H24V133H23ZM23 135H22V136H23ZM99 135H100L101 137H104V136H105L104 141L102 140L101 137H97L96 140H95L94 137L99 136ZM103 135H104V136H103ZM113 135L115 136V132H113ZM120 135H121V137L124 136V132H123V135H122V134H120ZM120 135H119V136H120ZM205 135H206V134H205ZM222 135H224L223 131H222ZM225 135H224V136H225ZM228 135H229V134H228ZM26 136H27V134L24 135V137H26ZM42 136H44V138H41ZM56 136H57V135H56ZM116 136H117V134H116ZM224 136H223V137H224ZM226 136H227V135H226ZM226 136H225V137H226ZM259 136H261V135H259ZM262 136H263V138H264V135H262ZM24 137H20V138H21V139H22V138L24 139ZM32 137H33V138H32ZM46 137H47V138H46ZM117 137H118V136H117ZM126 137H127V139H129L127 135H126ZM126 137H125V138H126ZM223 137L220 136L221 139H218L219 143H220V140H222L221 142H223V144L221 143V146H225V148H226V144H227V146L229 145V146H231V147H233V146L235 145V143H234L233 145L228 143V142H229L228 139H231V141L233 140L231 137L228 136V137L224 138V139H227V140H228L227 142L223 139ZM31 138H32V139H31ZM50 138H51V139L53 138V139L51 140ZM99 138H100V140H98ZM112 138H113V137H112ZM123 138H124V137H123ZM202 138H205V137H202ZM263 138H262V139H263ZM45 139H44V140H45ZM86 139H87V140H86ZM90 139H91V140L94 139L93 141H96V143L99 142V144H102V145H100V147H98V149H97V146L95 145V142L91 141ZM114 139H115V142H116V138H114ZM114 139H113V140H114ZM120 139H121V138H120ZM97 140H98V141H97ZM113 140H112V141H113ZM118 140H119V139H118ZM122 140H123V139H122ZM163 140H166V142L169 143V147L166 146L167 143H166L165 141H163ZM203 140H204V139H203ZM234 140H235V139H234ZM259 140H260V139H259ZM16 141H18V140H16ZM73 141H75V142H73ZM88 141H89V142H88ZM90 141H91V142H90ZM102 141H103V143H100V142H102ZM112 141H111V142H112ZM126 141H127V140H126ZM126 141H125V139L123 140V142H126ZM239 141H240V143H241L242 145L245 144L244 142H242L243 140H242V141L239 140ZM239 141H238V143H239ZM263 141H264V139H263ZM1 142H0V195H1L0 197H2V198H1V201H0V202H1L2 204L0 203V205H1V206H0V218H2V220H4L5 223H6V224H5V223L3 222V223L6 225V227L2 226V227H4V230L2 229L3 231L0 233V240H1V243H0V244H2L1 247H4V248L7 249L8 246H10V247H11L10 250L8 249L7 251H6V250H5V251H6V253H8V251H9V252H13V251H14L13 249H15L20 243H21L22 245H23V244H26V246L30 245L29 243H26V242L29 240V242L32 243V244L34 245V246H33L34 248L31 247V249H29V250H28V247H27V250H26V251H28V256H29V257L26 256V254H27V252L25 251L26 246L24 247V251L21 252V253L23 254V255H22L23 257L28 258V260H27L26 258H25L26 260L24 259L26 262L29 261L28 263H30V264H59V263H60V259L57 258L55 254H54L55 256H53V254H51V256L57 258L58 261H59V263H57V262H56L57 260H54V258H53V259H50V260H47V261H45V259H43V260H44V262H43V261L41 260L42 257H41V259H40V256H41V254H42L43 252L40 253V251L37 250V248H39V247H40L39 250H40V249L43 250L44 247H48V246H50V245H51L50 248L52 247V250H53V251H54V249H55V251H57L58 248H57V249H56V248H53V247L56 246V245H55L56 243H54V241H53V242H48V238H49V237H50V239L52 240V237L50 236V234H51V230L53 231V229H51L50 226H49V227L47 226L48 228L51 229L50 231H48V228H44V230H45V229L47 230L46 232L48 233L49 237H47L46 235H42V233L40 234L41 231H38V230H37L38 227L36 228L37 225L35 226V222H38V221H39V219H40V218H39L40 215H37V216H38L37 218H39V219H37V218H35V217H36V213L38 212V214H39L40 212H39L38 210H36L37 207L34 208V205L36 206V204L31 205V204H33V203L31 202V199H32L33 197H32V195L30 194V192H29V193L27 192V190H26V188H25V184H22V185L19 184V183H20L19 181H20V178H21V174H24V177H25V176H28V174L25 175L26 173L24 172V170H23L24 173L21 171L22 169L20 170L21 172L19 171L18 168H20V166H19L18 164H19L20 162H19L18 164H16V162H17L18 160L16 161L17 157L14 156V155H16V152H17L16 149H19V148H20V149H21V148L23 149V147H22V145H21V146L18 148V145H20V144H18V145L16 144L17 146L15 147L14 154H12V155L14 156V160L12 159V160L14 161V167L10 168L9 166H6L5 161H6L7 159L5 160L6 155H4V152H5V151L3 150V149H5L4 146H7V144H5V145L3 146V147H4V148H3ZM72 142H73V143H77V142H78V145H76V144L74 145V144H72ZM92 142L94 143L95 147H93V145H91ZM127 142H128L129 145L126 143V146H124L125 144L123 143V147H124L123 151L127 149L128 152H127V150H126V151H125L126 154H127V153L130 154V153L133 152L134 155H135V156H132V158H131V154H130V156H129L128 158H127V156H128L129 154L126 155V164L128 165L127 160H128L129 158H130L129 160H133V158H135V157L137 156V157H136V158H137V161H139V160H138V159H139V158H138L139 155H138L137 153H139V152H140L139 150H141V149H139V148L137 149V148H136V146H138V143L135 142V143H136V146H133L132 144H130L129 141H127ZM144 142H145V143H144ZM158 142H159V143H158ZM163 142L166 143V144L164 145ZM235 142H237V141H235ZM15 143H16V142H15ZM15 143H14V144H15ZM18 143H19V142H18ZM20 143L22 144V142H20ZM45 143H46V141H45ZM90 143H91V144H90ZM118 143H119V142H118ZM132 143H133V142H132ZM135 143H134V145H135ZM143 143H144V145H143ZM225 143H226V144H225ZM231 143H232V142H231ZM238 143H236V145H237ZM224 144H225V145H224ZM241 144H240V145H241ZM25 145H23L24 148H26ZM50 145H49V146H50ZM118 145H120V144H118ZM145 145H146V146H145ZM148 145H149V146H148ZM199 145H200V146H199ZM236 145H235V146H236ZM238 145H239V144H238ZM238 145H237V147H238ZM240 145H239V147H241V152H242V150H243L245 147H247V145H246V146L244 145L245 147L243 146V147H244L243 149H242V146H240ZM115 146H116V145H115ZM151 146H152V147H151ZM170 146H171V147H170ZM92 147L94 148V152H93L92 149H91V151H90V149H89V148H92ZM118 147H119V146H118ZM125 147H126V148H125ZM140 147H141V146H140ZM146 147H148L149 150L146 149ZM149 147H151V148H149ZM157 147H159V146H157ZM172 147H173V148H172ZM195 147H196V149H195ZM231 147H228V149H226V152H227V153H228V151H229V148H231ZM2 148H3V149H2ZM115 148H117V146H116ZM223 148H224V147H223ZM233 148H234V147H233ZM249 148H250V147H249ZM20 149H19V150H20ZM26 149H27V148H26ZM47 149H48V148H47ZM87 149H89V152H92V153H89L90 155H91V154H94V156H95V154H96L97 156H96V157H94L93 155L90 156L88 153H87V155H86V151H85V150H87ZM158 149L160 150V147H159ZM181 149H182V150H181ZM185 149H184V150H185ZM204 149H205V148H204ZM234 149H235V148H234ZM74 150H78V151L75 152ZM119 150H120V149H119ZM142 150H143V149H142ZM142 150H141V152H142ZM159 150H158V153L160 152ZM161 150H162V149H161ZM205 150H206V149H205ZM227 150H228V151H227ZM237 150H238V148H237ZM239 150H240V148H239ZM245 150H246V149H245ZM245 150H243V151L245 152ZM248 150H249V149H248ZM248 150H246V151H248ZM255 150H256V149H255ZM3 151H4V152H3ZM25 151H26V150H25ZM30 151H31L33 154H31ZM79 151H82V153H77V152H79ZM83 151H85V152H84L85 154L83 153ZM138 151H139V152H138ZM172 151H174V150H172ZM186 151H187V150H186ZM253 151H254V150H253ZM253 151H252V149H251V152H252V153H253ZM47 152H48V150H47ZM50 152H48V153H50ZM87 152H88V151H87ZM136 152H137V153H136ZM156 152H157V151H156ZM165 152H167L166 154L169 153L167 150H165L164 153H165ZM170 152H171V151H170ZM192 152H191V153H192ZM17 153L20 154V156H21V153H19V151H18ZM148 153H147V154H148ZM158 153H157V154H158ZM164 153L162 152V155H161L162 157H163V156L165 157L166 154L164 155ZM187 153H190V149H189V152H187ZM193 153H192V154H193ZM254 153H255V152H254ZM5 154H7V153H5ZM35 154H36V152H35ZM39 154H40V153H39ZM98 154H100V155H98ZM139 154H142V155H143L144 152H143V153H139ZM149 154H151V156H152V152L149 153ZM155 154H156V153H155ZM169 154H170V156H171V153H169ZM172 154H173V152H172ZM248 154H250V153H247V154H246V153L243 154V152H242V153H239V154L237 155V156H238L237 159H236V158H235V159H229V155L227 156V158H228L229 160H228L227 158H225V159H226L225 162H227L228 164H227V163H226V164L224 163V164H225L226 167H227V166L229 167V168L227 167L225 170L228 169V170L230 171L229 173H231V175L233 176V177L230 178L231 175H230L228 172H226V173L224 172L225 175H227V173H228V175H230V176H229V179H231L232 182H233V183L231 182V184H230V181H231V180H229L228 185H229V184L232 185V184L235 183V182L233 181V179H234V180H237V184H239V185H243V184H242L243 182L241 183V181H244V179H246V178H243V180H241L242 177L245 176V174L242 176V175L240 174V172L243 174V173H244V172H243V169H246V168H244V167H246L245 165L242 166L243 164H246V162L251 163V162H249L251 157H250V158L247 157ZM24 155H26V152H24ZM29 155H27V156H29ZM105 155H106V156H105ZM109 155H110V154H109ZM197 155H198V153H197ZM197 155H196V156H197ZM200 155H203V154H202V153H199L198 156H200ZM3 156H4L5 158H4ZM17 156H18V155H17ZM27 156H26L25 158H27ZM103 156H105V157H103ZM146 156H149V155H146ZM166 156L169 157L168 155H166ZM172 156L174 157V155H172ZM178 156H179V155H176V156H175V157H176V160L178 161V162H177V165L174 166V169H177V170H178V171L176 170V172L179 173V171H182V172H180V173H183V169L185 170L184 166H186L185 163L187 164V168H186V169L191 171V174H188V171L186 170L187 175H188L187 178H189V180H188V179H185V181H186V180L190 181V179H192V177H189V175H190V176L193 175V177L196 178V174H198L197 176H200V177L202 176V177H204V178H205V176H206V179H207L209 176L212 177V176L215 174V173H212L213 175L211 174V172H210L211 170L209 169V168L211 167L210 164L208 165V166H210V167H209V168L207 167V168L210 170V171H208V174H211V175H208L207 172H206L205 175H203L202 172H201V173H200V172H199V173L195 172L196 170L194 171L195 174H192V173H193V170H191V169H192V166H191V165H193V164L188 165L187 162H184L185 159L183 158L182 153H181V157L179 156V159H177ZM198 156H197V157H198ZM248 156H249V155H248ZM250 156H251V155H250ZM9 157L12 158L11 155H10ZM18 157H19V156H18ZM143 157H144V155H143ZM157 157H158V156H157ZM164 157H163V158H164ZM175 157H174V158H175ZM188 157H189V156H188ZM254 157H255V156H254ZM15 158H16V159H15ZM22 158H23V157L21 156V162H23V161L25 160V158H24L23 160H22ZM105 158H106L107 160H106ZM136 158H135V160H136ZM149 158H150V157H149ZM174 158H172V160H173ZM185 158H186V156H185ZM190 158H191V157H190ZM198 158H199V157H198ZM204 158H205V157H204ZM204 158H203V159H204ZM230 158H231V157H230ZM233 158H234V157H233ZM248 158H249V159H248ZM19 159H20V158H19ZM33 159H34V158H33ZM145 159H146V157H145ZM145 159H144V160H145ZM147 159H148V158H147ZM153 159H154V158H153ZM161 159H162V158H161ZM203 159H202V160H203ZM222 159H223V158H222ZM246 159H248V161H247ZM252 159L254 160V158H252ZM135 160H133L134 162L132 161L133 164L137 162V161H135ZM149 160H150V159H149ZM151 160H152V157H151ZM158 160H159V158H158ZM174 160H175V159H174ZM202 160H201V161H202ZM205 160H206V159H204L203 161H205ZM15 161H16V162H15ZM105 161H104V162H105ZM109 161H110V160H109ZM109 161H108V162H109ZM121 161H122V160H121ZM165 161H166V160H165ZM189 161H190V160H189ZM251 161H252V160H251ZM254 161H255V160H254ZM256 161H257V160H256ZM256 161H255V162H256ZM8 162H9V161L7 160V163H8ZM205 162L207 163L208 161H205ZM252 162H253V161H252ZM259 162H260V161H259ZM59 163H58V164H59ZM139 163H140V162H138L137 165H139ZM164 163H165V162H164ZM166 163H168V162H166ZM189 163H191V162H189ZM193 163H194V162H193ZM209 163H210V162H209ZM219 163H220V162H219ZM10 164L13 165V163L9 162V165H10ZM54 164H55V165H54ZM62 164H64V167H63ZM103 164H104L105 168L102 167ZM106 164H107V163H106ZM124 164H125V163H124ZM140 164H141V163H140ZM142 164L145 165L144 162H143ZM174 164H175V163H174ZM204 164H205V163H204ZM222 164H223V163H222ZM258 164H259V163H258ZM258 164H257V165H258ZM261 164H262V163H261ZM261 164L258 165V167H257L258 169H259V166H261ZM20 165H21V164H20ZM27 165H28V163H27ZM27 165H26V166H27ZM52 165H54V166H52ZM96 165H97V166H98V165H99V166L101 165L100 168H99V169L101 170V172H100L101 174L99 173V171H100V170L98 169L99 166L97 167ZM107 165H108V164H107ZM112 165H114V164H111V166H112ZM247 165H249V164H247ZM251 165H252V164H251ZM16 166H19V167H17V169H16V168H15ZM21 166L24 167V164L21 165ZM65 166H66V167H65ZM94 166L97 167V169H95ZM122 166H123V165H122ZM124 166H125V165H124ZM128 166H129V165H128ZM128 166H127V167H128ZM133 166H135V165H132V167H133ZM146 166H148V165L146 164ZM159 166H160V165H159ZM166 166H168V165H166ZM169 166H170V164H169ZM189 166H191V168H190ZM193 166H194V165H193ZM222 166H223V165H222ZM8 167H9V168H8ZM48 167H49V166H48ZM127 167H124V168H125V171H127ZM142 167H143V166H142ZM170 167H173V165L170 166ZM188 167H189L190 169H188ZM251 167L254 168V165H252ZM251 167H249V168H251ZM255 167H256V166H255ZM262 167H263V165H262ZM262 167H260V169H261ZM25 168H26V167H25ZM60 168H59V170H60ZM101 168H102V169H101ZM109 168H110V166H109ZM109 168H108V170H109ZM112 168H113V166H112ZM154 168H155V167H154ZM164 168H165V166H164ZM207 168H205V169H207ZM247 168H248V167H247ZM145 169H146V168H145ZM145 169H144V170H145ZM174 169H173V168L169 169V168L167 167L166 169L162 170V172H164L163 174H165V177H164V176H161L159 173H157L158 171H155V172H156V175H153L155 178H154L153 176H151V175L148 176L149 172H151V171H147L148 174H146V176H148L150 180H149L148 178H146L145 173H147V172H146V171H143V169L141 168V166H136L135 169H134V168H133V169L131 168L130 170H136V171H137L136 173L139 172V174H143V173L145 172V173H144L145 180L148 179L149 181H151V178H152V179L154 178L155 181L153 180V181H151V182H154L153 184H155V185H156V183L159 184L160 186H157V185H156L157 188H158V189L160 188L162 191H164V192L166 191V192H167V189H169V190L172 189V187L170 188L171 185L174 186V184H176V182H179L178 180L175 181V182H174V181H171L170 179H171L173 176H171V177L167 176L168 174L173 175V173H168V174H166V173L169 172L170 170H173V171L175 172ZM208 169H207V170H208ZM216 169H218V168H216ZM221 169H222V168H221ZM258 169L255 168L254 170L257 171ZM110 170H111V169H110ZM155 170H156V169H155ZM218 170H219V169H218ZM225 170L222 169V171H225ZM251 170H252V169H251ZM60 171H61V170H60ZM68 171H67V172H68ZM86 171H87V172H86ZM123 171H124V170H123ZM125 171H124V172H125ZM160 171H161V170H160ZM173 171H172V172H173ZM198 171H199V170H198ZM214 171H215V170H214ZM216 171H217V170H216ZM220 171H221V170H220ZM222 171H221V172H222ZM249 171H250V169L248 170V172H249ZM256 171H255V172H256ZM155 172H154V174H155ZM186 172H185V173H186ZM246 172H247V171H246ZM250 172H251V171H250ZM255 172H253V173H255ZM258 172H259V170H258ZM258 172H257V175H256V174H253V173H251V175H253V177H256V176H259V175L261 176V174L258 175ZM28 173H29V172H28ZM80 173H81V174H80ZM85 173H83V174L85 175V177H86V179H87V176H86ZM160 173H161V172H160ZM180 173L178 174V176H179L180 178H181L183 175H185V174L180 175ZM17 174H18L19 176H17ZM65 174H64V175H65ZM125 174H126V175H125L126 177H127V176H128V177L131 176V174H128V175H127V173H125ZM139 174H138V176L140 177L141 175H139ZM158 174H159L162 178H161L160 176H158ZM161 174H162V173H161ZM163 174H162V175H163ZM199 174H200V175H199ZM248 174H249V173H248ZM84 175H83V179H85ZM133 175H134V174H132L131 179L133 178ZM136 175H137V174H135L134 176H136ZM207 175H208V177H207ZM262 175H263V174H262ZM101 176H103V177H101ZM121 176H124V175L121 174ZM166 176L169 177L170 179H169V178H166ZM174 176H175V174H174ZM178 176H176L177 179H178ZM241 176H242V177H241ZM246 176H248V175H246ZM260 176H259V177H260ZM263 176H264V175H263ZM18 177H20V178L18 179ZM22 177H23V175H22ZM24 177H23V178H24ZM90 177H91V176H90ZM126 177H125V178H126ZM141 177H142V176H141ZM156 177H158V179H157ZM185 177H186V175H185ZM200 177H199V178H200ZM251 177H252V176H251ZM251 177H248L247 180H250ZM259 177H258V179H259ZM102 178H103V179H102ZM122 178H123V177H122ZM180 178H179V179H180ZM232 178H233V179H232ZM26 179H27V178H26ZM116 179H117V178H115V182H118ZM159 179H160V180H159ZM162 179H164V180H166V181H164V180H162ZM174 179L176 180L175 177H174ZM183 179H184V176H183ZM201 179H202V178H201ZM209 179H210V178H209ZM209 179H207V180H209ZM211 179H212V178H211ZM211 179H210V180H211ZM214 179H215V178H214ZM254 179H255V178H254ZM22 180H23V179H22ZM24 180H25V179H24ZM24 180H23V181H24ZM89 180H90V179H89ZM89 180H88V181H89ZM101 180H102V181H101ZM129 180H130V178H129ZM129 180H128V181H129ZM136 180H137V179H136ZM142 180H144V179H140V182H139L140 184H141V182H143ZM148 180H147V182H149ZM157 180H159V181H157ZM180 180H181V182H182V179H180ZM194 180H195V179H194ZM194 180H191V181H194ZM202 180H203V179H202ZM251 180H252V178H251ZM17 181H18V183L16 184ZM85 181H86V180H85ZM85 181H84V182H85ZM104 181H105V180H104ZM104 181H103V182H104ZM112 181H113V180H112ZM126 181H127V180H125V182H126ZM169 181H171V182H169ZM205 181H206V180H205ZM214 181H215V180H214ZM214 181H207V182L210 183V182H214ZM216 181H217V180H216ZM216 181H215V182H216ZM218 181H219V180H218ZM218 181H217V182H218ZM14 182H15V184H16L15 186H14V184H13ZM21 182H22V181H21ZM82 182H83V181H82ZM84 182H83V185L85 186ZM108 182H107L106 184L110 185V183H108ZM125 182H123L122 184H125V185H126V183H128V182H126V183H125ZM134 182H135V181H134ZM136 182H137V181H136ZM136 182H135V183H136ZM147 182H146V183H147ZM155 182H156V183H155ZM167 182H168L169 184H167ZM173 182H174V183H173ZM207 182H205V183H207ZM85 183H86V182H85ZM93 183H94V184H93ZM113 183H114V181H113ZM129 183H130V182H129ZM129 183H128V184H129ZM135 183H134V184H135ZM161 183H162V184H161ZM164 183L168 186L167 188H165V190H164V188H163V187H165ZM172 183H173V184H172ZM187 183H188V182H187ZM194 183H196L195 185L197 186V181L194 182ZM200 183H201V180H200ZM208 183H207V184H208ZM63 184H64V183H63ZM86 184H87V183H86ZM115 184H117V183H114V187H115V186L118 187V188H116V187L114 188V189H115V192H113L114 189H113V186H112V185H110V186L112 187V188H110V190H106V189H105V191H104L105 193L103 192V193L106 195L107 198H109L110 200H112L111 203H113V204L118 203V202H119V201L117 202L118 199L120 200V198L123 199L124 197L127 196V197L124 198V199L126 200V202L130 199V200L128 201V202L130 203V206L127 205V203H126L125 205H127L128 208H129V207H130V208H132V207H136L137 210H135L136 208H135V209L133 208L136 212H139V211H138V208H139V210L142 209V208L140 209V207H141L140 203H141V201H142V200H140V199H144V201H142V205H143L142 207H143V208H144L145 206H146L147 209H148L149 207H151V204L149 203L150 200L148 199L149 194H150V193L148 192V189H147L148 186H147V187L137 188V189H139L140 191H138L137 189H133V190L131 189V190H132L131 193L133 194V196H131L130 193L127 195V193L124 192V191L127 189V187H125V186L122 185L123 188H125L124 191H123V190H122V189H123L122 186H117V185H115ZM136 184H137V183H136ZM181 184H182V183H181ZM183 184H184V186H185V182H183ZM190 184H191V186H192V183H191V182H190ZM211 184H212V183H210V185H211ZM235 184H236V183H235ZM235 184H234V186L232 185V186H233V190H234V189H237V187H239V185H236L237 187L234 188V187H235ZM256 184H259V185L261 184L260 186H258V187H260V188H257V186H255V187L257 188V190H260V192H261L262 190H264V188L261 190V188L264 187V183L262 184V183L259 182V180H258V182H257ZM17 185H18V187H17ZM79 185H81V184H79ZM103 185H104V183L102 184V189H103V187L105 186V185H104V186H103ZM119 185H120V184H119ZM129 185H130V184H129ZM163 185H164V186H163ZM169 185H170V186H169ZM193 185H194V184H193ZM210 185L208 184V185H207L208 187H206L205 189H206V190H213V189L216 188V186H215V188H213V187H209ZM228 185L225 184V187H227ZM262 185H263V186H262ZM65 186H68V185H65ZM65 186H64L63 188H65ZM69 186H70V185H69ZM74 186H75V185H74ZM81 186H82V185H81ZM84 186H83V187H84ZM88 186H89V185H88ZM88 186H87V187H88ZM127 186H128V185H127ZM134 186H135V185H134ZM134 186H133V187H134ZM161 186H162V188H161ZM177 186H178V185H177ZM189 186H190V185H189ZM189 186H188V187H189ZM217 186H218V185H217ZM252 186H254V185H251V187H252ZM16 187H17V188H16ZM71 187H72V186H71ZM98 187H99V188H98ZM108 187H109V186H108ZM119 187H121V188H119ZM129 187H130V186H129ZM131 187H132V185H131ZM175 187H176V186H175ZM175 187H174L173 189H175ZM185 187H186V186H185ZM249 187H250V186H249ZM67 188H68V187H67ZM69 188H70V187H69ZM69 188H68V190H69ZM78 188H79V187H78ZM104 188H107V187L105 186ZM196 188H197V187H196ZM196 188H195V189H196ZM219 188H220V187H219ZM227 188L230 189L231 187H227ZM240 188H241V186H240ZM240 188H239V189H240ZM71 189H74V188H71ZM88 189H91V188L88 187ZM111 189H113V190H111ZM143 189H144V190H143ZM188 189H189V188H188ZM229 189H224V188H223L224 191H226V190L228 191ZM253 189H254V187H253ZM66 190H67V189H64L65 192H66ZM78 190H79V189H78ZM128 190H129V188H128ZM134 190H135V191H138V193H139L138 196H136V194H134ZM181 190H182V189H180L179 191H181ZM186 190H187V189H186ZM200 190H202V189H200ZM217 190H218V189H215V190H213V191H217ZM223 190H222V191H223ZM241 190H242V189H241ZM241 190H240V191H241ZM255 190H256V189H255ZM72 191H73V190H71V193H72ZM81 191H83V189H82ZM81 191H79V192H81ZM100 191L102 192V190H98V193H97V191L94 193V191L92 190V192H93L95 195H96V194H98L99 196L101 195L100 198H101V197H104V196H103L104 194H103V195H102V193L99 194ZM122 191H123V192H122ZM179 191H178V192H179ZM197 191H198V190H197ZM213 191H211V192L213 193ZM218 191H219V190H218ZM230 191H231V189H230ZM238 191H239V190H238ZM238 191H237V192H236V191H233V192L231 191V193H229V194H228V192H227L228 195L225 194V192H224V193H223V192L221 193V191H219V192L221 193V196H220V193H219V196L221 197V199H222V200H225V201L228 200V201H229V204L231 205V207H232V206L234 207V208H233V207L231 208L232 211H228V212H226V210H228V209H230V208L226 209V208H227V207H226L225 209H221V213H222V211L225 210V213H226L225 216L227 217V220H228V221L231 220V219H233V217H234V218H235V219H233L234 222H233V220H231V221H232L231 223H230V221H229V222L226 221L227 223H230V224H233V223H234V225H236L235 222H236V223L239 222V221L236 219V217L241 221L240 218H242V220H243L244 217H247V216H248V217L245 218V219H246L247 221H249V222H248V225H249V224L252 223V222H250V220H249L248 218H249V217H253V215H254L255 218H256L257 215H255V214H253V213H254L255 211H258V210H260V211L264 210V202H262V200L264 201V199H261V198H260V199H261V200H260V199H257L256 197H253V199L256 198L255 200H256V201L258 200V201H257V203H255L256 201L254 202V201L252 200V201H253V202H252V201H250V200L252 199V196H250V195H252V194H250L249 196H246V198H247V197H251V199L248 198L250 202L246 201V203H245V202H244L245 199H244V198H243V199L241 198V194H242V193L239 194ZM245 191H246V190H245ZM65 192H63V193L61 192V193H62V194H66V195H68V194L65 193ZM67 192H68V191H67ZM88 192H89V191H88ZM88 192H86V193H88ZM92 192H89L87 195H85L86 193L84 192V193H85V194H84V197H85V196H86V197H87V196H90L89 194H91ZM121 192H122V194L125 193L126 196H124V195L121 196ZM166 192H165V194H166ZM168 192H169V191H168ZM176 192H177V191H176ZM185 192H186V191H185ZM207 192H208V191H207ZM211 192H210V193H211ZM254 192H255V191H254ZM254 192H252V193H254ZM260 192H259V194L261 195V197H263V194H264V193H263V192L260 193ZM59 193H60V192H59ZM68 193H69V192H68ZM148 193H149V194H148ZM160 193H161V192H160ZM171 193L173 194V191H172ZM180 193H181V192H180ZM186 193H187V192H186ZM62 194H61V195H62ZM94 194H92V196H94V198H95V195H94ZM158 194H159V192H158ZM161 194L163 195V193H161ZM168 194H170V193H168ZM175 194H176V193H174V196H175ZM182 194H183V193H182ZM224 194H225L227 197H226ZM254 194H255V193H254ZM69 195H70V194H69ZM69 195H68V196H69ZM79 195L81 196L82 194H79ZM98 195H96V197H97ZM150 195H151V194H150ZM178 195H179V194H178ZM180 195H181V194H180ZM222 195H223V196H222ZM245 195H246V194H245ZM256 195H258V193H256ZM260 195H258V196L260 197ZM62 196H63V195H62ZM68 196H67V198H68ZM123 196H124V197H123ZM168 196H169V197L171 196L172 198L174 197V196H172L171 194L168 195ZM168 196H167V197H168ZM201 196H202V195H201ZM224 196H225L226 198H222V197H224ZM243 196H244V193H243ZM31 197H32V198H31ZM90 197H91V196H90ZM135 197H136L137 199H136ZM150 197H151V196H150ZM150 197H149V198H150ZM160 197H161V196H160ZM177 197H178V196H177ZM203 197H204V196H203ZM244 197H245V196H244ZM67 198H65V199H67ZM97 198H98V197H97ZM128 198H129V199H128ZM86 199H89V198H86ZM91 199H92V198H91ZM122 199H121V201H124V200H122ZM147 199H148V200H147ZM150 199H151V198H150ZM173 199H174V198H173ZM173 199H172V200H173ZM175 199H176V198H175ZM175 199H174V200H175ZM226 199H227V200H226ZM248 199H247V200H248ZM33 200H34V199H32V201H33ZM138 200H139V204H138V205H135V204H137ZM159 200H160V201H158V202L161 203V200H163V199H159ZM178 200H179V199H178ZM178 200H177V201H178ZM200 200H201V199H200ZM133 201H134L135 203H134ZM179 201H180V200H179ZM179 201H178V202H179ZM201 201H202V200H201ZM204 201H205V200H204ZM228 201H227V202H228ZM30 202H31V203H30ZM33 202H35V201H33ZM64 202H65V201H64ZM64 202H63V203H64ZM132 202H133V203H132ZM143 202H146V204L149 203V205L143 204ZM164 202H165V201H164ZM180 202H181V201H180ZM199 202H200V201H199ZM202 202H203V201H202ZM207 202H208V201H207ZM210 202H211V201H210ZM247 202H248V203H247ZM162 203H163V202H162ZM212 203H213V202H211V206H212ZM166 204H167V203H166ZM172 204H173V203H172ZM172 204H170V205L172 206ZM180 204H181V203H180ZM201 204H202V203H201ZM207 204H208V203H207ZM62 205L64 206V204H62ZM118 205H119V207L121 206V205L118 203V204L115 205V208H116ZM134 205H135V206H134ZM139 205H140V207H139ZM144 205H145V206H144ZM167 205H169V203H168ZM183 205H184V204H183ZM202 205H203V204H202ZM202 205H200V206H198V207L201 208ZM209 205H210V203L207 205L206 210L210 207ZM213 205L215 206V208H214V207H213V209H212V207L209 208V212H211V213H209L208 210L206 211L205 208H204L203 211H201L200 209H198V213H199V214L196 212V215H197V216L199 215V218H200V219H198L199 221L202 220V219L205 220L204 222H205L206 224L204 223V224H205L204 226L206 227V225H207V227H206V229L208 230L207 232H208V233H211V230L213 231V232L211 233V236L208 235V233H207L206 238H207V237H208V238L205 240V239H204V236H203L204 233H203V235H201V236L203 237L204 241L200 243V244H201L200 246L198 245L200 241H199V242H196V241H197V240H196L197 237H195L194 239L191 238V239L193 240V241L191 240L192 242H194V240H195V243H197L196 245H198L199 247H201L199 250L197 249L196 251H200L201 249L203 250V246H205L204 248L208 247V249H209V251H210V253H209L210 256H202L203 254H202V255L200 254V256L203 257V258H197L198 256L196 255V256H197V257H196L195 254H194V255H192V258L188 259V260H189V261H188L189 264H190V262H192L191 260H194V261H193L194 263H195V261L198 262V264H201L202 262H207V263L209 262L210 264H215V263L217 264V262H219L217 259H219L221 255H219L220 253L216 252V251H218V250H216V249H217V246H215L216 243H217V242H216L217 240H215V239L213 238V237L215 236L214 233H218V232H219V229L221 228L222 231L225 232V233L222 232V233H223L222 236L225 235L226 233H229V235H231V232H232L231 230H229V231H231V232H226L227 229L225 230V228L228 227L229 224H228V226H227V225H226V226L223 225V224H227L226 222L224 223L225 216L219 218V217L216 215L217 212H215V210H214V209H216V206H217V205H215V204H213ZM123 206H124V205H123ZM131 206H132V207H131ZM171 206H170V207H171ZM181 206H182V204H181ZM185 206H186V205H185ZM218 206H219V205H218ZM224 206H225V205H224ZM163 207H164V206H163ZM163 207H162V208H163ZM168 207H169V206H167V211L169 212ZM178 207H179V206H178ZM178 207H177V208H178ZM182 207H183V206H182ZM182 207H179V208H182ZM219 207H220V206H219ZM63 208H64V207H63ZM128 208H127L128 211H123V212H127V214H128V212L130 211V212L132 213L133 210L131 211V209H128ZM220 208H222V207H220ZM80 209H81V208H80ZM147 209L144 208V209H142V210H143V211H144V210H145V211H148V212H150V213H151V212H154V211H151L150 208H149V210H147ZM183 209H184V207H183ZM201 209H203V208H201ZM211 209L214 211L215 215H214V213H213V211H212ZM233 209H234L235 213H232V212H234ZM82 210H83V209H82ZM82 210H81V211H82ZM116 210H117V209H116ZM123 210H124V209H123ZM163 210L166 211L165 208H164ZM176 210H177V209H176ZM193 210H194V209H193ZM34 211H35V212H34ZM75 211H76V210H75ZM77 211H78V210H77ZM143 211H141V212L143 213L144 217L142 216V213L139 212V213H140V216H139V214H138V215H136V216H133L132 219L129 218V219L131 220V221H130L131 223H130V224H127V225H128L127 227H129V225H130L129 229H131V231H130V233L127 232V233H128V236H127V235L125 234V232H124L123 235H126V236H127V237H124V236H123V237L125 238L124 241L126 242V240L128 239V244H129V246L131 247V248H129V249H132V251L130 250V252H131L132 255H134V256H133V260H134V257H135V259H137L136 262L140 261V262L135 263V264H140V263H141V264H143V263H144V264H145V263L147 264V262H149V264H152L151 262H153V264H154V263H155V264H163V263H161V262H162L163 259H165V257H164V253L166 252L165 250H168V249H167V248H164L163 245H161V244H160V245L162 246V249L160 248L161 246H160L159 244H157V245L160 246L159 248H158L157 245L154 246V245L151 243V240H153V238H154V237L151 238V235H152V234H149V236H150V238H151V239H150L148 236L145 235V234H147V233H145V234L143 233V232H147L146 229H147L148 227L150 228V225H151V223H152L148 218H147V219L145 218V214H146V212L144 211V212H145V213H144ZM170 211H172V209H170ZM178 211H179V209H178ZM182 211H185V209L182 210ZM182 211L180 210V212H182ZM186 211H187V210H186ZM196 211H197V210H196ZM25 212H27V213L29 214V216H28V214H26ZM79 212H80V211H79ZM133 212H134V211H133ZM148 212H147V213H148ZM229 212L232 213L234 216L231 214L232 217H230V215H229L230 213H229ZM236 212L239 213V214H241V215L236 214ZM30 213H31V215H30ZM74 213H75V212H74ZM74 213H72L71 216H72V215L74 216ZM80 213H81V212H80ZM82 213H83V212H82ZM82 213H81V214H82ZM115 213L117 214V213H121V212H120V211H119V212H116V211H115ZM131 213H129V214L132 215ZM150 213H148V214H150ZM164 213H165V212H164ZM175 213H176V212H175ZM178 213H179V212H178ZM192 213H194V212H192ZM207 213H208L210 216H212V215H214V216H213V217H208L209 215H208ZM223 213H224V212H223ZM227 213H228V214H227ZM76 214H78V213L76 212ZM129 214H128V215H129ZM134 214H135V213H134ZM168 214H170V213H167V215H168ZM182 214H183V213H182ZM186 214H187V212H186ZM186 214H185V215H186ZM188 214H189V213H188ZM190 214H191V213H190ZM206 214H207L208 216H206ZM257 214H258V212H257ZM120 215H122V214H120ZM152 215H154V214L152 213ZM152 215H151V217H152ZM170 215H172V213H171ZM175 215H176V214H175ZM183 215H184V214H183ZM194 215H195V214H194ZM194 215H193V216H194ZM235 215H236V217H235ZM237 215H239L240 217L237 216ZM73 216H72V217H73ZM82 216H83V214L80 215L81 218H82ZM84 216H85V215H84ZM123 216H124V214H123ZM146 216L150 217V215H146ZM221 216H222V214H221ZM228 216L230 217V219L228 218ZM72 217H71V218H72ZM85 217H86V216H85ZM85 217H84V218H85ZM127 217H128V216H127ZM130 217H131V216H130ZM142 217H143V218H142ZM170 217H171V216H170ZM172 217H173V215H172ZM178 217H180V219H181V213H180V216H178ZM178 217H177L175 220H177ZM183 217H185V216H183ZM183 217H182V219H183ZM258 217H259V216H258ZM69 218H70V217H69ZM71 218H70V221L72 220ZM76 218H79V217L77 216ZM81 218H79L78 221H80V220L82 221L83 218H82V219H81ZM86 218H87V217H86ZM119 218H120V216H119ZM153 218H154V216H153ZM166 218H167V217H166ZM253 218H254V217H253ZM26 219H27V220H26ZM35 219L38 220V221H35ZM123 219L126 221L125 218H123ZM123 219H122V220H123ZM129 219H128V221H129ZM167 219H168V218H167ZM185 219H186V217H185ZM185 219H184V220H185ZM196 219H197V217H196ZM0 220H1V219H0ZM25 220H26V221H25ZM75 220H76V219H75ZM84 220H85V219H84ZM124 220H123V221H124ZM154 220H155V219H154ZM168 220H169V219H168ZM253 220H254V219H253ZM255 220H258V219H255ZM24 221H25V223L28 222V223H27L28 225L30 224V225H29L30 228H29V226H27L28 228H26V229H28V230L30 229V232H28V233H26V231H28V230H26V231L23 232V233H21L22 231L19 232V227H20V226H22V227H26V226H23V224L25 225ZM70 221H69V222H70ZM85 221H86V220H85ZM179 221H180V220H179ZM247 221H246V222H247ZM251 221H252V220H251ZM260 221H261V220H260ZM39 222H40V221H39ZM73 222H74V221H73ZM153 222H155V221H153ZM171 222H172V221H171ZM177 222H178V221H177ZM181 222H182V221H181ZM202 222H203V221H202ZM253 222H254V221H253ZM255 222H256V221H255ZM255 222H254V223H255ZM74 223H76V222H74ZM82 223H83V222H82ZM82 223H81V224H82ZM119 223H120V222H119ZM123 223H124V222H123ZM179 223H180V222H179ZM182 223H183V222H182ZM260 223H261V222H260ZM0 224H1V223H0ZM71 224H72V223H71ZM79 224H80V222H79ZM153 224H154V223H153ZM183 224H184V223H183ZM185 224H186V223H185ZM199 224H200V223H199ZM221 224H222V225H221ZM258 224H259V223H258ZM262 224H263V222H262ZM2 225H3V224H2ZM38 225H39V224H38ZM73 225H74V224H73ZM73 225H71V226H73ZM75 225H76V224H75ZM82 225H83V224H82ZM171 225H173V224H171ZM176 225H177V224H176ZM180 225H181V224H180ZM180 225H179V226H180ZM238 225H239V224H238ZM238 225H236V226L238 227ZM241 225H242V224H241ZM246 225H247V224H246ZM0 226H1V225H0ZM34 226H35V227H34ZM77 226H78V225H77ZM77 226H74V230H75V227H77ZM179 226L177 225L176 228L179 227ZM202 226H203V225H202ZM204 226H203V227H204ZM218 226H220V228H219ZM221 226H222V227H221ZM243 226H244V225H243ZM243 226H242V227H243ZM2 227H1V228H2ZM33 227H34V228H33ZM102 227H103V226H102ZM127 227H126V228H127ZM180 227H184V225H183V226L181 225ZM205 227H204V229H205ZM215 227H218L219 229H218V228H215ZM223 227H224V228H223ZM233 227H234V226H232V230H233ZM72 228H73V227H72ZM72 228H71V229H72ZM79 228H82V227L79 226L77 229H79ZM100 228H101V227H100ZM176 228H175V229H176ZM228 228H229V227H228ZM234 228H235V227H234ZM239 228H241V227H239ZM179 229H180V228H178V232H179ZM215 229H216V230L218 229V230L216 231ZM221 229H220V232H221ZM20 230H21V229H20ZM24 230H25V229H24ZM24 230H23V231H24ZM79 230H80V229H79ZM102 230L104 231V230H106V228H104V229H102ZM102 230H100V231H102ZM181 230H182V228H181ZM181 230H180V232H181ZM103 231H102V232H103ZM108 231L111 232V231L108 230V229H107L105 232H107V233L109 234ZM123 231H124V230H123ZM150 231H151V230H150ZM184 231H185V228H184ZM184 231H182V232H184ZM186 231H187V230H186ZM227 231H228V230H227ZM233 231H234V230H233ZM238 231H239V229H238ZM238 231H237V232H238ZM204 232H205V231H204ZM24 233H25V235H24L25 237H24V238L27 237L26 234H28V236H29L30 238L27 237V240H26V239L24 240V239L22 238V240L19 241L20 238L23 237V234H24ZM47 233H46V234H47ZM150 233H151V232H150ZM187 233H188V232H187ZM187 233H186V235H187ZM233 233H234V232H233ZM233 233H232V234H233ZM44 234H45V233H44ZM75 234H76V233H75ZM108 234H106V235L103 234V235H104V237H105V236H107ZM143 234H144V235H143ZM179 234H180V233H178L177 235H179ZM212 234H214V235H212ZM235 234H236V233H235ZM235 234H233V236H235ZM258 234H259V233H258ZM52 235H53V237H54V235H56V233L53 234V232H52ZM109 235H110V234H109ZM113 235H115V234H113ZM140 235H142V236H140ZM147 235H148V234H147ZM160 235H161V234H160ZM160 235H159V238H161ZM182 235H184V234H182ZM218 235H219V236H218ZM218 235H216V237L218 236V238H219V237H220V233H218ZM227 235H228V234H227ZM254 235H255V234H254ZM94 236H95V235H94ZM96 236H97V235H96ZM110 236H111V235H110ZM143 236H146V237H144V239H142ZM152 236H153V235H152ZM187 236H188V235H187ZM187 236H186V238H188ZM190 236H191V235H190ZM190 236H189V237H190ZM194 236H195V235H194ZM236 236H238L237 238L240 237L239 234H237ZM45 237H46V238H45ZM97 237H98V236H97ZM99 237H101V235H100ZM99 237H98V238H99ZM139 237H141L142 241L140 240ZM147 237H148V240H147V241H144ZM225 237H226V235H225ZM228 237L231 238V239H233L232 236H228ZM259 237H260V235H259ZM28 238H29V239H28ZM101 238H102V237H101ZM111 238H112V237H111ZM111 238H110V239H111ZM114 238L116 239L117 237L114 236ZM114 238H113V240H114ZM126 238H127V239H126ZM180 238H181V237H180ZM182 238L184 239V236H183ZM200 238H201V237H198V239H200ZM222 238H224V236H223V237H220V240H224V239H222ZM229 238L227 239V237H226L225 239H227V240H225L224 243H225V244H229V245L231 246V245L234 244V241H235V240L231 241V239H230V241H228ZM30 239H31V240H30ZM50 239H49V240H50ZM53 239H55V238H53ZM107 239H108V238H107ZM155 239H157L156 236H155ZM155 239L153 240L154 242L157 241V240H155ZM167 239H169V238H167ZM178 239H179V237H178ZM234 239H235V238H234ZM242 239H243V238H242ZM242 239H241V240H242ZM259 239H260V238H259ZM261 239H262V238H261ZM23 240H24V241H23ZM51 240H50V241H51ZM55 240H56V239H55ZM58 240H60V239H58ZM99 240H100V243H101V244H98L99 241H97V245H96L97 250H93V251H98V254H99V253L102 252L104 249H105V251H106V248H107V250L110 249V247H111V243H112V240H109V239H108V241H105L104 243H102L101 241H104V240H106V239H104V240L99 239ZM181 240H182V239H181ZM201 240H202V238H201ZM218 240H219V239H218ZM18 241H19V242H18ZM22 241H23V243H22ZM25 241H26V242H25ZM60 241H61V240H60ZM92 241H93V240H92ZM95 241H96V239H95ZM149 241H150V243L152 244V246H150V244H149V246H148V245H146V246L142 245L143 242H144V244H148ZM170 241H171V240H170ZM188 241H189V243H192L190 240H188ZM188 241H187V242H188ZM260 241H262V240H260ZM93 242H94V241H93ZM157 242H158V241H157ZM157 242H156V243H157ZM163 242H164V241H163ZM179 242H181V241L179 240ZM182 242H184V243L182 244V245H184V244H185V239H184V241H182ZM229 242H230V243H229ZM236 242L238 243V241H236ZM18 243H19V244H18ZM48 243H50V245H49ZM52 243H54V244H52ZM60 243H61V242L58 243L59 246L62 245V243H61V245H60ZM105 243H106V244H105ZM113 243H115V242L113 241ZM123 243H124V242H123ZM126 243H127V242H126ZM126 243H125V244H126ZM161 243H162V242H161ZM176 243H177V242H176ZM221 243H222V242H221ZM231 243H233V244H231ZM241 243H242V242H241ZM43 244H44V245H43ZM45 244H47L48 246H46ZM67 244H68V242H67ZM94 244H95V243H94ZM154 244H155V243H154ZM193 244H194V243H193ZM193 244H192V245H193ZM242 244H243V246H244V243H242ZM246 244H247V243H246ZM3 245H4V246H3ZM22 245H21V248H22ZM38 245H39V247H38ZM41 245H42V247H41ZM98 245H99V246H98ZM105 245H106V248H105ZM113 245H114V244H113ZM180 245H181V243H180ZM186 245H187V244H186ZM188 245H189V244H188ZM229 245H227V246H229ZM5 246H7V247H5ZM12 246H16V247L13 248ZM30 246H32V245H30ZM43 246H44V247H43ZM59 246H58V247H59ZM164 246H165V245H164ZM167 246H168V245H167ZM218 246H219V245H218ZM243 246H242V248H243ZM1 247H0V248H1ZM36 247H37V248H36ZM56 247H57V246H56ZM114 247H115V245H114ZM122 247H123V246H122ZM124 247H126V246H124ZM169 247H170V246H168V248H169ZM186 247H187V246H186ZM244 247H245V248H248V246H247V247L244 246ZM18 248H19V247H17V249H15V250H19V251L23 250V248H22V249H21V248L18 249ZM93 248H94V247H93ZM127 248H128V247H127ZM163 248H164V249H163ZM180 248H181V247H180ZM188 248H189V246H188ZM190 248H191V247H190ZM190 248H189V250H191ZM192 248H193V247H192ZM196 248H197V247H196ZM225 248L227 249V247H225ZM225 248H224V249H225ZM2 249H3V248H2ZM11 249H12V250H11ZM45 249H46V248H45ZM102 249H103V250H102ZM114 249H115V248H114ZM114 249H113V250H114ZM119 249H120V247L118 248V250H119ZM170 249H172V248H169V250H170ZM226 249H225V250H226ZM240 249H241V248H240ZM240 249H239V252L241 251ZM123 250H125V248H123ZM126 250H127V249H126ZM173 250H174V249H172V251H173ZM202 250H201V251H202ZM204 250H205V249H204ZM230 250H231V249L229 248L227 251L230 252ZM45 251H47V250H45ZM48 251H50V250L48 249ZM53 251H52V252H53ZM99 251H100V252H99ZM110 251H111V250H110ZM115 251H116V249H115ZM172 251H169V252L172 253ZM201 251H200V252H201ZM219 251H220V250H219ZM248 251H249V250H248ZM15 252H16L17 255H18V252H17V251H15ZM23 252H24V253L26 252V253L24 254ZM52 252L50 251V253H52ZM111 252H113V251H111ZM118 252H119V251H117L116 253H118ZM121 252H122V251H121ZM128 252H129V250H128ZM130 252H129V253H130ZM180 252H181V251H180ZM222 252H223V251H222ZM237 252H238V251H237ZM237 252H235L236 254L234 255V256H235L234 258H235V259L238 258V260L233 261V262H236V263H239V264H248V261H251V262H252V260L255 261V260H256V259H255L256 257L259 258V259L257 258L258 260H260V258L263 259L262 257H263V255H264V253H263V255H261L262 257L260 256V254H259V256H257V255H258V253H257V254H256V257H252V258H251V255H249L250 257L247 256V254H248L247 252H246L247 254L244 253V254H246L247 257L241 256V255L238 256V255H237ZM239 252H238V253H239ZM241 252H242V251H241ZM250 252H251V251H250ZM94 253H95V252H94ZM126 253H127V252H126ZM171 253H166V254H167L168 256H170V255H172ZM173 253H175V252H173ZM194 253H195V251H194ZM197 253H198V252H197ZM224 253H225V252H224ZM224 253H221L222 256L224 255V256H223L224 258H231V257H225V254H224ZM251 253H252V252H251ZM9 254H10V256L12 257V255H11L12 253H9ZM19 254H20V252H19ZM43 254H46V253H43ZM43 254H42V255H43ZM98 254H97V255H98ZM101 254H102V253H101ZM101 254H100L99 256H101ZM104 254H105V253H104ZM114 254H115V253H114ZM119 254H120V252H119ZM124 254H125V253H124ZM131 254H130V255H131ZM177 254H178V253H177ZM183 254H184V252H183ZM185 254L187 255V253H185ZM239 254H240V253H239ZM252 254H253V253H252ZM13 255H15V254H13ZM24 255H25V256H24ZM48 255H49V254H48ZM48 255H47V256H48ZM110 255H111V254H110ZM121 255H122V254H121ZM125 255H126V254H125ZM128 255H129V254L127 253V256H128ZM130 255H129V256H130ZM175 255H176V253H175ZM204 255H205V254H204ZM227 255H228V254H227ZM236 255H237L238 257H237ZM242 255H243V254H242ZM22 256H21V257H22ZM104 256H107V255H104ZM104 256H102V258H104ZM117 256H118V255H117ZM122 256H123V255H122ZM127 256H125V257H127ZM217 256H219V258H218ZM231 256H233V253H232ZM253 256H255V255H253ZM13 257H14V256H13ZM13 257H12V258H13ZM18 257H19V256H18ZM21 257H19V258H21ZM43 257H44V256H43ZM45 257H46V256H45ZM45 257H44V258H45ZM72 257H74V256H72ZM97 257H98V256H97ZM190 257H191V255H190ZM248 257H249V258H248ZM5 258H6V260H7V258H10V257H9V256H6ZM19 258H18V259H19ZM105 258H106V257H105ZM166 258H167V257H166ZM180 258H181V257H180ZM185 258H187V257L185 256ZM188 258H189V256H188ZM195 258H197V259L195 260ZM221 258H222V257H221ZM224 258H222V259H224ZM10 259H11V258H10ZM13 259H15V258H13ZM18 259H17V261L20 260V259H19V260H18ZM21 259H22V258H21ZM47 259H49V257H47ZM98 259H99V258H98ZM100 259H101V258H100ZM122 259H123V258H122ZM131 259H132V257H131ZM254 259H255V260H254ZM104 260H105V259H104ZM168 260H170V259H168ZM228 260H229V259H228ZM15 261H16V259H15ZM25 261H24V262H25ZM41 261H42L43 263H41ZM70 261H72V260H70ZM73 261H74V259H73ZM73 261H72V262H73ZM125 261H126V260H125ZM125 261H124V262H125ZM129 261H130V260H129ZM181 261H182V260H181ZM186 261H187V260H186ZM222 261H223V260H222ZM222 261H221V262H222ZM231 261H232V260H231ZM237 261H238V262H237ZM241 261H242V262H241ZM12 262H14V260H13ZM20 262H21V261H20ZM24 262H21V263H24ZM99 262H100V260H99ZM101 262H102V261H101ZM103 262H104V261H103ZM106 262H107V261H106ZM130 262H131V261H130ZM134 262H135V261H134ZM163 262H164V261H163ZM166 262H167V261H166ZM212 262H213V263H212ZM214 262H215V263H214ZM228 262H229V261H227V263H228ZM255 262H256V261H255ZM255 262H253V264H254ZM258 262H260V261H257L256 263L258 264ZM14 263H15V262H14ZM75 263H76V260H75L74 264H75ZM104 263H105V262H104ZM104 263H103V264H104ZM111 263H112V262H111ZM111 263H110V264H111ZM194 263H193V264H194ZM225 263H226V262H224V264H225ZM227 263H226V264H227ZM236 263H235V264H236ZM249 263H250V262H249ZM256 263H255V264H256ZM17 264H18V263H17ZM105 264H106V263H105ZM124 264H125V263H124ZM164 264H168V262H167V263H164ZM171 264H172V263H171ZM183 264H184V263H183ZM203 264H205V263H203ZM222 264H223V263H222ZM233 264H234V263H233Z\"/></svg>",
    "mask_w": 264,
    "mask_h": 264
}]
</instances>
